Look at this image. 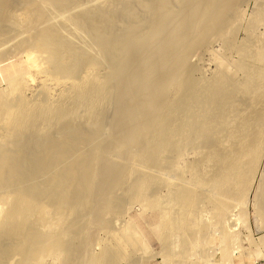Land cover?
<instances>
[{
    "label": "rangeland",
    "instance_id": "rangeland-1",
    "mask_svg": "<svg viewBox=\"0 0 264 264\" xmlns=\"http://www.w3.org/2000/svg\"><path fill=\"white\" fill-rule=\"evenodd\" d=\"M5 1H7V0H4V1H2L3 3H11V4H13V1L15 2V0H8L7 2H5ZM9 1H11V2H9ZM17 2H19V4L20 5H22L23 3H25V5H27L28 6V8H30L29 6L30 5H33V2H34V0H28L27 1V3H29L30 5H28V4H26V2H25V0L24 1H22V0H16ZM36 1V3H38L39 1L38 0H35ZM42 0H40V2H41ZM83 0H81V4L83 5V4H85L84 3V1L82 2ZM90 1H92V0H90ZM95 1H97V0H93V2H95ZM99 1V0H98ZM103 1H107V2H110V3H115V0L113 1H111V0H103ZM117 1H119V0H117ZM116 1V2H117ZM120 1H122V0H120ZM127 1L129 2V1H131V2H129V3H127ZM156 1V2H155ZM123 0V2L126 4V6H128L129 4H131L130 6H128V7H130V11H129V13H130V15L128 14V12H124V10H123V12L126 14V16H123V18L121 17V15H120V20H118L116 23H115V27L117 28V31H116V29H115V27H114V32L116 33H114L115 35H116V37L118 38V40H122V41H119V43L120 42H123V40H124V38H125V35L122 37L121 35H118L117 36V32H119V34H122V33H120L121 32V29L123 30V34H126L127 35V32H129L133 27H136V28H134V29H132L131 30V32H130V35H131V37H130V35L128 34L127 35V37L125 38V39H129V37L130 38H134V35H137V36H135V38L133 39L134 41H135V39L137 40V39H139L138 40V42H140L139 44H135V45H139V46H137V47H139V48H137L138 49V52L140 53L141 51V53L139 54V53H137V51H135V50H137L136 48H132L133 49V51L131 50L130 51V49L129 48H127L128 49V52L130 51V53H126L125 52V54H130L128 57L125 55L123 58L121 57V59L119 60V61H121V63H119V61H118V63H116V61H115V64L113 65L114 66V68H115V70L116 71H118V69L120 68L121 70H122V68L123 67H120V66H122V64H123V61H124V63L125 64H127L125 61H128V64H127V66L125 65H123L124 66V69H123V71H121V73L123 72L124 73V75H122V74H120V75H114V72H116L114 69H112L111 68V66L112 65H110L111 63L113 64V60H112V62L110 63V61H104L103 60V63L104 62H106V63H104V65H102L101 63V61H99V63L98 64H101L100 66H101V68H100V66L99 67H97V65H92V66H88L89 67V69H88V67H87V69H85V67L84 68H81L78 72V74H80L79 76L80 77H83L86 73H87V75H89L88 77H86V75L83 77V78H81L80 80H82L83 82L85 81V83H87V82H89L90 80L91 81H94L95 80V78L96 79H98V80H96L95 82H98L97 84H95V86L93 85V87L92 86H90L91 84H90V82L88 83V84H90V85H88L87 84V88H88V86H90L89 87V89L87 90V88H85V91L87 90L88 92H86L85 93V91L84 92H79L75 87V85L76 84H81V82L82 81H80L77 77H75L76 75H73L72 76V78H71V76L69 77V80H68V77H67V75L66 74H62V73H58V72H55V73H58V74H60V76L58 77V76H56L57 74H55V73H52V72H54V71H52L51 70V67L50 66H48V68L49 69H47L46 71H45V69H42V70H44V72L42 71H39V70H41V68H38V66H40V65H42L41 67L42 68H47V65L49 64V61L45 58V55L44 54H47V53H44V52H41V51H38L37 49H36V51L35 52H33V53H35L34 55H37L36 53H37V51H38V53H42L43 54V57L46 59H43V60H45V61H43L42 60V56L40 55V54H38L37 56H38V58H39V56L41 57V60L42 61H40V58H39V60L37 61V64H36V62L34 61V63H32V62H30L31 64H32V66L30 65V63H29V59H27V57H26V55H28V54H31L30 52L31 51H33L32 49H34L35 50V48H31L30 50H29V47H31L29 44H27L28 46H27V48L24 46V48H22V49H24V50H22L21 49V47H19L18 48V51H17V47H18V39L20 40H22L23 38H25L26 36L25 35H23V34H27V33H25V31L28 29H30V28H32V26L31 25H33L34 27H36L37 26V24H35L34 25V23L32 24V21L34 22L35 20H37L36 18H34V20H32L33 19V14H32V16H30V13H29V16L26 14V12H25V15L27 16V17H31V19H30V21H31V23L29 22V20H28V18H25V16H23V10L27 7H25V5H23L25 8L22 10V8H23V6H21L20 8H21V11H22V13H21V11H19L20 9L18 8V11H16V14H15V11H14V9L15 10H17L16 8L19 6V4L17 5L16 3L15 4H13L14 5V8H12V9H10L9 11L11 12V10H12V12L14 11V14L11 12V14H13V15H18V16H16L17 18H19L20 17V15H21V17L20 18H22L23 19V21L22 20H19L20 21V23L21 24H23V25H25L21 30H20V32L22 31V30H24V28L26 29L25 31H23V32H17V31H19V30H17L16 29V31H11V30H13V28L9 25L10 23H4V21H2L5 25H1V29H2V27H3V29L2 30H5L4 28H5V26L8 24L9 26H7L8 28H10V30L8 29V30H6V32L5 31H2V30H0L1 32H0V34L1 33H3L4 34V32H5V34L3 35H0V55H1V52L3 53L2 54V57L0 56V58L2 59V60H0V95H2V96H0L1 97V99H0V103H1V100H3V98H4V96L3 95H6V96H9L10 97V95H11V93L13 92V95L14 94H16L15 92H18L17 93V95H15L14 96V98L13 97H8L9 99H10V101H11V98L14 100V99H16L17 100V102H19L18 104H20V102H21V105H20V109H21V107H22V102L23 103H25L24 105H23V107L25 106V108L24 109H26L27 111L29 110H31V112H34V113H29V111H28V113L26 112V115L27 114H29L30 116L32 115V117H28L29 115H27L26 117L28 118V119H20V117H16V118H19V119H17V120H19V122H22L21 124H19L18 123V121L17 120H15V121H12V120H14V119H11V118H8V116H7V118L8 119H11V120H9L10 122H8L7 120V118H5L4 117V114H3V105H0V107L2 108V109H0V113H1V111H2V114H0V116L1 117H3V119L0 117V142L3 140V145H5V141L7 142L8 141V139L9 140H12V135L13 134H16V135H14V137L13 138H18L17 136H20V134L22 133L23 134V132H25L26 131V129L29 131H27L26 132V135L28 134V133H30V130H35V131H37L38 130V133H37V136H38V134H39V137L40 136H45L44 138H47V139H54V140H56V138H58L60 135H52V134H55V133H57V134H59L60 132L59 131H61V129H62V126L60 127V124H61V122L64 120V122H65V124H66V122H68V124L67 125H65L64 124V122H62L64 125H63V127L64 126H69V127H71L72 125H74L73 127H75L76 129H82L81 131L83 132L84 130V132L83 133H85V134H87V135H89V136H91V138L90 139H93V136L91 135V132H93L92 134H94V133H96V134H94V136H96L95 137V139L91 142V144H86V146L88 145V148H90V150L88 149V148H86V146H84V145H82V149H84V147H85V149H88L87 150V152L88 151H90L91 153H93L94 151L96 152V151H98V154H97V158L98 159H95L96 157H94V161L95 162H97L98 160V163H99V165H98V163L96 164L95 162H93V163H95L98 167H96V165L95 164H93L94 165V169L93 170H95L94 171V176L96 177V175H97V177L95 178V180H96V182H95V180H94V183H96L95 185H93L92 184V187L94 188V187H96L95 189H93V188H91V191H92V189H93V191H95V192H91L90 191V193L89 194H87V193H84V194H82V193H79V194H81V197H82V199H84L83 200V204H85V206L84 205H82V203H81V199H78V198H80V197H78V196H80L79 194H77V193H74L75 195H78V196H75V195H72V193L73 192H71V195H69L70 197V199H72V202H73V198L72 197H75V199H76V203L77 204H75V205H72L73 203L71 202V200H70V202L72 203L71 204V208L73 207V206H75V208L77 207L76 205H78V206H83V207H85L84 209H83V207H79V208H76L77 210H79V211H75L74 210V212L72 213V211L73 210H71V212L70 211H68L67 210V205L65 206L64 205V207H66V210H65V208L63 207L62 208V206L60 207V204H59V206L57 205L58 204V201H57V207H55V206H53L52 204H55V203H52V201H51V204H50V201H48L49 203H48V206H47V204H46V206H44L45 205V203H47L46 201L49 199V198H47L45 201H44V199H40L39 200V202L41 201V200H43V202H44V208H46V210L45 211H47L46 213L48 214H46V213H44V214H46V215H43V217L44 216H49L50 217V219H52V217H54L55 218V216H56V218H55V220L57 221V224H58V220L59 221H62V215L64 214V217H68V218H66L65 219V221L67 220V222H68V224H67V222H59L60 224L61 223H64L63 225L64 226H62V224H61V227L63 228V230H62V232L61 231H59L61 228H59V227H56V221H54V226H52V223H51V226L52 227H55L54 229H56L55 230V232H52V228L50 227V222L48 223V222H46V224H45V227H46V225L49 227L48 228V230L49 229H52V230H47L45 227H44V230L42 229H40V226H39V228H38V232H40L39 231V229L41 230V234L43 235V231H45L44 233H45V236H46V238L45 237H43V238H40V239H38V237L36 238L37 239V241L36 242H34V244H33V242H32V240L30 241V242H32L31 244H30V242H29V244H30V250H31V252H30V250H29V252L27 251L26 252V249H28L29 248V246L27 245L26 246V249H25V251H20V253H19V250H18V253L19 254H15V253H11L10 255H6V257H10V258H6L5 259V256H4V260H6V261H1L2 263H0V264H30L31 262V264H35V263H37V264H54V263H56V261H57V263L56 264H98V262L100 263V264H134V262H137V264H264V244H263V242H262V240L264 239V209H263V205L264 204H262L263 202V198L261 199L260 197H262V196H264V192L262 193V191H264L263 189H264V185H262V184H264V181H262V180H264V148H263V146H264V138H263V135H264V96L262 95V93H259V94H255V95H253V97H251V95H250V97L248 96V93H247V96H248V98H247V96H246V94H245V92H244V94H245V96L243 95V97L241 96V94H242V92H243V89L241 88L242 86V84L244 83V82H246V80L243 82V79L244 78H246L247 76V74H244L243 75V73L242 72H244V66H246V64H244V66L243 67H241V68H239L238 66H239V64L240 65H243V62H245V63H248V60H247V58H246V56H247V54H248V49H246L247 51H245V50H243L244 48H242V52H246L245 54H242V53H240L241 52V49L239 50V47H242V46H244V45H246L247 47L248 46H251V44L253 43V42H255V43H257V45H261V46H263V42H264V22H263V20H264V17L263 16H261L262 15V13H264V3H262V2H264L263 0H261V3H259L260 2V0L258 1V0H256V2H255V0H248L249 1V3H248V1H246L247 3H244V2H242V3H244V4H246V5H248V6H241L242 5V3H241V5H240V7L239 6H237L235 9L236 10H238V9H240L241 7H244L243 9L241 8V10H243L242 12H241V10H238L240 13H238V14H235V13H233L232 12V14H231V19H236L237 17H239L240 18V20L242 21H237V19H239V18H237L236 19V23H235V21H232L231 22V24H233L232 25V27H233V31H232V27H231V24L229 25V30L230 31H232V33H234V32H236V33H234V35L233 34H230V36H229V33H230V31H228V30H226V32L228 33V36L223 32V34L222 33H220V34H222V37L221 36H219L220 34H218L220 31L219 30H217L218 31V33H216L215 32V29H213V31L215 32H213L214 33V35L216 34V35H218L219 37H221V38H225V36H224V34L227 36L226 38H230V39H227V40H230L229 41V43L230 44H228L229 45V47H228V45H226L227 43H225V41L226 42H228L226 39L225 40H223L222 39V41H221V39H220V41L217 39V37H215L212 33V36H214V39H212L213 37H210L209 38V36H210V33H208V32H210V30H208L207 31V29H206V31L205 32H207L209 35H207V34H204V38H205V35L206 36H208V37H206L207 39H205V41L207 40V41H209V40H212L213 42H208L207 43V45L205 46L204 44H203V42H204V40H202V39H200L202 36L201 35H199L198 37H200V38H198L197 39V37H196V39H195V37H193V38H185L184 39V37H183V34H182V32H181V30L180 29H177V27H176V25H179V24H185L187 21V19L186 18H183L184 20H183V22H181V20H179L181 23H179V21H178V19H180L179 18V15H180V17H181V15H184L185 17H187V13L185 14L184 12V14H179V12L180 11H183L184 10V8L183 7H185V3H186V5H188V3H187V0H179V1H177V0H173V3H172V1L171 0H167V3H166V0H159V2H158V0ZM176 1V2H175ZM258 1V2H257ZM32 2V3H31ZM39 2V3H40ZM89 2V1H88ZM92 2V3H93ZM100 2V1H99ZM138 2V3H137ZM142 2H144V3H142ZM153 2H155V3H153ZM157 2H158V4H160L161 3V5H162V2H164L163 3V5L164 4H166V5H169V6H171V7H168V6H166V5H164V6H166L167 7V10H168V8H169V11L168 12H170L169 13V15L170 14H172L173 13V15H170V18L167 16V18H166V20L169 18V22L170 21H172V19H173V21H174V23H173V25L175 24V26H173V25H171L170 27H169V24H172V22L171 23H167L168 21H166V25H168V26H166V29H167V27H168V32H167V30L165 31V34H164V36H162L163 34H161V38H160V36H158V37H156V34H160V33H157L156 31L154 32L155 33V35L151 32V30L152 29H150L151 27L150 26H155V25H158L159 23V21L158 20H160V19H158V18H155V15L157 14V13H159L160 11H161V8H160V11H159V8H157L158 9V11L159 12H157V10H155L156 9V7L158 6L157 5ZM170 2V3H169ZM182 2H185V3H182ZM22 3V4H21ZM36 3L34 2V7L36 6ZM86 3H87V0H86ZM136 3H137V5H136ZM148 4L147 6L145 5V4ZM152 3V5L150 6V4ZM169 3V4H168ZM178 3V4H177ZM181 3V4H180ZM261 4V5H263V6H261V5H259V4ZM141 4V5H140ZM175 4V5H174ZM86 5V4H85ZM132 5H134V7H132ZM156 7H155V6ZM173 5V6H172ZM257 6V5H259L261 8H262V11H260V7L258 6V7H255V6ZM33 6H32V9H30V10H33ZM37 6H38V4H37ZM125 6V5H124ZM125 6V7H126ZM139 6H143V7H139ZM148 6H150V9L148 8ZM152 6L153 7H155V12H157L156 14L152 11L151 12V10H152ZM160 6V5H159ZM177 6H178V8H177ZM181 6V7H180ZM1 7V6H0ZM128 7H127V9H128ZM135 7H137L136 9H137V11H136V9H135ZM160 7H162V6H160ZM239 7V8H238ZM27 8V9H28ZM144 8H146V9H144ZM147 8H148V10H147ZM175 8H176V10H175ZM238 8V9H237ZM247 8V9H246ZM257 10H256V9ZM260 8V9H259ZM1 9H3V10H6V9H4V8H2L1 7ZM1 9H0V12L1 13H3V11H1ZM27 9H25V10H27ZM125 9V8H124ZM182 9V10H181ZM202 9V8H201ZM258 9H259V11H258ZM171 10V11H170ZM186 10V9H185ZM236 10H234V11H236ZM254 10H255V12L259 15V16H261V17H263V19H261V22H263L262 24H261V22L259 21L260 19H258V22L260 23V25L258 24H255L256 23V21L257 20H255V19H257V18H260V17H258V16H256V13L254 12ZM52 11L54 12V9L53 10H48V11H46L45 12V16H46V18H47V16H48V18H49V20L48 19H46V18H42L43 19V21L44 20H48V21H46V22H49L51 19H53V22H56V19H59V22L61 21L60 20V18L59 17H62V12L61 13H57V14H61L58 18H56L55 19V17L56 16H58V15H56L55 16V14L54 13H52ZM126 11V10H125ZM128 11V10H127ZM137 13H136V12ZM140 11V12H139ZM142 11H148L147 12V15H145L146 13L144 12H142ZM149 11H150V13H149ZM4 12H6V13H8L9 15H11L10 14V12H8V9L6 10V11H4ZM29 12V10L27 11V13ZM139 12V13H138ZM187 12V11H186ZM259 12H262L261 14H259ZM0 13V14H1ZM6 13H3V14H1L2 16L4 15L5 17L7 16V17H9V15H7ZM20 13V14H19ZM51 13V15H52V17H49V16H51V15H48V14H50ZM123 13V14H124ZM137 15H136V14ZM141 13V14H140ZM154 15H153V14ZM180 13H182V12H180ZM243 15H242V14ZM6 14V15H5ZM122 14V15H123ZM124 14V15H125ZM133 14V15H132ZM141 16H140V15ZM176 14H177V16H176ZM241 14V17L243 18H241L239 15ZM64 15V14H63ZM128 15V16H127ZM153 15V16H152ZM159 15H160V13H159ZM236 15H238V16H236ZM12 16V15H11ZM45 16H42V17H45ZM133 18H132V17ZM139 16V17H138ZM145 16V17H144ZM172 16V17H171ZM183 16V17H184ZM254 16V18H252ZM255 16L257 17V18H255ZM134 17H135V19H134ZM148 17V18H147ZM150 17V18H149ZM151 17H154L153 19H154V21L156 22H154L153 21V19L151 18ZM177 17H178V19H177ZM232 17H236V18H232ZM12 18V17H11ZM51 18V19H50ZM147 18V19H146ZM175 18L177 19V21L175 20ZM182 18V17H181ZM229 18V19H230ZM7 20H8V18H6ZM28 20V22H25L24 20ZM42 19H40L41 21H42ZM54 19H55V21H54ZM129 19H130V21H129ZM137 19H138V21H137ZM140 19V20H139ZM144 19V20H143ZM186 19V20H185ZM230 19V20H231ZM142 20V21H141ZM149 20V21H148ZM253 20H255V22L253 21ZM22 21V22H21ZM39 21V20H38ZM37 21V22H38ZM41 21H39V22H41ZM152 21L154 22V24L155 25H153V24H151L152 23ZM175 21H176V23H175ZM186 21V22H185ZM25 24H24V23ZM36 22V21H35ZM36 22V23H37ZM53 22H51V23H53ZM131 22V23H130ZM234 22V23H233ZM27 23H30V25L29 24H27ZM56 23H58V20H57V22ZM55 23V24H56ZM61 23V22H60ZM117 23L119 24V23H121L120 25H121V27H120V25H117ZM130 23V24H129ZM140 23V24H139ZM146 23H149V24H146ZM179 23V24H178ZM228 23H230V22H228ZM252 23H254L253 25H252ZM39 24H41V23H39ZM128 25V27H131V28H128L127 26H124V25ZM131 24H132V26H131ZM135 24H139V25H136V26H134ZM144 26H143V25ZM181 24V25H182ZM187 24V23H186ZM23 25H21V27L23 26ZM119 27H117V26ZM130 25V26H129ZM146 25V26H145ZM150 25V26H149ZM237 25V26H236ZM240 25V26H239ZM250 25V26H249ZM255 25V26H254ZM123 26H124V28H123ZM139 26V27H138ZM173 26V27H172ZM247 26V27H246ZM254 26V28L252 29V27ZM7 27H6V29H7ZM28 27V28H27ZM30 27V28H29ZM33 27V28H34ZM40 27H42V26H40ZM39 27V28H40ZM156 27V26H155ZM257 27V28H256ZM37 28H38V26H37ZM143 28V29H142ZM147 30V28H148V30H150V32L149 31H146L145 29ZM174 28V29H173ZM200 28H202V26L200 27ZM220 28V27H219ZM231 28V29H230ZM249 28H251V29H249ZM62 29H65V28H62ZM120 29V30H119ZM136 29V30H135ZM138 29H140L139 30V34H135L134 32V35H133V33H132V31H134L135 30V32H137L138 31ZM156 29V28H155ZM169 29H170V32H169ZM218 29V28H217ZM235 29V30H234ZM237 29V30H236ZM255 29V30H254ZM27 30V31H28ZM33 30V29H32ZM38 30V29H37ZM37 30H36V28H34V31H36L37 32ZM129 30V31H128ZM173 30V31H172ZM204 30H205V28L202 30V29H198V31H200V32H202V34L203 33H205L204 32ZM247 30H248V32H247ZM12 33H11V32ZM63 31V30H62ZM65 31H66V29H65ZM64 31V32H65ZM153 31V30H152ZM198 31H196V32H198ZM8 32V33H7ZM28 32H31V33H28L29 34V36L30 35H32V32L33 31H31V29H30V31H28ZM36 32L34 33L33 32V35L34 34H36ZM126 32V33H125ZM142 32H143V34H142ZM200 32H198L197 34H199ZM246 32V33H245ZM10 33V34H9ZM138 33V32H137ZM149 33H150V35H149ZM168 33H169V35H168ZM174 33V34H173ZM249 33V34H248ZM252 33V34H251ZM259 33V34H258ZM19 34L20 35H22V36H24L23 38H22V36H19ZM27 34V35H28ZM172 34H173V37H171L172 36ZM181 35L182 36V39L184 40H181V37H179V35ZM245 34V35H244ZM11 35H12V37H11ZM16 35V36H15ZM32 35V36H33ZM140 35H143V36H140ZM149 35V36H148ZM153 35V36H152ZM194 35H195V33H194ZM193 35V36H194ZM251 35H253V36H251ZM17 36H19L18 38H17ZM28 36V37H29ZM129 36V37H128ZM146 36H147V38H146ZM175 36H177V38L175 37ZM191 36H192V34H191ZM234 36V37H233ZM236 36V37H235ZM6 37V38H5ZM9 39H8V38ZM11 37V38H10ZM15 37H16V39H15ZM73 37H75V36H73ZM80 37V40L79 39H77V38H79ZM81 35H79L78 37H76V38H73V39H77V42L79 41L80 43H78V45L80 44V46H82V43L84 42V41H81L82 39H81ZM84 37V36H83ZM121 39H120V38ZM137 37V38H136ZM144 37V38H143ZM158 38V39H160V41H162V42H160L158 39L156 40V38ZM165 37V38H164ZM168 37V38H167ZM202 37V38H203ZM251 37V38H250ZM262 37V38H261ZM14 38V39H13ZM27 38V37H26ZM30 38H31V36H30ZM85 38V37H84ZM123 38V39H122ZM142 38H143V40H142ZM146 38V39H145ZM172 38V39H171ZM173 38H175L174 40H173ZM179 38V39H178ZM232 38H234L235 40H233ZM254 38V39H253ZM28 39V38H27ZM89 38H85V40H87V41H89L88 40ZM141 39V40H140ZM174 41L173 43H172V41ZM186 39H188V41H186ZM190 39V40H189ZM209 39V40H208ZM217 39V40H216ZM252 39V40H251ZM3 40V41H2ZM13 40H15V41H13ZM21 40H20V45L19 46H22L23 44H21ZM84 40V39H83ZM133 40H131V41H133ZM146 40V41H145ZM167 40H169V44H170V46H169V44L167 45L166 43H165V41H167ZM175 40H178V42L177 41H175ZM197 40V41H196ZM198 40H202V42L200 43V41L198 42ZM248 40V41H247ZM254 40V41H253ZM262 40V41H261ZM87 41L86 42H84L83 44L85 45V46H88L89 44H90V42L87 44ZM126 41L127 40H125L123 43H121L120 45H122L123 44V46L122 47H117V49H119L118 51L120 52V51H122L123 53H124V51H125V49H123V47L125 46V43H126ZM134 41H133V43H134ZM142 41H144V43L142 42ZM243 41V42H242ZM245 41V42H244ZM260 43V44H258V42ZM76 42V41H75ZM142 42V43H141ZM145 42H147V43H145ZM153 42H154V46H153ZM157 42V43H156ZM159 42V43H158ZM177 42V43H176ZM183 43V44H181V43ZM189 42V43H188ZM235 42H236V44H235ZM12 43V44H11ZM15 45H14V44ZM18 43V44H17ZM149 43V44H148ZM163 43H165V44H163ZM198 44L197 46H196V44ZM211 43V44H210ZM233 43V46L235 47V49H233V47L232 46H230L231 44ZM247 43V44H246ZM249 43H251V44H249ZM13 45L12 47H10V49H9V46H11V45ZM87 44V45H86ZM147 44L149 45V46H147ZM157 44V45H156ZM178 44V45H177ZM201 44H203V46L201 45ZM249 44V45H248ZM254 44V43H253ZM253 44H252V46H253ZM5 45H8V47L7 46H5ZM84 45H83V47H84ZM119 45V44H118ZM142 45V46H141ZM176 45H177V47H176ZM195 45V46H194ZM201 45V46H200ZM210 45V46H209ZM227 47H226V46ZM240 45V46H239ZM255 46H257L256 44H254ZM14 46H16V48L14 47ZM126 46H127V44H126ZM130 47H132L131 45H129ZM149 47V48H142V49H144V50H146L147 49V51H145V53L143 52V50L140 48V47ZM159 47L158 49V51H159V54L160 55H162V53L164 54V55H162L163 57L165 56L166 57V54L164 53V51L167 53L169 50V54L171 55V56H173L174 57V55H173V53H177V54H179V52L181 53V54H179V55H177L178 57V59H179V61H178V63L180 62V59H181V62H180V64H179V66H177V64H175L176 66L174 67V66H172L174 63L173 62H171L170 60H169V62L172 64H170V63H168L166 60H165V62H167V65L168 64H170L171 66L170 67H174V69L176 68V70L174 71V69L172 68V69H170V70H172V71H170V72H168L169 71V69H167V68H170L169 67V65L166 67V66H162L161 64L163 63V64H165L164 63V61L163 62H161L162 61V58L163 57H159L158 55V51H154V50H157L156 48H154V47ZM161 46V47H160ZM168 46V47H167ZM187 46V47H186ZM255 46L253 47V48H255ZM4 47H6V49L8 50V51H5V53L3 52L4 50H6ZM23 47V46H22ZM128 47V46H127ZM174 47V48H173ZM197 49V50H195V48ZM246 47V48H247ZM11 48L13 49V51L11 50ZM28 49V51H26V49ZM122 50H121V49ZM154 49V50H151V49ZM162 48V49H161ZM178 49L177 51H176V49ZM203 48V49H202ZM238 48V49H237ZM253 49L252 47H249V49ZM4 49V50H3ZM116 49V50H117ZM126 49V50H127ZM141 49V50H140ZM169 49V50H168ZM175 49V50H174ZM231 49V50H230ZM9 50H10V52H9ZM140 50V51H139ZM160 50H162V53H161V51ZM164 50V51H163ZM118 51L116 52V53H118ZM134 51H135V53H134ZM153 51V52H152ZM176 51V52H175ZM189 51H191L192 52V54L189 52ZM208 51V52H207ZM229 51V52H228ZM26 52V53H25ZM115 52V51H114ZM173 52V53H172ZM184 52V53H183ZM238 52V53H237ZM116 53H114L113 55H117ZM121 53V52H120ZM142 53H143V55H142ZM152 53V54H151ZM195 54V56H194V54ZM4 54H6L5 56H4ZM9 54V55H8ZM220 54V55H219ZM241 54L242 55H244V57L246 58H244L246 61H244V59L243 58H241L242 56H241ZM119 55V54H118ZM117 55V56H118ZM124 55V54H123ZM149 55H151V58H149ZM170 55H169V58L168 59H170ZM175 55V56H176ZM212 55V56H211ZM215 55V56H214ZM246 55V56H245ZM37 56H36V58H37ZM120 56H122V55H120ZM132 56V57H131ZM135 56V57H134ZM181 56H182V58H181ZM3 57H4V59H3ZM115 56H113V58H114ZM119 57V56H118ZM117 57V58H118ZM154 57V58H153ZM168 57V56H167ZM184 57V58H183ZM189 57V58H188ZM219 57H220V59H223V57H224V65L222 66V63L220 62V63H217V61H218V59H219ZM29 58V57H28ZM37 58V59H38ZM117 58H114L115 60H117ZM120 58V57H119ZM118 58V59H119ZM125 58H127V60L125 59ZM130 58V59H129ZM133 58L135 59L136 58V61L135 60H133ZM148 58V59H147ZM161 58V59H160ZM186 58V59H185ZM195 58V59H194ZM215 58V59H214ZM218 58V59H217ZM149 59H152V61L151 60H149ZM167 59V58H166ZM167 59V60H168ZM243 60V62H242V60ZM29 60V61H28ZM34 60H35V58H34ZM130 60H132L134 63H132ZM154 60H155V62H154ZM173 60L175 61V63H177V61H176V59L175 58H173ZM216 60V61H215ZM222 60V61H223ZM240 62H239V61ZM130 61V62H129ZM156 61H158V63H160V64H157V62ZM184 61H185V63H184ZM226 61V62H225ZM228 61V62H227ZM233 61V62H232ZM41 62V64H39V63ZM45 62V63H44ZM101 62V63H100ZM107 62H109V63H107ZM145 62H146V64H147V66H149V67H147L146 65H145ZM150 62V63H149ZM152 62H153V64H152ZM186 62H188V64L186 63ZM192 62H194V64L192 63ZM215 62L217 63V64H220L223 68H224V66H225V64L226 63H228L227 64V66L228 67H230L229 69H227V70H229V71H233V73L235 72V70L237 69H244V70H238V72H240L239 74H238V72H235V76L233 77V76H231L230 74V72L228 71V76L230 77L229 79H231V78H237V81L239 82H241L242 84H240V82L239 83H237L236 82V79H235V83H236V85H234L235 83L234 82H232V81H227L226 83H234L233 85H234V87H233V89L234 88H236L237 87V84H239V86H241L240 88L239 87H237L236 89H238L239 88V90H236L238 93H241V94H239L237 97H234L235 98V100H233L234 98L232 97V96H234L232 93H234V91L235 90H231L228 86H230V87H232V84L231 85H225L227 88H228V91L232 94V96L231 97H228V96H230V94L228 95V91H226V93H225V91H224V89H222L223 91L222 92H220V90L218 91L217 90V92H218V94H219V96L221 95V93L223 94V95H225V98H226V96H227V98H232V100H233V102L235 101V103H234V105H233V102L232 103H230L229 104V102L231 101V99L230 100H228V101H226L227 100V98L226 99H224V96H223V98L222 99H224V100H222L221 98H219V96H218V98L219 99H221L222 100V102L220 103V102H218L219 101V99L217 98V97H215V98H217V100L216 101H214L215 102V104H214V107H215V105H216V103H217V107H215V109L216 108H220V109H213L214 107H211V108H209L207 105H208V103L209 102H213V94H215V92L216 91H214V93H213V91H212V93L208 90V94H207V90H206V93H204L205 91L203 90V88H202V85H204V89H205V87H206V85L207 86H209L210 85V83L211 82H213L212 83V85H216V80H219L218 78V76H219V73L221 74V72H220V70H222L220 67V65H218L219 66V68L217 69V68H215ZM239 62V63H238ZM131 63V64H130ZM138 65H137V64ZM183 63V64H182ZM214 63V64H213ZM237 63V64H236ZM242 63V64H241ZM33 64H36V65H33ZM119 64H121L120 66H119ZM133 64H134V66H133ZM186 64V65H185ZM212 64V65H211ZM232 64V65H231ZM50 65V64H49ZM107 65H109L108 67H106ZM118 65V66H117ZM194 65H196V66H194ZM234 65H236V66H234ZM248 65V64H247ZM95 66V67H94ZM103 66V67H102ZM107 68H105V67ZM112 66V67H113ZM116 66V67H115ZM132 66V67H131ZM144 66V67H143ZM166 67V70H167V72H166V70H164V72H162V70L164 69H162V67ZM192 66H194V67H196V68H192L191 69V67ZM227 66H225V67H227ZM34 67V68H33ZM96 69H94V68ZM119 67V68H118ZM125 67H128V68H126L125 69ZM134 68V70L133 69H131V68ZM151 67V68H150ZM156 67H158V68H156ZM184 67V68H183ZM217 67V66H216ZM227 67V68H228ZM236 69H235V68ZM35 68H38V70L37 69H35ZM91 68V69H90ZM108 68H110V69H108ZM117 68V69H116ZM142 68V69H141ZM148 68V69H147ZM187 68H190V70L189 69H187ZM247 68V67H246ZM249 68V67H248ZM247 68V69H248ZM83 69H85V70H83ZM159 69V70H158ZM193 69H195V70H193ZM214 69H215V71H214ZM225 69V68H224ZM223 69V70H224ZM87 70L88 71H92V72H87ZM110 70H113V71H110ZM149 70H150V72H149ZM153 70V71H152ZM184 70V71H183ZM227 70H226V73H227ZM236 70V71H237ZM37 71V72H36ZM81 71V72H80ZM83 71V72H82ZM84 71H85V73H84ZM97 71V72H96ZM126 71H128V72H126ZM131 71H133V72H131ZM159 71V72H158ZM173 71H174V73H173ZM176 71H178V72H176ZM217 71V72H216ZM231 71V72H232ZM46 72H49L48 74L50 75H48ZM112 74H111V73ZM119 72V71H118ZM134 72H136V73H134ZM143 72V73H142ZM145 72V73H144ZM157 72V73H156ZM163 74H162V73ZM181 72H183V73H181ZM190 72H192V73H190ZM196 72V73H195ZM197 72H198V74H197ZM215 72H216V74H218V76H214L213 77V75H215ZM219 72V73H218ZM246 72H248V70H245V72L244 73H246ZM46 73V74H45ZM84 74L83 76H82V74ZM99 73V74H98ZM110 73V74H109ZM133 73V74H132ZM148 73V74H147ZM169 75H168V74ZM173 73V74H172ZM232 73V74H233ZM238 75H237V74ZM55 74V75H54ZM78 74H77V76H78ZM92 74V75H91ZM94 74V75H93ZM116 74H119V73H116ZM126 74V75H125ZM127 74H128V76H127ZM130 74H132V76L130 75ZM167 74V75H166ZM176 74V75H175ZM189 74V75H188ZM47 75V76H46ZM63 75H65V76H63ZM91 75V76H90ZM98 75V76H97ZM104 75H107V76H104ZM108 75H110V76H108ZM130 75V76H129ZM146 75V76H145ZM151 75H152V77H151ZM158 75V76H157ZM160 75V76H159ZM242 75L243 76H245V77H243V79H241V77H242ZM45 76V77H44ZM49 76V77H48ZM52 76V77H51ZM54 76H56V77H54ZM78 76V77H79ZM92 76H94V78L93 79H91L90 77H92ZM96 76V77H95ZM103 76V77H102ZM143 76V77H142ZM145 76V77H144ZM156 76V77H155ZM170 76V77H169ZM193 76V78L194 79H196V80H194L193 78H191ZM48 77V78H47ZM61 77H66V79L64 78H61ZM75 77V80L73 79ZM107 77V78H106ZM111 77V78H110ZM115 78V80L116 81H112V78ZM118 77H121V79L119 78L118 79V81H120V82H118L117 83V78ZM188 77V78H187ZM217 79H216V78ZM19 79L20 81H21V85H20V83L18 82V80H17V83H19V84H16L17 85V90L18 91H16L15 90V92H14V90H13V88L11 87L12 85V82H11V84H10V81L9 80H11L12 79V81H13V79ZM23 78V79H22ZM51 78V79H50ZM54 78V79H53ZM56 78V79H55ZM60 78V79H59ZM71 78V79H70ZM76 78L78 79V80H76ZM86 78V79H85ZM100 78H102V79H100ZM109 78H110V80H109ZM113 78V79H114ZM139 78V79H138ZM141 78H143V79H141ZM146 78V79H145ZM163 78V79H162ZM167 78V79H166ZM183 78H184V80H183ZM187 78V79H186ZM192 79V81L195 83L196 82V85L197 84H199V85H201V88L200 87H198L199 88V90H197V92H199V93H197L196 92V94L195 95H197L195 98L197 99V101L195 100V98H194V101H192V102H194V103H192V105H191V103H189V102H191L190 101V99L191 100H193V97H191V95H190V97L191 98H189V97H187L188 95H189V93H190V86L192 85V82L189 80V79ZM213 78L215 79V82L214 81H211V80H213ZM238 78L240 79V80H238ZM63 81H62V80ZM84 79V80H83ZM106 79V80H105ZM160 79V80H159ZM72 80V82L70 83V81ZM89 80V81H88ZM104 80V81H103ZM107 80L109 81V83L107 82ZM131 80V81H130ZM161 80H163V81H161ZM173 82H172V81ZM189 80V82H191V83H189L188 82V84H186V81H188ZM199 80V81H198ZM204 81V80H206V81H204V84L202 83V82H200V81ZM210 80V81H209ZM226 80V79H225ZM233 80V79H232ZM73 81L76 83H74V86L72 85L73 84ZM79 81V82H78ZM101 83H100V82ZM124 82V83H122V82ZM197 81H198V83H197ZM27 82V83H26ZM44 82V83H43ZM49 82V83H48ZM58 82V83H57ZM63 82V83H62ZM69 82V83H68ZM114 82V83H113ZM158 82V83H157ZM177 82V83H176ZM179 82H183L182 83V85H181V83H179ZM185 82V83H184ZM205 82H208L207 84L205 83ZM68 83V84H67ZM111 83V84H110ZM133 83V84H132ZM151 83H153V84H151ZM157 83V84H156ZM180 85H179V84ZM201 83V84H200ZM44 84H46V85H44ZM79 84V85H80ZM99 84V85H98ZM100 84L102 85V86H100ZM106 84V85H105ZM120 84H122V85H120ZM126 84V85H125ZM136 84V85H135ZM155 84V85H154ZM178 84V85H177ZM184 84V85H183ZM206 84V85H205ZM11 85V86H10ZM71 85H72V87H71ZM116 85V86H115ZM152 85V86H151ZM175 85H176V87H175ZM185 85H187V87H190V88H188L189 90V93H187V88L185 87ZM199 85H197V86H199ZM69 86V87H68ZM97 86V87H96ZM120 86V87H119ZM126 86V87H125ZM156 86V87H155ZM236 86V87H235ZM11 87V88H10ZM47 88V90H46V88ZM100 87V88H99ZM105 87V88H104ZM112 87V88H111ZM125 87V88H124ZM151 87V88H150ZM159 87V88H158ZM178 87H182L181 89H183L181 92L179 91V90H177L178 89ZM226 87H224V88H226ZM21 88V89H20ZM42 88V89H41ZM108 88V89H107ZM111 88V89H110ZM136 88V89H135ZM197 88V89H198ZM226 88V89H227ZM20 89V90H19ZM74 89V90H73ZM95 89V90H94ZM97 89V90H96ZM139 89V90H138ZM145 89V90H144ZM157 89H158V91H157ZM186 89V90H185ZM207 89V88H206ZM242 89V92H240V90ZM24 90V91H23ZM75 90H77V91H75ZM94 90V91H93ZM116 90H118V91H116ZM125 90H127L126 91V93L124 92L123 93V91ZM172 90V91H171ZM175 90H176V92H175ZM185 90V92H183ZM204 91V92H201V91ZM12 91V92H11ZM90 91H93V93L91 92L90 93ZM96 91V92H95ZM104 91V92H103ZM115 91V92H114ZM130 91H132V93L130 92ZM136 91V92H135ZM149 91V92H148ZM159 91H160V93H159ZM177 91H178V94H176L177 93ZM11 92V93H10ZM63 92V93H62ZM69 92V93H68ZM72 92H74L76 95H77V93H78V95H77V98H75L76 97V95L74 94V93H72ZM141 93V94H138V93ZM143 92V93H142ZM146 92V93H145ZM155 92V93H154ZM166 92V93H165ZM180 92V93H179ZM183 92V93H182ZM216 92V93H217ZM8 93H10V94H8ZM20 93V94H19ZM44 93L46 94V95H44ZM82 93V94H81ZM85 93V94H84ZM120 93H122L121 95H120ZM131 94L130 96L128 95V94ZM159 93V94H158ZM185 93V94H184ZM202 93H204V94H202ZM238 93H235V94H238ZM73 94L75 95V96H73ZM87 94V95H86ZM119 94V95H118ZM124 94H126V95H128L127 97H126V99H124ZM135 94V95H134ZM144 94V95H143ZM180 94H183V95H185V97L187 98V100H188V98H189V100L187 101L186 100V98L183 96V95H180ZM191 94V93H190ZM205 94H207V96H209V95H211V96H209V98L211 99V97H212V99H211V101H209L207 98H206V96H205ZM250 94V93H249ZM264 94V93H263ZM21 95V96H20ZM41 95V96H40ZM44 95V96H43ZM62 95V96H61ZM257 95V96H256ZM258 95H260V96H258ZM6 96H5V98H4V100L6 99ZM17 96V97H16ZM19 96H20V100H19ZM40 96V97H39ZM79 96H81V97H79ZM85 96V97H84ZM116 96V97H115ZM119 96L121 97V98H119ZM149 96V97H148ZM178 96V97H177ZM181 96V97H180ZM214 96H216V95H214ZM236 96V95H235ZM262 96V97H261ZM3 97V98H2ZM23 97V98H22ZM39 97V98H38ZM45 97V98H44ZM47 97V98H46ZM100 97V98H99ZM106 97V98H105ZM144 97H145V99H144ZM169 97V98H168ZM175 97V98H174ZM183 97V98H182ZM200 97H201V99H200ZM203 97H204V101H203ZM247 98V100H245L244 101V99L243 98ZM8 98L6 99V100H8ZM25 98V99H24ZM114 98V99H113ZM118 98V99H117ZM130 98V99H129ZM139 98H141V99H139ZM150 99V100H152V101H150V102H154L153 103V110H149L152 106H151V104L148 102V100L147 99ZM153 98L155 99V101H153ZM159 98V99H158ZM174 98V99H173ZM182 99V102L180 103V101H181V99ZM185 98V99H184ZM206 98V99H205ZM251 98V99H250ZM260 98H262V101H261V99ZM38 99H39V102H38ZM81 99H83V101H81ZM87 101H86V100ZM104 99V100H103ZM112 99V100H111ZM119 101L118 102V104L119 103H121L120 104V108L123 110L122 112H121V109H120V111H119V107H118V104H117V101ZM137 99V100H136ZM157 99V100H156ZM239 99V100H238ZM257 100V102L256 101H254V100ZM12 100V107H10V108H13L14 106L16 107V103H15V101L16 100H14L13 101ZM63 100V101H62ZM65 100V101H64ZM73 100V101H72ZM122 100H124L123 101V103H122ZM131 100H133V103H131L132 101ZM146 100H147V102L149 103V104H147L146 103ZM160 100V101H159ZM178 100V101H177ZM180 100V101H179ZM184 100L188 103V104H190V105H188L186 102H184ZM207 100V101H206ZM215 100V99H214ZM220 100V101H221ZM242 100V101H241ZM250 102H249V101ZM9 101V104H11V102ZM61 101V102H60ZM98 101V102H97ZM101 101H102V103H101ZM112 101V102H111ZM128 101H130V104H131V106L130 107H128L129 106V102ZM157 101V102H156ZM166 101H168V102H166ZM170 101V102H169ZM206 101V102H205ZM226 101V102H225ZM243 102L244 103V105H243V103H241V102ZM13 102L15 103V105L13 104ZM42 104H41V103ZM64 102V103H63ZM66 102V103H65ZM74 102V103H73ZM89 102V103H88ZM110 104H109V103ZM116 102V103H115ZM128 102V103H127ZM144 103L143 105H145V106H150V108L148 109V107H146L147 109H148V111H149V113L148 114H150L151 116H152V113L151 112H153L154 110H156V112H160V113H156L155 111V113L157 114H153V115H156V116H154V117H152L154 120L152 121H150V119H148L152 124H150V126L152 127V125H153V127L151 128L150 126H149V128L150 129H147L146 127H147V125H145L146 123L144 122L145 120H146V118H148V117H144L143 116V114L144 115H146V116H149V118H150V115H147L146 113H143L142 112V110H143V108L145 107H141V111L139 110L140 109V107L138 106V105H136L137 106V110L138 111H136V107H133V105L135 106V103H139V105L141 106V103ZM161 102V103H160ZM172 102L174 103V104H172ZM178 102V103H177ZM198 102V103H197ZM208 102V103H207ZM213 102V103H214ZM249 102V103H248ZM261 102V103H260ZM36 103V105H34ZM50 105H49V104ZM77 103V104H76ZM126 103H127V105H126ZM155 103H156V105H155ZM157 103H160L159 105H161L160 107H158V104ZM165 103V104H164ZM177 103V104H176ZM203 103H205L204 105H203ZM207 103V104H206ZM225 103V104H224ZM255 104V105H253V104ZM259 103V104H258ZM27 104H29V106L30 107H28L27 106ZM32 106H31V105ZM44 104H46V105H44ZM67 104V105H66ZM93 104V105H92ZM103 104V105H102ZM112 104V105H111ZM114 104V105H113ZM124 104V105H123ZM133 104V105H132ZM196 104V105H195ZM210 105L209 106H212L213 104L212 103H209ZM223 104V105H222ZM227 104V105H226ZM241 104L243 105V106H241ZM258 104V105H257ZM43 105V106H42ZM49 105V106H48ZM101 105V106H100ZM166 105V106H165ZM179 105V106H178ZM205 105L207 106L206 108H205ZM222 105V106H221ZM238 105V106H237ZM252 105V106H251ZM9 106H11V105H9ZM18 107H19V105H17ZM40 106H42V107H40ZM76 106V107H75ZM105 106H106V108H105ZM112 106H113V109H112ZM121 106H124V107H126V108H124V107H121ZM154 106H156V109H154ZM177 106V107H176ZM186 106V107H185ZM188 106V107H187ZM225 107V109H224V107ZM234 106H235V109H234ZM239 107V108H237V107ZM241 106V107H240ZM18 107H16V109H18ZM22 107V108H23ZM35 107V108H34ZM100 107V108H99ZM118 107V108H117ZM133 107V108H132ZM184 107V108H183ZM205 109H207V110H205ZM251 107V108H250ZM254 107V108H253ZM9 108V107H8ZM7 108V109H8ZM9 108V109H10ZM29 108V109H28ZM33 108V109H32ZM59 108V109H58ZM76 108V109H75ZM78 108V109H77ZM115 108H116V110H115ZM159 108V109H158ZM208 108H209V110H208ZM237 108V109H236ZM249 108L251 109L250 111H249ZM259 108H262V109H259ZM9 109H8V111H9ZM16 109L14 108V112H16V114H17V112H18V114L19 113H21L22 111L21 110H19V111H21V112H19L18 110L16 111ZM99 109V110H98ZM104 109V110H103ZM108 109V110H107ZM127 109V110H126ZM135 109V110H134ZM172 109H173V111H172ZM182 109V110H181ZM184 109V110H183ZM203 109V110H202ZM215 110V112L213 111V110ZM241 109V110H240ZM256 109V110H255ZM34 110V111H33ZM37 110H38V112H37ZM54 110H55V112H54ZM66 110V111H65ZM78 110V111H77ZM118 110V111H117ZM144 110H145V108H144ZM160 110V111H159ZM164 110H165V112H164ZM175 110V111H174ZM205 110V111H204ZM211 110H212V112H214V113H212L211 114ZM219 110H221V111H219ZM223 110V111H222ZM253 110V112H251ZM257 110H260V112L262 113L263 112V114H261L259 111H257ZM8 111H7V113H8ZM44 111V112H43ZM103 111V112H102ZM105 111H107V113L105 112ZM133 111H134V114H133ZM136 111V112H135ZM140 111V112H139ZM147 110H145V112H146ZM147 111V112H148ZM167 111V112H166ZM170 111H172L171 113H170ZM182 111V112H181ZM208 111V112H207ZM257 111V112H256ZM10 112H12L11 111V109H10ZM25 112H22V113H24L25 114ZM104 112H105V114H104ZM117 112V113H116ZM128 113V115L129 116H126L127 114H125V115H122L123 113ZM130 112V113H129ZM153 112V113H154ZM161 112H163V113H161ZM176 112H178V114L176 113ZM210 112V113H209ZM260 114H259V113ZM4 113H5V107H4ZM7 113L5 114V115H7ZM22 113H21V115H22ZM37 113V114H36ZM52 115H51V114ZM57 113V114H56ZM79 113V114H78ZM83 113V114H82ZM100 113V114H99ZM116 113V114H115ZM132 113V114H131ZM135 113H137V114H135ZM139 113V114H138ZM170 113V114H169ZM176 113V114H175ZM180 113V114H179ZM200 113V114H199ZM201 113H202V115H201ZM243 115H242V114ZM245 113V114H244ZM23 114V115H24ZM33 114H35V116L37 115V121L35 122V121H33L34 119H35V117L33 116ZM39 114V115H38ZM44 114V115H43ZM48 114V115H47ZM62 114V115H61ZM66 114V115H65ZM115 114V115H114ZM141 114V115H140ZM163 114V115H162ZM165 114V115H164ZM174 114V115H173ZM199 114V115H198ZM250 114H254V117H256V116H258V117H256V118H252V116L250 115ZM255 114H257V115H255ZM20 115V114H19ZM18 115V116H19ZM50 115L52 116V117H50ZM64 115H65V117H64ZM114 115V116H113ZM116 115H117V118H115L116 117ZM118 115H122L123 117L124 116H126L125 118H123V117H119ZM159 115V116H158ZM176 115V116H175ZM198 115V116H197ZM210 115V116H209ZM212 115V116H211ZM247 115V117H245ZM249 115H250V117H249ZM67 116H69V117H67ZM91 116V117H90ZM101 116V117H100ZM105 116V117H104ZM110 116V117H109ZM114 118H113V117ZM140 116V119L139 118H135V117H139ZM142 116H143V118H144V120L142 121ZM165 116V117H164ZM167 116V117H166ZM178 116V117H177ZM198 117V119H199V121H198V119H197V117ZM200 116L202 117L201 119H200ZM240 116V117H239ZM242 116H244V117H242ZM47 117H49V118H47ZM58 117V120L56 119ZM63 119H62V118ZM71 117V118H70ZM72 117H73V119H72ZM88 117V118H87ZM104 117V118H103ZM119 117V118H118ZM206 117V119H204ZM211 119H210V118ZM249 117V118H248ZM34 118V119H33ZM47 118V119H46ZM51 118V119H50ZM56 120H55V119ZM67 118V119H66ZM70 118V119H69ZM112 118V119H111ZM127 118H130V119H132L133 120V122L134 123H130V122H132V121H130L129 119H127ZM156 118V119H155ZM170 118H172V120L170 119ZM174 118V119H173ZM208 118V119H207ZM237 118H239V119H237ZM241 118V119H240ZM243 118V119H242ZM252 118V119H251ZM258 118V119H257ZM29 119H32L31 120V122H29ZM39 119V120H38ZM49 119V120H48ZM53 119V120H52ZM62 119V120H61ZM75 119V120H74ZM83 119V120H82ZM103 119V120H102ZM117 119H127V121H123V120H121L124 124H122L121 123V121L120 120H118L117 121ZM139 119V120H138ZM181 119V120H180ZM204 119V120H203ZM227 119L229 120V122H226L227 121ZM244 119H245V121H244ZM248 119H250V120H248ZM261 119H263V120H261ZM22 120V121H21ZM23 120H27L28 121V125H25V126H23L24 124H26L25 122H24V124H23ZM65 120H68V121H65ZM70 120H72V121H70ZM74 120V121H73ZM77 120V121H76ZM87 120H89V121H87ZM96 120V121H95ZM98 120V121H97ZM100 120V121H99ZM111 120H113V121H111ZM175 120V122H172V121H174ZM207 120V122H205ZM212 120V121H211ZM223 120L226 122H223ZM240 120V121H239ZM253 120V121H252ZM258 120V121H257ZM6 121H7V123H10V124H7L6 123ZM114 121L116 122V123H114ZM130 121V122H129ZM197 121V122H196ZM211 121V122H210ZM247 121H249V122H247ZM255 121L257 122V124L255 123ZM13 122V123H12ZM15 122H17L16 124H18L19 126L21 125V127L23 128V129H20L19 131L21 132V131H23L24 129V131L23 132H21V133H19V131L17 130V132L15 131L16 130V128H14V129H12V130H14V132L12 131H9L10 130V126L9 125H11V127L12 126H14L15 124ZM35 122V123H34ZM56 122H58V124L56 123ZM71 122H73V124L71 123ZM75 122V123H74ZM104 122V123H103ZM120 123V126H119V124L118 123ZM143 122V123H142ZM153 122H154V124H153ZM167 122H169V123H167ZM201 122V123H200ZM241 122V123H240ZM252 122V123H251ZM259 122H260V124H259ZM6 123V126H3L4 124ZM30 123V124H29ZM72 125H71V124ZM81 123L83 124V128L84 127H86V128H82V125H81ZM101 123L103 124V125H101ZM114 125H113V124ZM128 125H127V124ZM139 123V124H138ZM163 123V124H162ZM173 123H174V125H173ZM181 123V124H180ZM183 123H184V125H186V126H184L183 125ZM190 123H194V124H190ZM210 123V124H209ZM236 123H238L237 124V126H236ZM254 123V124H253ZM12 124H14V125H12ZM31 124L33 125V127L31 126ZM37 124V125H36ZM42 124V125H41ZM49 124V125H48ZM76 124L78 125H81V126H77V127H79V128H77L76 127ZM92 124V125H91ZM135 125L134 126V129L135 128H137L139 131V133H136V135L134 134V132H137V130H134L132 127V125ZM145 125V126H142L143 127V129H142V133H141V125ZM147 124H149V123H147ZM169 124V125H168ZM178 124V125H177ZM191 126H190V125ZM218 124V125H217ZM249 124H251V126L249 125ZM259 124V125H258ZM262 124V125H261ZM62 125V124H61ZM94 125H95V128H93L94 127ZM115 125H117V127L115 128ZM122 125H125V126H123V128H122ZM155 125H156V127H158V128H156L155 127ZM163 125V126H162ZM181 125H182V127H181ZM193 125H194V128H193ZM199 125H200V127H199ZM202 125H206V128H205V126L204 127H202ZM211 127H210V126ZM229 125V126H228ZM249 125V128L250 129H248L247 130V126ZM28 126V127H27ZM47 126V127H46ZM53 126V127H52ZM92 126V127H91ZM98 126V127H97ZM114 126V127H113ZM127 126H130V128L129 127H127ZM168 126V127H167ZM172 126H173V128H172ZM174 126L176 127V128H174ZM184 126V127H183ZM214 126V128H213V130H212V127ZM223 126V127H222ZM236 128H235V127ZM243 126V127H242ZM254 126V127H253ZM261 126V128H259ZM263 126V127H262ZM4 127V128H3ZM14 127H16V125L14 126ZM25 127H27V128H25ZM32 127V129H29V128H31ZM60 127V130L58 131V129L57 128H59ZM68 127V128H69ZM81 127V128H80ZM125 127V128H124ZM146 129H145V128ZM165 127V128H164ZM171 127V128H170ZM177 127H181L182 128V132H179V130H181V128L179 129V130H176L177 129ZM188 127V129H186ZM219 127V128H218ZM226 127V128H225ZM230 127V128H229ZM258 127V128H257ZM7 128H8V130H7ZM42 128V129H41ZM74 128V129H75ZM99 128V129H98ZM114 128V129H113ZM155 128V129H154ZM160 128H162V129H160ZM186 129L187 130V132H186V130L184 131L183 129ZM208 128V129H207ZM229 128V129H228ZM233 130H232V129ZM235 128V129H234ZM240 129V130H238L239 132H237L236 130L237 129ZM245 128V129H244ZM252 128V129H251ZM42 131V132H40L39 133V131L40 130ZM91 130L89 133H87L89 130ZM98 129V130H97ZM121 130L120 132H119V130ZM126 129V130H125ZM131 129H133V130H131ZM146 130V131H144L143 132V130ZM197 129V130H196ZM200 129V130H199ZM225 129V130H224ZM254 129H256V131L254 130ZM5 130V131H4ZM44 130H45V132L46 133H44ZM54 130V131H53ZM56 130V131H55ZM87 130V131H86ZM93 130V131H92ZM94 130H97V131H94ZM125 132H124V131ZM147 130H149V131H147ZM158 130H160V131H158ZM165 130V131H164ZM173 130V131H172ZM190 130V131H189ZM203 130H205V131H203ZM208 130V131H207ZM217 130V131H216ZM232 130V131H231ZM254 130V131H253ZM9 131V132H8ZM34 131V132H35ZM49 131V132H48ZM59 133H58V132ZM123 131V132H122ZM194 131H196V132H194ZM198 131V132H197ZM203 131V132H202ZM225 131L226 132H228L229 131V133H225ZM10 132H11V134H10ZM16 132V133H15ZM51 132V133H50ZM55 132V133H54ZM97 132H100V133H97ZM157 132V133H156ZM159 132H160V134H159ZM163 132V133H162ZM177 132H179V133H181V134H177ZM184 132H185V134L186 133H188L189 134V132L191 133V134H195V133H202V134H204L203 136H205V135H207L208 137H212V138H209L210 139V141L212 142V144H210V141H208V138H207V136H205V137H203V136H201L202 134H198V135H196V136H201V139H202V137H203V139L202 140H200V139H198V138H200V137H195V135L193 134L192 136H190V134L187 136V135H184ZM193 132V133H192ZM207 132V133H206ZM212 132V133H211ZM217 132H221V134L222 135H220L219 133H217ZM247 132V133H246ZM250 132V133H249ZM252 132V133H251ZM255 132V133H254ZM256 132H258V134L256 133ZM4 133V134H3ZM33 132H31L30 133V135L32 136L33 134H32ZM43 133V134H42ZM116 133V134H115ZM128 133V134H127ZM133 133V134H132ZM146 133H148V134H146ZM173 133L174 134H177L176 136H174L173 135ZM232 133H235V134H233V136H232ZM239 133V134H238ZM259 133H261V135L259 134ZM34 134H36V133H34ZM50 136H49V135ZM101 134V135H100ZM127 134V135H126ZM131 134L132 135H134V136H132L131 137ZM140 134V135H139ZM141 134H142V137H144V134L146 135L145 136V139H143L142 137H141ZM155 134V135H154ZM166 134V135H165ZM215 134V135H214ZM224 134V135H223ZM229 134H230V137H226V135L227 136H229ZM245 134V135H244ZM257 134V135H256ZM263 134V135H262ZM25 135V137H29V135L28 136H26ZM49 137H48V136ZM99 135V136H98ZM121 137H120V136ZM137 135H139L140 136V142H139V140L138 141H136V138H134L135 140H132V138L133 137H137V138H139V136H137ZM217 135H218V137H217ZM235 135V136H234ZM239 135V136H238ZM240 135H242V136H240ZM251 135V136H250ZM252 135H254L253 137H252ZM8 138H6V137ZM11 137V138H9V137ZM16 136V137H15ZM22 136V135H21ZM24 136V135H23ZM30 136V138H35V137H31ZM51 136L53 137V138H51ZM56 136H58V137H56ZM126 136V137H125ZM128 136V137H127ZM129 136L131 137L130 139H129V141L130 140H132V141H135L136 143H137V147L139 146V145H141L142 143V146L143 147H145V148H143V147H141V149H146L145 151H142L140 148H137L136 147V143L134 144L135 145V148H134V145L133 144H130V146L128 145V141H126V139L128 140V138H129ZM160 136V137H159ZM161 136H164L165 137V140L162 138L161 139ZM166 136H167V138H166ZM172 136H173V139L171 140V138H172ZM213 136L215 137V138H217L219 141H217V139H214L213 138ZM247 138H246V137ZM251 138H249V137ZM257 136V137H256ZM25 137H23V138H25ZM55 137V138H54ZM124 137V138H123ZM156 137H157V139H158V137L161 139H159V140H157V142H156ZM171 137V138H170ZM184 137H186V140L185 141H183L184 140ZM241 137V138H240ZM244 137V138H243ZM23 138H19V139H23ZM40 138H43V137H40ZM96 138H97V141H96ZM115 138V139H114ZM192 138H193V140H192ZM196 138V139H195ZM206 138H207V140H206ZM233 138V139H232ZM245 138L247 139V141L245 140ZM254 138H256V139H254ZM258 138H259V140H258ZM261 138V139H260ZM14 140L13 139V141L12 142H9V143H12V144H10L11 146L13 145V147H15L18 143L17 142H14V141H18L19 139H17V140ZM119 139V140H118ZM125 139V140H124ZM214 139V140H213ZM226 139H227V141H226ZM236 139V140H235ZM32 140V139H31ZM155 140V141H154ZM171 140V141H170ZM182 140V141H181ZM190 140V141H189ZM200 140V141H199ZM214 141V143H213V141ZM229 140H233V141H230L229 142ZM239 140V141H238ZM251 142H250V141ZM261 140V141H260ZM20 141V140H19ZM97 143H96V142ZM116 141H118V143L116 142ZM122 141H126V142H122ZM160 141V142H159ZM192 141L194 142V143H192ZM240 141H242L241 143H243V144H245V147H244V145H242L241 143L239 144V142ZM244 141H245V143H244ZM253 141V142H252ZM256 141V143H254ZM13 142H14V144L15 143H17L15 146H14V144H13ZM131 142V141H130ZM139 142V143H138ZM185 143L186 142V144L188 145V148H185L186 146H184V145H182L183 143ZM191 142V144H192V146H191V144H189ZM203 142H205V143H203ZM207 142H209V143H207ZM218 142V143H217ZM223 142V143H222ZM248 142H250V144L248 143ZM20 143V142H19ZM94 143H96V144H94ZM113 143V144H112ZM124 145H123V144ZM126 143V144H125ZM132 143V142H131ZM146 143H147V146H146ZM159 143V144H158ZM182 143V144H181ZM200 143V144H199ZM217 143V144H216ZM219 143H221L220 145H219ZM246 143H247V145H246ZM253 143V144H252ZM259 143V144H258ZM1 145H0V148H2L1 146H2V143H0ZM8 144V143H7ZM7 144L5 145V146H3V149H4V147H5V149L3 150V151H6V152H8L9 150H10V147L9 148H7L6 149V146H7ZM120 146H119V145ZM139 144V145H138ZM175 144H180V146H184V148L185 149H183V148H181L180 147V149L177 147V145L176 146H173V145H175ZM185 144V145H186ZM202 144H205L206 146L207 145H209V146H207V147H212L214 144H216V146L214 147H212V148H207V147H205V145L204 146H201ZM227 144V145H226ZM231 144H233V145H231ZM236 144L238 145V146H236ZM252 144V145H251ZM10 145H8V146H10ZM93 145H94V147H93ZM116 145H118V146H116ZM158 145V146H157ZM163 145V146H162ZM212 145V146H211ZM242 145V146H241ZM248 145H250V147H248ZM260 145V146H259ZM262 145V146H261ZM90 146H92V148H93V152H92V149H91V147ZM96 146V147H95ZM100 146V147H99ZM116 146V147H115ZM200 146V147H199ZM221 146V147H220ZM236 148H234V147ZM256 146V147H255ZM259 146V147H258ZM13 147H11L13 150L11 151H9V153H13V151H14V148ZM81 147V146H80ZM151 147V148H150ZM156 147V148H155ZM175 147V148H174ZM196 147V148H195ZM230 147H232V149L230 148ZM243 147V148H242ZM258 147V148H257ZM16 148H17V146L15 147V150H16ZM95 148V149H94ZM131 148V149H130ZM133 148L136 150H139V151H135V150H133ZM160 148V149H159ZM177 148H178V150H177ZM216 148V149H215ZM239 148V149H238ZM247 150H249V149H253V151L254 150H256V148L259 150V154H261V155H259V159H261V161L259 160V164H257V166H255V168L256 169H254V170H257L258 169V172L257 171H255V172H257V173H255V172H253V173H255V175L253 174V175H251L252 177H251V179L253 178V181L254 182H252V180L250 181V187L247 185V190L248 191H250L249 189L251 188V191L250 192H248L247 190H246V188H242L241 187V189H243V190H241L239 187V189L242 191V193H243V191H245L246 190V194H244V197L242 198L241 196L243 195V194H241L240 192L241 191H239V190H235V193H236V191H238L239 192V195L241 194V198L245 201H241V200H239V198L237 199L236 198V196H235V198H233V196H232V199H234V200H231V195H230V199H229V197L227 198L226 196H223V199H222V195H224V193L227 191V189H226V191L224 190V188H223V185H222V178L225 176L224 174H226L229 170H226L227 168H228V166L230 165L231 166V164H232V162L234 161V159H235V161L237 160V161H241V166L244 164H250V161H251V165H252V161H253V159H254V153H253V155H251V150H249L250 152L248 153V154H250L249 156L251 157L252 156V160L250 159V158H246L245 159V157L246 156H248V155H246L243 151L245 150V152L247 153V151H246V149ZM260 148H262V149H260ZM18 149H19V147H18ZM100 149V150H99ZM159 149V150H158ZM170 149H172V150H170ZM181 149H183L182 151H181ZM218 149V150H217ZM228 149V150H227ZM231 149V150H230ZM2 150V149H1ZM150 150V151H149ZM174 150H177L178 151V153L180 152L181 154H179V155H177L178 153H177V151H174ZM180 150V151H179ZM211 150V151H210ZM213 150V151H212ZM226 150V152H224ZM233 150H235L234 151V153L236 152V151H239V153H235V156H234V153H233ZM260 150H262V153H260ZM18 151V150H17ZM117 151V152H116ZM162 151V152H161ZM174 151V152H173ZM218 151V152H217ZM15 152V151H14ZM95 152L93 153V154H91V153H89L88 155L90 156V154H91V156L92 157H89L88 156V158H90V160L92 159L93 160V156H96V154H95ZM131 153V154H130ZM144 153V154H143ZM218 153V154H217ZM227 153V154H226ZM230 153V154H229ZM245 155H244V154ZM128 154V155H127ZM150 154V155H149ZM159 154V155H158ZM209 154V155H208ZM240 156H239V155ZM126 155V156H125ZM229 155V156H228ZM207 156H208V158H207ZM216 156V157H215ZM224 158H223V157ZM231 156H232V158H231ZM233 156H234V159H233ZM105 157V158H104ZM145 157V158H144ZM218 157V158H217ZM227 157V158H226ZM229 157V158H228ZM236 157V158H235ZM242 157H243V159H242ZM238 158V159H237ZM240 158V159H239ZM263 158V159H262ZM219 159V161H217ZM227 159V160H226ZM233 159V161L231 162L230 160H232ZM248 159V161H249V159H250V161L249 162H247L246 160ZM97 160V161H96ZM106 160H107V163H106ZM110 160V162H108ZM212 160V161H211ZM225 160V161H224ZM115 161V162H114ZM234 161V162H235ZM92 162V161H91ZM105 162V163H104ZM113 162V163H112ZM217 162V163H216ZM229 162V163H228ZM261 162V163H260ZM109 163H110V165H112L113 167L115 166L117 169L115 170L116 171V173L114 172H112L113 173V175H115V179H117L118 180V178L117 177H119V179L120 180H122L123 179V177H124V179H123V181H117V182H119V183H116L115 184V179H114V176L112 177V175L110 176L111 178H112V181H111V179L109 180L108 178H109V176L107 175V177H106V179L107 180H109V181H107L106 179H104L105 177H104V175H105V173L104 174H102L101 172H103V170L104 171H106L107 169H108V172H109V174L111 173L109 170H111V169H109L110 167H112V166H107V168L105 167V165L107 164V165H109ZM116 165H118V166H116ZM119 163H122V164H119ZM231 163V164H230ZM236 163V162H235ZM92 164V163H91ZM92 165V166H93ZM132 165V166H131ZM223 165H225L224 167H223ZM226 165H228L227 167H226ZM244 165L242 166V168L244 167ZM105 167L106 168V170H105V168L104 169H102L103 167ZM177 166V167H176ZM221 166V167H220ZM229 166V167H230ZM96 167V168H95ZM100 167V169H98ZM109 167V168H108ZM119 167V168H118ZM125 168V169H124ZM173 168H175V170L173 169ZM176 168H177V170H176ZM178 168H179V170H178ZM118 169H120V170H118ZM132 169V170H131ZM99 171L98 172V174H96L95 175V172L96 171ZM112 170H113V168H112ZM128 170V171H127ZM138 170V171H137ZM219 170V171H218ZM223 172H222V171ZM225 170L227 171L226 173H224L225 172ZM101 171V172H100ZM127 171V172H126ZM134 171H136V172H134ZM142 173H141V172ZM177 171V172H176ZM107 172V171H106ZM107 172V173H108ZM124 172V173H123ZM130 172H133V175H136V176H133L132 175V173L131 174H128V173H130ZM180 172V173H179ZM182 172V173H181ZM220 172H222V174L220 173ZM97 173V172H96ZM111 173V174H112ZM122 173V174H121ZM127 173V174H126ZM141 173V174H140ZM118 174V175H117ZM143 174H145V175H143ZM146 174H147V176H148V178L146 177ZM149 174V175H148ZM178 174V175H177ZM126 175V176H125ZM132 176V177H130V176ZM138 175H139V179H140V177H141V181L142 180H146V179H152L154 182V184L153 183H149L150 185L152 184V185H154L153 187L152 186H149V188H148V186L147 185H145V186H147L146 188H143V187H145V186H143L142 185V182L138 179V178H136V177H138ZM177 175V176H176ZM179 175H181V176H179ZM106 176V175H105ZM128 176V177H127ZM150 176V177H149ZM153 176H156L155 178H152ZM157 176H159L158 177V179H157ZM179 176V177H178ZM219 176H221V177H219ZM223 176V177H222ZM255 176V177H254ZM126 177L127 178H130V179H127V180H129L128 182L125 180L126 179ZM102 178V179H101ZM122 178V179H121ZM132 178H134V179H132ZM142 178H145V179H142ZM215 178H216V180H218L217 182H216V180H215ZM218 178V179H217ZM225 178V177H224ZM261 178V179H260ZM155 179H156V182H155ZM162 181V179L165 181H160V180ZM166 179H167V181H166ZM208 179V180H207ZM213 179V180H212ZM115 182H114V181ZM137 180H139L140 182H141V184L137 181ZM179 180V181H178ZM181 180V181H180ZM201 180V181H200ZM207 181V183H206V181ZM125 181V182H124ZM135 183H134V182ZM144 181H143V183H144ZM147 181V180H146ZM157 181H158V183H157ZM185 181H187V182H185ZM190 183H189V182ZM192 181V182H191ZM198 183H197V182ZM220 181V182H219ZM103 182V183H102ZM108 182H109V184H108ZM111 182H113V183H111ZM174 182V183H173ZM183 183V184H181V183ZM196 182V183H195ZM121 183V184H120ZM126 183V184H125ZM128 183H130V184H128ZM134 183V184H133ZM163 183V184H162ZM185 183V184H184ZM212 183H214V184H212ZM254 183V184H253ZM258 183L262 186V190H261V192H260V189H261V187H259L258 188V186H260V185H258ZM133 184V185H132ZM135 184H136V186H138V184H140L141 186H142V190L143 191H145V189H146V191L145 192H142V194H144L145 193V196H148V194H150V192H151V194L150 195H152V196H148V199H150V198H152L153 200H151V201H155V199H156V202H160L162 205H160V203L157 205V206H159V208L160 209H158V207H156V206H154V205H150V204H148V205H150V207L149 206H147V202L145 203V202H143V201H145L144 199H145V196H143L142 194H141V192H139V193H137V190H134L135 189ZM148 184V185H149ZM159 184V186H157ZM177 184H179V186L177 185ZM192 184H194V185H192ZM197 184V185H196ZM200 184V185H199ZM221 184V185H220ZM249 184V183H248ZM130 189H127V187ZM129 185V186H128ZM164 185H165V187H164ZM177 185V186H176ZM183 185V187H180V186H182ZM196 185V186H195ZM213 185V187H211ZM220 185V186H219ZM251 185H252V187H251ZM105 186H107V187H105ZM111 186V187H110ZM115 186V187H114ZM122 186V187H121ZM132 186H134V188L132 189ZM140 186V187H141ZM161 186H162V188H161ZM216 186V188H217V190H216V188H214ZM114 187V188H113ZM117 187V188H116ZM140 187H137V188H139V189H141ZM150 187H152V188H154V187H156V188H154V189H150ZM158 187V188H157ZM176 187H178V189L180 190V192H178L179 190L176 188ZM185 187H186V191L184 192V193H195V195H194V193L192 194L193 195V197H192V199H193V206L196 204V208L194 209V207H188V208H190V210L188 211V209H186V210H182L183 208H182V206H181V204L179 203V201H177L178 200V195H181V191H184L185 190ZM189 189H188V188ZM191 187V188H190ZM198 189H197V188ZM218 187H219V190H218ZM100 188V189H99ZM110 188V189H109ZM183 188V189H182ZM193 188V189H192ZM223 189V190H220V189ZM249 188V189H248ZM107 189H108V191L109 190H113L112 192L111 191H107ZM158 189V190H157ZM175 189H176V191H175ZM188 189V190H187ZM195 189V191H193L192 192V190H194ZM52 189H50V191L49 192H53V193H50V198H52V196L54 197H57L58 195H57V193L56 192H54V190H52ZM102 190V191H101ZM105 190H106V192H105ZM125 190L127 191V192H125ZM132 190H134L135 191V193H134V191H132ZM148 190H150V192L148 191ZM157 190V191H156ZM229 190V189H228ZM99 191H100V193H99ZM116 191V192H115ZM131 191L133 192V197H132V193H131ZM153 191V192H152ZM188 191H190V192H188ZM210 191V192H209ZM217 191H219V192H217ZM225 191V192H224ZM1 192V194H3V197H5L4 195L6 194V192H5V194L4 193H2V190L0 191ZM130 192V193H129ZM148 192V193H147ZM155 192V193H154ZM157 192V193H156ZM174 192V193H173ZM227 192H229V191H227ZM225 193V195H228V193ZM247 192L249 193V194H247ZM258 192H260V193H262V194H259V195H261L260 197L257 195L258 194ZM55 193H56V195H55ZM92 193H94V194H92ZM104 195H102V194ZM116 193V196L114 195ZM125 193H127V194H125ZM139 194V195H137V194ZM212 193V194H211ZM216 193V194H215ZM221 193V194H220ZM51 194H53V195H51ZM85 194H86V199L87 200H85V197H83L82 195H84L85 196ZM147 194V195H146ZM174 196H173V195ZM177 194V199H174L175 198V195ZM90 195H92V196H90ZM107 195H109V196H107ZM128 197H126V196ZM131 195V196H130ZM238 194H237V196H239ZM245 195H248V196H246V198H245ZM1 196V195H0ZM13 196V195H12ZM72 196V197H71ZM90 196V197H89ZM99 196H100V198H99ZM114 196V197H116V199H118V196H119V198L121 197H123V196H125V197H123V198H125V200L122 198V200H121V198H120V201L119 202H121L122 203V201L123 202H125V203H123V205L121 206V204H116L118 201L116 200L115 202V204L117 205V207L120 205L121 207H123V208H117L116 206H115V204H113L114 205V207H115V209H112V205H108L107 204V202L106 201H108V200H110V199H113L112 197ZM130 196V197H129ZM144 198H143V197ZM154 196H155V199H154ZM172 196V197H171ZM218 196H220V197H218ZM229 196V195H228ZM2 197V196H1ZM0 197V199L2 200V198ZM98 197V198H97ZM138 197V198H137ZM197 197V198H196ZM13 198H14V196H13ZM12 198V200H13V204H14V206H15V200H18V199H13ZM109 198V199H108ZM131 200H130V199ZM133 198V199H132ZM141 198H143V200L141 199ZM174 200H173V199ZM212 198V199H211ZM214 198H216V199H214ZM226 198H227V200H226ZM240 198V199H241ZM245 198V199H244ZM88 199H91V201H88ZM96 199V200H95ZM141 199V200H140ZM170 199H172L174 202H171L170 201ZM229 199V200H228ZM237 199V200H236ZM260 199L262 200V201H260ZM95 200V201H94ZM119 200V199H118ZM127 200V201H126ZM130 200V201H129ZM139 200V201H138ZM159 200V201H158ZM177 202H176V201ZM218 200V201H217ZM223 200H225V201H227V202H223V203H220V202H222ZM239 200V201H238ZM53 201H54V199H53ZM56 201V200H55ZM54 201V202H55ZM78 201V202H77ZM87 201L88 202H90V203H87ZM114 200H110V202H112V203H114L113 202ZM162 201V202H161ZM163 201H165V203H164V205H163ZM232 201V202H231ZM238 201V202H237ZM1 202L2 201H0V204H1ZM88 204V206H90V209L89 210H92V211H89L88 210V208L89 207H87V205H86V203ZM100 202H102V203H100ZM133 202V203H132ZM142 202V203H141ZM240 202V203H239ZM241 202H243V203H241ZM261 202V203H260ZM19 203H20V201H18L17 202V205L15 206V207H17L16 209H18L19 208ZM79 203V204H78ZM108 203H109V201H108ZM169 203H172V204H169ZM176 203H178V204H176ZM195 203V204H194ZM217 203H219L220 204V206L219 205H217ZM11 204H12V201H11ZM10 203L8 204V205H3L2 204V206H3V209H2V213H0V219L2 218V216H4L1 220H0V222H1V224H3L4 225V227H7L8 225V227L9 228H11L12 230H13V228H12V226L15 228L16 226L13 224V223H18V222H15V221H19L22 217H24V216H26V215H24V216H22V217H20L19 216V218L20 219H16L15 220V218L17 217H14V219H12L11 218V220L13 221L12 223H11V220H9L10 219V217H6V214H7V209L9 210V206L11 205ZM21 204V206L24 204V205H26L27 203H20ZM43 204V203H42ZM90 204V205H89ZM94 206H93V205ZM99 204V205H98ZM104 204V205H103ZM107 204V205H106ZM126 204V205H125ZM130 204V205H129ZM144 204H145V207H144ZM169 205V207L170 206H172V208L170 207H168V205ZM174 204H176L175 206H174ZM24 205H23V207H24ZM49 205H51V206H49ZM68 205H69V203H68ZM101 205V206H100ZM166 205V206H165ZM183 205V204H182ZM225 205H227V207H225ZM7 206V207H6ZM95 206H96V208H95ZM104 206H106V207H104ZM124 206H126V208L124 207ZM216 206V207H215ZM222 206V207H221ZM12 207V206H11ZM14 207V208H15ZM23 207H22V209H23ZM51 207H52V209H51ZM58 207H60V208H62L61 210L62 211H64L65 210V213H63V212H61V210L58 212L57 211V208ZM94 207V208H93ZM99 207V208H98ZM101 207V208H100ZM146 207H148V208H146ZM153 207H155V208H153ZM179 207V208H178ZM219 207H221V208H219ZM230 207V208H229ZM261 207H262V209H261ZM5 208V209H4ZM13 207L12 208H10V209H14ZM56 208V209H55ZM110 208V209H109ZM117 208V209H116ZM150 208H152V209H150ZM164 208L167 210H164ZM215 208H216V211L217 210H221V209H223V210H225V213H223V210H221V211H217L219 214H221V213H223V214H221L220 215V217H219V214L217 213L216 214V211H215ZM24 209H26V207H24ZM48 209V210H47ZM59 209V208H58ZM64 209V210H63ZM95 209V210H94ZM98 209V210H97ZM103 209V210H102ZM104 209H109V210H115V211H107V212H109L108 214L106 213V210H105V212H103L104 213V216L105 217H108L109 216V221L110 222H112V220H111V218L114 220L112 223L115 225V221L117 222L116 223V228L113 226V224L112 223H110V225H111V227L110 228H105L106 226V224H105V222H104V220H106V218L105 219H103V217H101L103 214H102V212H100V210L101 211H104ZM118 209H120V212H121V210L122 209H125L126 210V212H124L123 210H122V212H121V214H120V212H118L119 210ZM170 209V210H169ZM193 209V210H192ZM50 210V211H49ZM118 210V211H117ZM163 210V211H162ZM169 210V211H168ZM178 211V213H176L177 211ZM259 210V211H258ZM4 211V212H3ZM11 211V210H10ZM25 210H23L22 211V213L24 212ZM44 211V212H45ZM55 211V212H54ZM56 211H57V213H60L61 212V214L62 215H60V214H57L56 213ZM67 211V212H66ZM83 211V212H82ZM89 211V212H88ZM95 211V212H94ZM96 211H98V212H96ZM171 211H174V212H172L171 213ZM183 213H182V212ZM186 211V212H185ZM20 212H21V208H20ZM50 212V213H49ZM69 212H70V215H69ZM93 212V213H92ZM116 212V213H115ZM170 214H169V213ZM185 212V213H184ZM187 212H191V214L189 215V213H188V218L190 219L189 220V223H188V221L186 222V223H188L187 225H188V229H186V232H185V235H183V233L184 232H182L181 231V227H179L182 223H183V221L181 220V218L182 219H184V218H186V216L184 217V215H186L187 214ZM195 212V213H194ZM200 212V213H199ZM228 212V213H227ZM4 213V214H3ZM53 213H56V214H53ZM98 213H100V214H102V215H100V214H98ZM117 213H119V216H118V214ZM126 213V214H125ZM163 213H164V215H163ZM182 213V214H181ZM192 213L194 214V216L192 215ZM197 213V214H196ZM214 213V214H213ZM241 213V214H240ZM2 214V215H1ZM8 214H9V212H8ZM12 214V213H11ZM32 214V219L34 218L33 217V213H31ZM51 214V215H50ZM96 214V215H95ZM98 214V215H97ZM174 214V215H173ZM177 214V215H176ZM181 214V215H180ZM199 214H201V215H199ZM258 214V215H257ZM10 215V214H9ZM8 215V216H9ZM36 215V214H35ZM34 215V216H35ZM52 215H54V216H52ZM60 215V216H59ZM83 215H84V217H83ZM99 215H100V217H99ZM108 215V216H107ZM115 215V216H114ZM166 215V216H165ZM178 215H179V217H178ZM224 215V216H223ZM12 216V215H11ZM27 216H29L30 217V214L29 215H27ZM52 216V217H51ZM71 216V217H70ZM77 216V217H76ZM86 216V217H85ZM96 216H98L99 217V219L101 220V218L103 219V224H102V226H100L101 224H97L98 223V219H97V217ZM126 216V217H125ZM165 216V217H164ZM169 216V217H168ZM173 216H174V218L175 219H177L176 221V223H178L179 224V226H178V224H176L175 223V219L173 218ZM180 216H181V218H180ZM190 216H192V217H190ZM200 216V217H199ZM243 216V217H242ZM57 217H58V220H57ZM61 217V218H60ZM64 217H63V219H64ZM114 217V218H113ZM117 217V219H115ZM128 217V218H127ZM166 217H168V218H170V219H168L167 218V220H169L167 223H169V224H164L165 222L164 221H167V220H165L166 219ZM230 217V218H229ZM7 218H9V219H7ZM25 218V217H24ZM31 218H29V220H31V221H29V222H33V223H36L37 222V216L34 218V220H36L35 222L34 221H32V219ZM47 218V221L48 220H50V219H48V217H44V219H46ZM76 218V220H74ZM162 218V219H161ZM164 218V219H163ZM178 218H180V219H178ZM188 218H186V220H188ZM216 218V219H215ZM222 220H221V219ZM61 219V220H60ZM68 219H69V221H68ZM80 221H79V220ZM97 219V220H96ZM108 219V218H107ZM127 219V220H126ZM192 219V220H191ZM196 219V220H195ZM212 219H213V221H212ZM15 220V221H14ZM22 220H24V219H22ZM25 220H28V219H26L25 218ZM24 220V221H25ZM52 220H54V219H52ZM83 220V221H82ZM126 220V221H125ZM128 220H130V221H128ZM164 220V221H163ZM171 220V221H170ZM179 220V221H178ZM185 220V219H184ZM3 221H5V222H3ZM8 221V222H7ZM64 221V220H63ZM73 221V222H72ZM79 221V222H78ZM181 221V222H180ZM193 221V222H192ZM206 221V222H205ZM231 221V222H230ZM20 222H21V220H20ZM53 222V221H52ZM94 222V223H93ZM97 222V223H96ZM107 223H108V221H106ZM121 222V223H120ZM123 222V223H122ZM127 222V223H126ZM130 222V223H129ZM162 222V223H161ZM172 222V223H171ZM260 222H261V224H260ZM8 223V224H7ZM70 223H71V225L73 224L74 225V227L72 228L71 227V225H70ZM76 223V224H75ZM81 223V224H80ZM99 223H100V221H99ZM191 223V224H190ZM197 223V224H196ZM200 225H199V224ZM7 224V225H6ZM20 224V223H19ZM19 224H16L17 226L19 225ZM60 224H58V225H60ZM66 224H67V226H66ZM79 224V225H78ZM86 224V225H85ZM88 224V225H87ZM97 224V225H96ZM118 224H119V226H118ZM122 224V225H121ZM128 224H129V228L130 229H133V232H135V239L136 238H138V239H140L141 240V242H143L142 244H140L139 243V241H138V239L136 240V243H134V244H132V246H134L135 248H133L132 250H131V248L132 247H130L131 245L129 244V243H127L126 242V240L125 239H121L122 241H124L123 243H124V245L126 246V245H128V246H126V249H125V246H123V243H118L117 241H118V239L117 238H122V236H123V233L121 232L120 233V235H118L119 233V231H122V229L123 228H127L128 227ZM132 224V225H131ZM174 224H175V226H174ZM196 224V225H195ZM219 224V225H218ZM233 224V225H232ZM2 225V226H3ZM11 225V226H10ZM75 225H76V227H75ZM105 227H104V226ZM108 225V224H107ZM123 225H125L126 227H124ZM163 225V226H162ZM167 226L166 228H165V226ZM171 227H170V226ZM175 227V229H174V227ZM194 226V227H190L189 228V226ZM198 225V226H197ZM206 225V226H205ZM42 226V225H41ZM98 226H100L101 228H99ZM122 226H123V228H122ZM134 226V228L137 230V232H136V230H134V228H132ZM169 226V227H168ZM225 226V227H224ZM67 228V230L66 229H64V228ZM70 227H71V229H70ZM103 227H104V229H103ZM120 227V229H118ZM163 227V228H162ZM195 227H196V229H195ZM200 227V228H199ZM228 227V228H227ZM9 228H6V231L8 232V230H9ZM42 228V227H41ZM57 228H58V230H57ZM113 228H115L116 229V232L117 233H115V230L113 229ZM170 228V229H169ZM178 228V229H177ZM192 228H194V229H192ZM198 228V229H197ZM203 228V229H202ZM225 228V229H224ZM1 229H3V231L1 230ZM1 229H0V241L2 242V239H4V241L3 242H5V243H7L8 241L6 240L5 241V239H7V237H8V234H7V237L6 238H3L4 237V235L7 233L6 231H4L5 229L3 228V227H1ZM9 230V232H11L12 230ZM47 230V232H46V230ZM78 229V230H77ZM110 229H111V231L113 230V232H111L110 231ZM162 229H164L163 231H162ZM172 229V230H171ZM190 229H192V230H190ZM78 232H77V231ZM107 232H106V231ZM119 230V231H118ZM175 230V231H174ZM177 230V231H176ZM189 232H188V231ZM196 230H198V231H196ZM201 230V231H200ZM205 230H207V231H205ZM219 230H221V231H219ZM225 230V234L223 233V231ZM227 230V231H226ZM59 231L60 232V234H59V232H58V234L59 235H57V234H55V233H57V232ZM108 231H110V232H108ZM123 231H124V229H123ZM139 231V232H138ZM162 231V232H161ZM165 231V232H164ZM169 231V233H167ZM172 231V232H171ZM174 231V232H173ZM192 231H195V232H192ZM2 232H3V234H2ZM12 232H14V231H12ZM11 232V233H12ZM64 232V235L62 234ZM75 232V233H74ZM170 232H171V234H172V236H170L171 234H170ZM178 232V233H177ZM179 232H182V233H179ZM189 234H188V233ZM229 232V233H228ZM49 233V234H48ZM52 233H54V235H55V237H53L54 235L52 234ZM111 233H113V234H111ZM177 233V234H176ZM188 235H187V234ZM200 233V234H199ZM38 234H40V233H38ZM41 234L39 235L40 237H41ZM53 236H52V235ZM62 234V236H63V241H64V239L66 238L67 240L65 241V242H71L70 243V246H72L71 247V249H69V246H67V245H69V242L67 243V247H65V248H67V249H65V248H63L64 249V251L66 252V250H67V252H66V254L65 253H63V252H61V248H60V246L58 245V247L59 248H57V243L55 244V241H57L58 240V238H62V236H60ZM115 234H117V235H115ZM122 234V235H121ZM162 234V235H161ZM175 234L177 235L176 236V238L174 237L175 236ZM192 234V235H191ZM224 236H223V235ZM3 235V236H2ZM49 235H50V237H49ZM67 235H69L68 236V238H67ZM71 235V236H70ZM78 235V236H77ZM112 237H111V236ZM115 235V236H114ZM141 235V236H140ZM170 237H169V236ZM182 235V236H181ZM194 235V236H193ZM199 235V236H198ZM222 235V236H221ZM6 236V235H5ZM57 236H60V237H58V238H56ZM166 236H168V237H165ZM197 236V237H196ZM9 237H10V235H9ZM8 237V238H9ZM48 237H49V239L50 240H48L47 241V243H46V240L45 239H48ZM65 237V238H64ZM172 237H174V239H176V240H173L172 239ZM179 237V238H178ZM191 237L193 238V239H191ZM262 237H263V239H262ZM45 238V239H44ZM54 238V239H53ZM56 238V239H55ZM60 238V239H61ZM111 238H113V239H111ZM143 238H145L144 240L145 241H147L146 243V245H145V242H144V240H143ZM181 238H182V240H181ZM186 238V239H185ZM43 239L45 240L44 241V244L46 245H43ZM54 240V242H51V241H53ZM69 239V240H68ZM164 239L167 241V239L169 240L168 242H170L171 240L173 241V242H170V243H167L166 241L164 242ZM199 239V240H198ZM203 239V240H202ZM262 239V240H261ZM41 240H42V242H41ZM73 240V241H72ZM115 240V241H114ZM179 240V241H178ZM181 240V241H180ZM184 240H187V243H186V241H184ZM40 241V242H39ZM59 241V240H58ZM57 241V242H58ZM60 241H62V239L60 240ZM59 241V242H60ZM174 241H175V243H174ZM200 241V242H199ZM223 241V242H222ZM230 241V242H229ZM1 242H0V245H1ZM116 242V243H115ZM138 242V243H137ZM179 242V243H178ZM183 242H185V243H183ZM35 243H37V244H35ZM40 243H41V245H40ZM79 243V244H78ZM82 243V244H81ZM225 243H227V244H225ZM3 244V243H2ZM39 244V245H38ZM47 244H49V246H47ZM121 248L122 247V249H120L119 247H117V245ZM149 244V245H148ZM166 244H169V245H171L172 247H174V248H172V247H170L169 245V247H166V246H164V245ZM175 244H177L176 246H175ZM179 244V245H178ZM185 244V245H184ZM7 245V244H6ZM52 245V246H51ZM54 245H56V247L54 246ZM84 245V246H83ZM115 245V246H114ZM139 245H141V246H139ZM147 245H148V247H150V248H145L144 246H146L147 247ZM184 245V246H183ZM196 245V246H195ZM197 245H198V247H197ZM2 247L4 246V248H5V245H1ZM40 246V247H39ZM44 246V247H43ZM53 246L55 247V249L56 250H59L60 249V251H56L57 252V254L60 256H56L55 254H54V252L55 251H53L54 249H52L53 248ZM113 248H112V247ZM138 246V248H136ZM186 246V247H185ZM221 246H223L222 247V250H221ZM228 246H229V248H228ZM37 247V248H36ZM108 247V248H107ZM116 247H117V250H118V252H117V250L115 251V249H116ZM141 247H142V249H141ZM165 247V248H164ZM178 247V248H177ZM34 248H35V252H34ZM46 248H47V251H48V253H47V251H46ZM49 248V249H48ZM143 248H145L144 250H143ZM173 249V250H169V251H166L167 249ZM199 248V249H198ZM36 249H37V252H36ZM40 251H39V250ZM51 249H52V251H53V253H52V251H51ZM75 249V250H74ZM82 249V250H81ZM110 249H114V251L113 250H111V251H113V252H111L110 251ZM125 251H124V250ZM130 249V250H129ZM134 249H135V251H134ZM136 249H137V251H136ZM166 249V250H165ZM176 249V250H175ZM211 249V250H210ZM43 250V251H42ZM45 250V251H44ZM69 250V251H68ZM71 250V251H70ZM104 250V251H103ZM105 250H107V251H105ZM120 250H122V251H120ZM148 250V251H147ZM228 250V251H227ZM78 251V252H77ZM124 251V254H126V256L124 257V256H122L121 254H123L122 252ZM149 251H151L152 253H150ZM166 251V252H165ZM172 251V252H171ZM21 252H25L27 255L29 254V255H32V256H30L31 257V259H29L30 257H29V255L27 256L26 254V256L23 254V253H21ZM33 252V253H32ZM41 252H43L42 253V256H41ZM50 252V253H49ZM55 252V253H56ZM69 252V253H68ZM106 252V253H105ZM110 252V254H109V258H108V253ZM118 254L117 256H115V254L116 253ZM120 252V253H119ZM126 252V253H125ZM163 254H162V253ZM165 252V253H164ZM211 252V253H210ZM227 252V253H226ZM35 253V254H34ZM44 253H45V256H43L44 255ZM59 253H61V254H59ZM63 253V254H62ZM105 253V254H104ZM111 253H113V254H111ZM158 253V254H157ZM161 253V254H160ZM226 253V254H225ZM232 253V254H231ZM13 254V255H12ZM22 254L24 255L23 257H21L22 256ZM39 254V255H38ZM50 254V255H49ZM102 254V255H101ZM106 254H107V256H106ZM121 256H120V255ZM128 254V255H127ZM133 254V256H131ZM157 254V255H156ZM164 254H166V256L164 255ZM171 254V255H170ZM14 255H16V256H14ZM51 255H53V257L51 256ZM72 255V256H71ZM112 255H114V256H112ZM156 255V256H155ZM170 255V256H169ZM13 256V257H12ZM39 256V257H38ZM131 256V257H130ZM169 256V257H168ZM18 257V258H17ZM21 257V258H20ZM33 257H35V258H39L38 259V261H36L35 260V258H33ZM49 257H51V258H49ZM63 257V258H62ZM66 257V258H65ZM96 257H98L97 259H98V261L96 260ZM107 257V258H106ZM116 257H117V259H116ZM120 257V258H119ZM122 257V258H121ZM136 257V258H135ZM226 257H228V258H226ZM24 258H25V260H24ZM41 258V259H40ZM43 258V259H42ZM56 258V259H55ZM59 258V259H58ZM94 258H95V260H96V262H95V260H94ZM99 258H102L101 260L99 259ZM104 258H106V259H104ZM119 258V259H118ZM126 258V259H125ZM139 258V259H138ZM225 258V259H224ZM16 259V260H15ZM23 259V261L25 262H23V261H21V260ZM29 259L30 261H28L27 262V260ZM33 259H34V261H33ZM58 259V260H57ZM66 259H68L67 261H65ZM70 259V260H69ZM121 259V260H120ZM138 259V260H137ZM169 259V260H168ZM18 260V261H17ZM41 260V261H40ZM61 260V261H60ZM79 260V261H78ZM106 260V261H105ZM114 260H116V261H114ZM119 262H118V261ZM127 260H129L128 262H127ZM137 260V261H136ZM168 260V261H167ZM229 260V261H228ZM16 261V262H15ZM39 261H40V263H39ZM60 261V262H59ZM72 261V262H71ZM103 261V262H102ZM114 263H113V262ZM132 261H133V263H132ZM15 262V263H14ZM19 262V263H18ZM22 262V263H21ZM30 262V263H29ZM35 262V263H34ZM136 264V263H135Z\"/></svg>",
    "mask_w": 264,
    "mask_h": 264
},
{
    "label": "bare ground",
    "instance_id": "bare-ground-1",
    "mask_svg": "<svg viewBox=\"0 0 264 264\" xmlns=\"http://www.w3.org/2000/svg\"><path fill=\"white\" fill-rule=\"evenodd\" d=\"M2 1H4V0H0V6L2 7V8H4V9H8V12H10L9 10L10 9H12V8H14V5L13 4H15L17 1L15 0V2L13 1V4H11V3H3ZM8 1V0H7ZM7 1H5V2H7ZM12 1V0H11ZM11 1H9V2H11ZM20 1V0H19ZM22 1H24V0H22ZM27 1L28 0H25V2H26V4H28V5H30L29 3H27ZM39 2H40V0H38ZM84 1V0H83ZM82 1V2H83ZM89 1V2H88ZM100 1V2H99ZM97 0V1H95V2H93V0L92 1H90V0H87V3H86V0L84 1V3L86 4H81L80 2H81V0H42L40 3L38 2V3H36V1L34 0V2L36 3V6L34 7L33 5H34V2H33V5H30L29 7L30 8H28V6L27 5H25V3H21L22 5H20L19 4V2H17L16 4L18 5L19 4V6L16 8L17 10H15L14 9V11H15V14H16V11H18V8L20 9L19 11H21V6H23V5H25V7L23 6V8H22V10L25 8V9H27V10H23V16H25V18H28V20H29V22L31 23V21L32 20H34V18H36L37 20H35L36 22L39 20V21H41L40 19H44V18H46V16L44 15L45 14V12L46 11H48V10H53L54 9V12L52 11V13H54L55 14V16L56 15H58V16H56L55 17V19L56 18H58L60 15L59 14H57L58 12L59 13H61L62 12V17H59L60 18V22H59V19H56V22H57V20H58V23H56V22H53V19H51L49 22H46V21H48L49 20V18H48V16H47V18L46 19H48V20H44L43 21V19H42V21L41 22H33L32 21V24L34 23V25L35 24H37V26H38V28H37V26L36 27H34L33 25H31L32 26V28H30L31 29V31H33L34 33L36 32V31H34V28H36V30H37V32H36V34H34L33 35V32H32V35H30L31 36V38H30V36H29V34L28 33H31V32H28V31H30V29L27 31L25 28H24V30H22L21 32H23V31H25V33H27V34H23V35H25L26 37L25 38H23L24 36H22V35H20L19 34V36H22V40H21V44H23L22 46H19L20 45V40L18 39V47H17V51H18V48L19 47H21V49L22 48H24V46L27 48V44H29L31 47H29V50L33 47V48H35V50L34 49H32L33 51H31L30 53L31 54H28V55H26V57H27V59H29L28 61H29V63L30 62H32V63H34V61L36 62V64H37V61L39 60V58H40V61H42L43 59H47L48 61H49V64L47 65V68L45 67V68H42L41 66L43 65H40V66H38V68H41V70H39V71H43L44 72V70H42V69H45V71L47 70V69H49L48 68V66H50L51 67V70L52 71H54V72H52V73H55V72H58V73H62V74H66L67 75V77L70 75L71 76V78H72V76L73 75H76L75 77H77L79 80L81 79V78H83L85 75H86V77H88L89 75H87V73L84 75V74H82V76L83 77H80L81 75L80 74H78L79 72V70L81 69V68H84L85 66V69H87V67L88 66H92V65H97L98 63H99V61H101L100 63L102 64V65H104V63H106V62H104L103 63V60L104 61H110V63L112 62V60L114 61L113 62V64L111 63L110 65H114L115 64V61H116V63H118V61L121 59V57L123 58L125 55L127 56H129L131 53H130V51L132 50L133 51V47L134 48H136L137 46H139V45H135V44H139L140 42H138V40L139 39H135V41L133 40L134 38H135V36H137V35H134V33L135 34H139V30L140 29H138V33L137 32H135V30L134 31H132V33H133V35H134V38H130L131 37V35H130V32H131V30L132 29H134V28H136V27H133L129 32H127V35L129 34L130 35V37H129V39L127 38V39H125L126 37H127V35L126 34H123V30L121 29V32L120 33H122V34H119V32H117V36L118 35H121L122 37L125 35V38H124V40H123V42L125 41V40H127L126 41V43H125V46L123 47V49H125V51H124V53L122 52V51H118L119 49H117V47L119 46V47H122L123 46V44L122 45H120L121 43H123V42H120L119 43V41H122V40H118V38L116 37V33L114 32V30L116 29V31H117V28L115 27V23L118 21V20H120L121 18H120V15H121V17L123 18V16H126V12H128V14L130 15V13H129V11H130V7H128V6H130L131 4H129L128 6H126V4L127 3H129V2H131V1H127V3L125 4L124 2H123V0L122 1H117V0H115V3L113 2V3H110V2H105V1H103V0ZM109 1V0H108ZM112 1V0H111ZM114 1V0H113ZM117 1V2H116ZM140 1V0H139ZM143 1V0H142ZM155 1V0H154ZM163 1V0H162ZM172 1V3H173V0H171ZM177 1H179V0H177ZM182 1V0H181ZM246 1H248V0H187V3H188V5H186V3L185 2H182V3H185V7H183L184 8V10L183 11H180V12H182V13H180L179 12V14H186L187 13V17H185L184 15H181V17H180V15H179V18L180 19H178V17H177V19H178V21L179 20H181V22H183V18H186L185 20L187 21H185L186 23L183 25L180 21H179V23H181V24H179V25H176V27H177V29H180L181 30V32H182V34H183V37H184V39L187 37V38H193V37H195V39H196V37H197V39L198 38H200L202 35L204 36V34H207V35H209L208 33H210V36H209V38L210 37H213L212 39H214V36L215 37H217V39L220 41V39H221V41H222V39L223 40H227V39H230V38H226L227 36H228V31H230L229 30V25L231 24V22L232 21H235V23L237 22V21H239L240 20V18L239 17H237V18H239V19H237L236 17H232V18H236L237 19V21H236V19H231L230 17H231V14H232V12L233 13H235V14H238V13H240L238 10H241V8L243 9L244 7H241L240 9H238L239 7H240V5H241V3L242 2H244V3H247ZM251 1V0H250ZM259 1V0H258ZM257 1V2H258ZM264 1V0H263ZM21 2V1H20ZM93 2V3H92ZM156 2V1H155ZM155 2H153V3H155ZM158 2H159V0H158ZM158 2H157V7H156V9H155V7H153L152 6V10H151V12L153 11L155 14L157 13V12H159L160 11V8H161V11L159 12L160 13V15H159V13H157L156 15H155V18H158V19H160V20H158L159 22V24L158 25H155L154 24V17H151L152 19H153V21H152V23L151 24H153V25H155V26H150L151 28L150 29H152L151 30V32L155 35V31L157 32V33H160V34H156V37H158V36H160V38H161V34H165V31L168 29V27H167V29H166V26H168V25H166L165 23H166V21H168L167 23H171L172 22V24H169V27L171 26V25H173V23H174V21H173V19H172V21H170L169 22V18H170V15H173V13L172 14H170L169 15V13L170 12H168L169 11V8H168V10H167V7L166 6H168V7H171V6H169V5H166V4H164V5H166V6H164L163 5V3L164 2H162V5H161V3L160 4H158ZM176 2V1H175ZM255 2H256V0H255ZM32 3V2H31ZM138 3V2H137ZM137 3H136V5H137ZM142 3H144V2H142ZM166 3H167V0H166ZM170 3V2H169ZM168 3V4H169ZM244 3H242V5L241 6H248V5H246V4H244ZM248 3H249V1H248ZM259 3H261V0H260V2ZM258 3V4H259ZM262 3H264V2H262ZM37 4H38V6H37ZM156 4V3H155ZM178 4V3H177ZM181 4V3H180ZM250 4V3H249ZM126 7H125V6ZM141 5V4H140ZM146 6L148 5L147 3L145 4ZM152 5V3L150 4V6ZM162 6V7H160V6ZM175 5V4H174ZM259 5H261V4H259ZM259 5H257V6H255V7H258ZM32 6H33V10H30V9H32ZM138 6V5H137ZM150 6H148V8L150 9ZM173 6V5H172ZM237 6H239L237 9L238 10H236L235 8L237 7ZM261 6H263V5H261ZM1 7H0V9H1ZM21 7V8H20ZM127 7H128V9H127ZM132 7H134V5H132ZM139 7H143V6H139ZM181 7V6H180ZM260 7V6H259ZM125 8V9H124ZM137 7H135V9H136ZM148 8H147V10H148ZM157 8H159V11H158V9ZM172 8V7H171ZM177 8H178V6H177ZM202 8V9H201ZM261 8V7H260ZM259 8V9H260ZM144 9H146V8H144ZM157 10V12H155V10ZM186 9V10H185ZM247 9V8H246ZM256 9V8H255ZM259 9H258V11H259ZM6 10H3V9H1V11H3V13H6V12H4V11H6ZM13 10V9H12ZM12 10H11V12H12ZM29 10V12L27 13V11ZM123 10H124V12L126 13H124L123 12ZM126 10V11H125ZM128 10V11H127ZM175 10H176V8H175ZM182 10V9H181ZM234 10H236V11H234ZM257 10V9H256ZM14 11L12 12L13 14H14ZM136 11H137V9H136ZM135 11V12H136ZM171 11V10H170ZM187 11V12H186ZM243 10H241V12H242ZM260 11H262V8L260 9ZM11 12H10V14H11ZM25 12H26V14L29 16V13H30V16H32V14H33V19L30 21V19H31V17H27L26 15H25ZM57 12V13H56ZM140 12V11H139ZM138 12V13H139ZM143 13L145 12V11H142ZM147 12L148 11H146L145 13V15H147ZM184 12V13H183ZM254 12H255V10H254ZM263 12V11H262ZM262 12H259V14H261ZM1 13V12H0ZM3 13H1V14H3ZM21 13H22V11H21ZM47 13V12H46ZM125 15H124V14ZM137 13V12H136ZM135 13V14H136ZM149 13H150V11H149ZM256 13V12H255ZM0 14V30H2L3 29V27H2V29H1V25L3 24V25H5L4 23H10L9 25L13 28V30H11V31H16V29L17 30H19V31H17V32H20V30L26 25L24 22V24L25 25H23V24H21L20 23V21L19 20H22L23 21V19L22 18H20L21 17V15H20V17L19 18H17L16 16H18V15H13V14H11V15H9L8 13H6L7 15H9V17H5L4 15L2 16ZM5 14V15H6ZM20 14V13H19ZM64 14V15H63ZM123 14V15H122ZM141 14V13H140ZM139 14V15H140ZM153 14V13H152ZM242 14V13H241ZM241 14L239 15L240 17H241ZM48 15H51V13L50 14H48ZM133 15V14H132ZM137 15V14H136ZM154 15V14H153ZM152 15V16H153ZM243 15V14H242ZM42 16H45V17H42ZM128 16V15H127ZM141 16V15H140ZM167 16L169 17L167 20H166V18H167ZM176 16H177V14H176ZM184 16V17H183ZM236 16H238V15H236ZM256 16H258V17H260V18H257ZM256 16H255V18H257V19H255V20H257L256 21V23L255 24H259L260 25V23L258 22V19H260L259 21L261 22V19H263V17H264V13H262V15L261 16H263V17H261V16H259L257 13H256ZM12 17V18H11ZM49 17H52V15L51 16H49ZM132 17V16H131ZM139 17V16H138ZM145 17V16H144ZM172 17V16H171ZM243 17V16H242ZM241 17V18H242ZM6 18H8V20L6 19ZM30 18V19H29ZM133 18V17H132ZM148 18V17H147ZM146 18V19H147ZM150 18V17H149ZM231 20H230V19ZM252 18H254V16L252 17ZM55 19H54V21H55ZM134 19H135V17H134ZM171 19V18H170ZM177 19L175 18V20L177 21ZM243 19V18H242ZM28 20L26 19V20H24L25 22H28ZM140 20V19H139ZM144 20V19H143ZM156 20V19H155ZM166 20V21H165ZM255 20H253L254 22H255ZM2 21H4V23L2 22ZM21 21V22H22ZM129 21H130V19H129ZM137 21H138V19H137ZM142 21V20H141ZM149 21V20H148ZM176 21H175V23H176ZM241 21V20H240ZM243 21V20H242ZM241 21V22H242ZM51 22H53V23H51ZM228 22H230V23H228ZM263 22H264V20H263ZM263 22H261V24L263 23ZM30 23H27V24H29L30 25ZM39 23H41V24H39ZM56 23V24H55ZM131 23V22H130ZM129 23V24H130ZM156 23V22H155ZM184 23V22H183ZM234 23V22H233ZM121 23H117V25H120ZM140 24V23H139ZM139 24H135L134 26H136V25H139ZM146 24H149V23H146ZM254 23H252V25H253ZM8 24L5 26V30H2V31H5L6 32V30H10V28H8L7 26H9ZM21 25H23L22 27H21ZM116 25V26H117ZM143 25V24H142ZM232 25L233 24H231V27H232ZM40 26H42V27H40ZM124 26H127L128 27V25L126 24V25H124ZM124 26H123V28H124ZM130 26V25H129ZM131 26H132V24H131ZM140 26V25H139ZM138 26V27H139ZM144 26V25H143ZM146 26V25H145ZM173 26H175V24L173 25ZM172 26V27H173ZM202 26V28H200ZM237 26V25H236ZM240 26V25H239ZM250 26V25H249ZM255 26V25H254ZM254 26L252 27V29L254 28ZM6 27H7V29H6ZM34 27V28H33ZM40 27V28H39ZM114 27H115V29H114ZM118 27V26H117ZM120 27H121V25H120ZM220 27V28H219ZM228 27V28H227ZM247 27V26H246ZM28 28V27H27ZM62 28H65L66 29V31H65V29H62ZM119 28V27H118ZM122 28V27H121ZM128 28H131V27H128ZM156 28V29H155ZM205 28V30H204V32L206 31V29H207V31L208 30H210V32H205V33H203L202 34V32H200V31H198V29L200 30V29H204ZM218 28V29H217ZM227 28V29H226ZM257 28V27H256ZM33 29V30H32ZM143 29V28H142ZM145 29V28H144ZM174 29V28H173ZM213 29H215V32L217 31V30H219L220 32L218 33V31L216 32V33H218V34H220V33H222L223 34V32L225 31L226 32V30H228L225 34L227 35H225L224 34V36H225V38H221L222 37V34H220L219 36H221V37H219L218 35H214V31H213ZM226 29V30H225ZM231 29V28H230ZM249 29H251V28H249ZM63 30V31H62ZM120 30V29H119ZM146 30V29H145ZM235 30V29H234ZM237 30V29H236ZM255 30V29H254ZM10 31V32H11ZM65 31V32H64ZM141 31V30H140ZM146 31H149L150 32V30H148V28H147V30ZM164 31V32H163ZM173 31V30H172ZM196 31H198V32H200L199 34H197L198 32H196ZM214 33H213V32ZM223 31V32H222ZM232 31H233V27H232ZM232 31H230V33H229V36H230V34H233L234 35V33H236V32H234V33H232ZM1 32V31H0ZM5 32H4V34H5ZM20 32V33H21ZM150 32V33H151ZM163 32V33H162ZM167 32H168V30H167ZM169 32H170V29H169ZM247 32H248V30H247ZM8 33V32H7ZM12 33V32H11ZM115 33V34H114ZM126 33V32H125ZM150 33H149V35H150ZM194 33H195V35H194ZM214 35V36H212V34ZM246 33V32H245ZM3 33H1L0 35H2ZM3 34V35H4ZM10 34V33H9ZM22 34V33H21ZM142 34H143V32H142ZM164 34L162 35V36H164ZM174 34V33H173ZM173 34H172V36L171 37H173ZM191 34H192V36H191ZM249 34V33H248ZM252 34V33H251ZM259 34V33H258ZM79 35H81L82 37H81V41H84V42H86L87 40H85V38L87 37V38H89L88 40L89 41H87V44L90 42V44L88 45V46H85L83 43H82V46H80V42L78 41L77 42V39H79L80 40V37L79 38H77V39H73V38H76V37H78ZM148 35V36H149ZM158 35V36H157ZM168 35H169V33H168ZM179 35V34H178ZM194 35V36H193ZM199 35H201L200 37H198ZM245 35V34H244ZM16 36V35H15ZM19 36H17V38L19 37ZM29 36V37H28ZM73 36H75V37H73ZM85 38H84V37ZM140 36H143V35H140ZM153 36V35H152ZM170 36V35H169ZM202 36V37H203ZM228 36V37H229ZM232 36V35H231ZM230 36V37H231ZM251 36H253V35H251ZM11 37H12V35H11ZM10 37V38H11ZM138 37V36H137ZM136 37V38H137ZM155 37V38H156ZM176 38H177V36H175ZM179 37H181V40H183L182 39V36L181 35H179ZM200 38V39H202V40H204V42H203V44L206 46L207 45V43L208 42H213L212 40H209V41H205V39H207L206 37H208V36H206L205 35V38L203 37V38ZM234 37V36H233ZM236 37V36H235ZM254 37V36H253ZM6 38V37H5ZM8 38V37H7ZM120 38V37H119ZM122 38V39H123ZM144 38V37H143ZM143 38H142V40H143ZM146 38H147V36H146ZM145 38V39H146ZM165 38V37H164ZM168 38V37H167ZM190 38V39H191ZM220 38V39H219ZM251 38V37H250ZM262 38V37H261ZM2 39V38H1ZM0 39V40H1ZM9 39V38H8ZM14 39V38H13ZM15 39H16V37H15ZM121 39V38H120ZM158 38H156V40H157ZM172 39V38H171ZM170 39V40H171ZM175 38H173V40H174ZM179 39V38H178ZM189 39V40H190ZM216 39V40H217ZM233 40H235L234 38H232ZM254 39V38H253ZM131 40H133L134 41V43H133V41H131ZM141 40V39H140ZM159 41H160V39H158ZM202 40L200 41V40H198V42L200 41V43L202 42ZM252 40V39H251ZM3 41V40H2ZM13 41H15V40H13ZM76 41V42H75ZM146 41V40H145ZM172 41V40H171ZM175 41H177L178 42V40H175ZM184 41V40H183ZM186 41H188V39H186ZM197 41V40H196ZM228 42H226L225 41V43H227L226 45H228V44H230L229 43V41L230 40H227ZM248 41V40H247ZM254 41V40H253ZM262 41V40H261ZM143 43H144V41H142ZM141 42V43H142ZM160 42H162V41H160ZM174 41H172V43H173ZM176 42V43H177ZM243 42V41H242ZM245 42V41H244ZM258 42V41H257ZM260 42V41H259ZM258 42V44H260ZM78 43H80L79 45H78ZM145 43H147V42H145ZM157 43V42H156ZM159 43V42H158ZM165 43L168 45L169 44V40H167V41H165ZM165 43H163V44H165ZM175 43V42H174ZM181 43V42H180ZM189 43V42H188ZM254 44H256L257 45V43H255V42H253ZM252 43V44H253ZM264 43V42H263ZM12 44V43H11ZM10 44V45H11ZM14 44V43H13ZM86 44V45H87ZM119 44V45H118ZM126 44H127V46H126ZM149 44V43H148ZM147 44V46H149ZM171 44V43H170ZM170 44H169V46H170ZM181 44H183V43H181ZM196 44V43H195ZM203 44H201L202 46H203ZM209 44V43H208ZM211 44V43H210ZM235 44H236V42H235ZM247 44V43H246ZM249 44H251V43H249ZM248 44V45H249ZM252 44H251V46H246V45H244V46H242V47H239V50L241 49V52L240 53H242V54H245L244 52H242L243 50H245V51H247L246 49H248V54H247V56H246V58H247V60H248V63H245V62H243V60H242V62H243V65H240L239 64V68H241V67H243L244 66V64H246V66H244L245 68V70H248V72H246V73H244L245 72V70L244 69H242V70H244V72H242L243 73V75L244 74H247L246 76V78H244L243 79V77H245V76H243L242 75V77H241V79H243V82L246 80V82H244L243 84L240 82V84H242L241 86H239V84H237V87H241L242 89H243V92H242V89L240 90V92H242V94L241 93H238L236 90H239V88L238 89H236V88H234L233 89V87H234V85H236V83H235V79H236V82L237 83H239L238 81H237V78H231V79H229L231 76H235V72H238V70H241V69H236L235 67V69L237 70H235V72L233 73V71L231 72V71H229V70H227V69H229L230 67H228L227 66V64L228 63H226L225 64V66H227V67H225L224 66V68L222 67L223 65H224V57H223V59H220V57H219V59H218V61H217V63H222V66L220 65V64H217L216 62H215V68H219V66L218 65H220L221 67V69L222 70H220V72H221V74L219 73V76H218V74H216V72H215V75H213V77L214 76H218L219 78V80H216V82H215V79L213 78V80H211V81H214L215 83H216V85H212V83L213 82H211L210 83V85L209 86H207L206 84L208 83V82H205L206 84V87H205V89H204V85H202V88H203V90L205 91H201V92H204V93H206V90H207V94H208V90L212 93V91H213V93H214V91H216L217 92V90L219 91L220 90V92H222L223 90L222 89H224V91H225V93H226V91H228V88L225 86V85H231L232 84V87H230V86H228L231 90L233 89V90H235L234 91V93H232L234 96H232V94L229 92L228 93V95L230 94V96H228V97H237L239 94H241V96L243 97V95L245 96V94H246V96H247V93H248V96L250 97V95H251V97H253V95H255V94H259V93H264V44H263V46H261V45H257V46H255L254 44H253V46H252ZM262 44V43H261ZM15 45V44H14ZM83 45H84V47H83ZM129 45H131L132 47H130ZM155 44H154V42H153V46H154ZM157 45V44H156ZM178 45V44H177ZM177 45H176V47H177ZM198 44H196V46H197ZM200 45V46H201ZM225 45V46H226ZM5 46H7L8 47V45H5ZM13 45H11V46H9V49H10V47H12ZM142 46V45H141ZM140 47L141 49L142 48H149V47ZM195 46V45H194ZM210 46V45H209ZM230 46H232L233 47V49H235V45L233 46V43L230 45ZM240 46V45H239ZM255 46V48H253ZM15 48H16V46H14ZM161 47V46H160ZM168 47V46H167ZM187 47V46H186ZM227 47V46H226ZM228 47H229V45H228ZM247 47V48H246ZM249 47H252L253 49H249ZM5 49H6V47H4ZM13 48V47H12ZM11 48V50L13 51V49ZM25 48V49H26ZM127 48H131L130 49V51L128 52V49ZM137 48H139V47H137ZM136 48V49H137ZM154 48H156L157 50H154L153 48L151 49V50H154V51H158L159 49V47H154ZM174 48V47H173ZM195 48V47H194ZM242 48H244L243 50H242ZM1 49V48H0ZM8 49V48H7ZM4 50L3 52L5 53V51H8V50ZM36 49L38 50V51H41V52H44V53H47V54H44L45 55V58L43 57V54L41 53H38V51H37V55L38 54H40L41 56H42V60H41V57L39 56V58H38V56L37 55H34L35 53H33V52H35L36 51ZM117 49V50H116ZM127 49V50H126ZM140 49V50H141ZM162 49V48H161ZM176 49V48H175ZM174 49V50H175ZM203 49V48H202ZM238 49V48H237ZM22 50H24V49H22ZM139 50V51H140ZM143 50V52L145 53V51H147V49L146 50H144V49H142ZM169 50V49H168ZM178 49H176V51H177ZM195 50H197L196 48H195ZM231 50V49H230ZM26 51H28V49H26ZM115 51V52H114ZM118 51V53H116ZM135 51H137V53H139L138 52V49L137 50H135ZM135 51H134V53H135ZM161 51V53H162V50H160ZM164 51V50H163ZM170 51V50H169ZM168 51V52H169ZM175 51V52H176ZM9 52H10V50H9ZM29 52V51H28ZM125 52L126 53H130V54H125ZM142 52V51H141ZM140 52V53H141ZM153 52V51H152ZM166 53L165 51H164V53L166 54V57L164 56H162V55H164L163 53H162V55H160L159 54V51L157 52L159 55V57L161 56V57H163L162 58V61L161 62H163L164 61V63L165 64H161L162 66H168L169 65V67L172 65V66H176L175 64H177V66H179V64H180V62H181V59H180V62L178 63V61H179V59L177 58L178 56L177 55H179V54H181L180 52H179V54H177V53H173V55H174V57L173 56H171L169 53ZM191 54H192V52L191 51H189ZM208 52V51H207ZM229 52V51H228ZM26 53V52H25ZM114 53H116L117 55H113ZM139 53V54H140ZM184 53V52H183ZM238 53V52H237ZM2 52H1V57H2ZM124 54V55H123ZM152 54V53H151ZM177 54V55H176ZM194 54V53H193ZM241 54V58H243L244 57V55H242ZM6 54H4V56H5ZM9 55V54H8ZM120 55H122V56H120ZM142 55H143V53H142ZM169 55H170V59H168L169 58ZM176 55V56H175ZM220 55V54H219ZM36 56H37V58H36ZM113 56H115L114 58H117V60H115L114 58H113ZM127 56V57H128ZM168 56V57H167ZM194 56H195V54H194ZM212 56V55H211ZM215 56V55H214ZM132 57V56H131ZM135 57V56H134ZM34 58H35V60H34ZM149 58H151V55H149ZM154 58V57H153ZM168 60H167V59ZM173 58H175L176 59V61H177V63H175V61L173 60ZM181 58H182V56H181ZM184 58V57H183ZM189 58V57H188ZM245 58V57H244ZM243 58V59H244ZM245 58V59H246ZM3 59H4V57H3ZM45 59V60H46ZM126 60H127V58H125ZM130 59V58H129ZM148 59V58H147ZM161 59V58H160ZM186 59V58H185ZM195 59V58H194ZM215 59V58H214ZM244 59V61H246ZM0 60H2L1 58H0ZM45 60H43V61H45ZM133 60H135L136 61V58L134 59L133 58ZM149 60H151L152 61V59H149ZM165 60L168 62V63H170L169 62V60L171 61V62H173L171 65L170 64H168L167 65V62H165ZM223 60V61H222ZM132 63H134L132 60H130ZM129 61V62H130ZM216 61V60H215ZM220 61V62H219ZM239 61V60H238ZM127 64H128V61H125ZM154 62H155V60H154ZM157 62V64H160V63H158V61H156ZM226 62V61H225ZM228 62V61H227ZM233 62V61H232ZM240 62V61H239ZM238 62V63H239ZM247 62V61H246ZM39 63V62H38ZM45 63V62H44ZM107 63H109V62H107ZM119 63H121V61H119ZM150 63V62H149ZM184 63H185V61H184ZM187 64H188V62H186ZM193 64H194V62H192ZM36 64H33V65H36ZM39 64H41V62L39 63ZM101 64H98L99 66L101 65ZM127 64H125L124 63V61H123V64H122V66H120L121 64H119V66L120 67H123L122 68V70L119 68L118 69V71H116L115 70V68H114V66L112 67L111 66V68L112 69H114L116 72H114V75H120V74H122L121 73V71H123V69H124V66L126 65L127 66ZM131 64V63H130ZM135 64V63H134ZM134 64H133V66H134ZM137 64V63H136ZM152 64H153V62H152ZM183 64V63H182ZM214 64V63H213ZM237 64V63H236ZM242 64V63H241ZM248 64V65H247ZM30 65L32 66V64L30 63ZM38 65V64H37ZM97 65V67H99ZM116 65V64H115ZM124 65V66H123ZM138 65V64H137ZM145 65L147 66V64H146V62H145ZM186 65V64H185ZM212 65V64H211ZM229 65V64H228ZM232 65V64H231ZM109 65H107L106 67H108ZM118 66V65H117ZM161 66V67H162ZM176 66V67H177ZM194 66H196V65H194ZM194 66H192L191 67V69L192 68H196V67H194ZM217 66V67H216ZM230 66V65H229ZM234 66H236V65H234ZM241 66V67H240ZM95 67V66H94ZM93 67V68H94ZM103 67V66H102ZM105 67V66H104ZM105 67V68H106ZM110 67V66H109ZM116 67V66H115ZM132 67V66H131ZM130 67V68H131ZM144 67V66H143ZM147 67H149V66H147ZM166 67H162V72H164V70H166ZM174 67H170V68H167V69H169V71L168 72H170V71H172V70H170V69H174ZM248 69H247V68ZM34 68V67H33ZM38 68H35V69H37L38 70ZM100 68H101V66H100ZM126 68H128V67H125V69ZM151 68V67H150ZM156 68H158V67H156ZM184 68V67H183ZM219 68V69H220ZM85 69H83V70H85ZM88 69H89V67H88ZM91 69V68H90ZM95 69V68H94ZM97 69V68H96ZM95 69V70H96ZM107 69V68H106ZM108 69H110V68H108ZM117 69V68H116ZM129 69V68H128ZM131 69H133L134 70V68H131ZM142 69V68H141ZM148 69V68H147ZM187 69H189L190 70V68H187ZM197 69V68H196ZM159 70V69H158ZM176 70V68L174 69V71ZM193 70H195V69H193ZM226 70H227V73H226ZM241 70V71H242ZM93 71V70H92ZM92 71H88L87 70V72H92ZM110 71H113V70H110ZM153 71V70H152ZM174 71H173V73H174ZM184 71V70H183ZM214 71H215V69H214ZM228 71L231 73L230 75V77L228 76ZM240 71V72H241ZM37 72V71H36ZM81 72V71H80ZM83 72V71H82ZM94 72V71H93ZM97 72V71H96ZM126 72H128V71H126ZM131 72H133V71H131ZM149 72H150V70H149ZM159 72V71H158ZM161 72V73H162ZM166 72H167V70H166ZM176 72H178V71H176ZM240 72H238V74L240 73ZM47 74L49 73V72H46ZM45 73V74H46ZM58 73H55V74H57L56 76H60V74H58ZM84 73H85V71H84ZM95 73V72H94ZM111 73V72H110ZM109 73V74H110ZM116 73H119V74H116ZM134 73H136V72H134ZM143 73V72H142ZM145 73V72H144ZM157 73V72H156ZM172 73V74H173ZM181 73H183V72H181ZM190 73H192V72H190ZM196 73V72H195ZM233 73V74H232ZM50 74V73H49ZM48 74V75H49ZM54 74V75H55ZM77 74H78V76H77ZM99 74V73H98ZM112 74V73H111ZM133 74V73H132ZM132 74H130L131 76H132ZM148 74V73H147ZM163 74V73H162ZM168 74V73H167ZM166 74V75H167ZM197 74H198V72H197ZM237 74V73H236ZM237 74V75H238ZM92 75V74H91ZM90 75V76H91ZM94 75V74H93ZM122 75H124V73L122 74ZM126 75V74H125ZM129 75V76H130ZM169 75V74H168ZM176 75V74H175ZM189 75V74H188ZM47 76V75H46ZM50 76V75H49ZM48 76V77H49ZM56 76H54V77H56ZM63 76H65V75H63ZM69 76V77H70ZM98 76V75H97ZM104 76H107V75H104ZM108 76H110V75H108ZM127 76H128V74H127ZM146 76V75H145ZM144 76V77H145ZM158 76V75H157ZM160 76V75H159ZM45 77V76H44ZM47 77V78H48ZM52 77V76H51ZM69 77H68V80H69ZM75 77L73 78L74 80H75ZM96 77V76H95ZM103 77V76H102ZM143 77V76H142ZM151 77H152V75H151ZM156 77V76H155ZM170 77V76H169ZM236 77V76H235ZM61 78H63V77H61ZM65 79H66V77H64ZM63 78V79H64ZM70 78V79H71ZM76 78V80H78ZM89 78V77H88ZM91 79H93L94 78V76H92V77H90ZM97 78V77H96ZM95 78V80L94 81H89L90 82V84H88L89 82H87V83H85V81L87 80L86 78V80L83 82L82 80H80V81H82L81 82V84L79 85V84H76L74 81H73V86H74V83L76 84L74 87L79 91V92H84L85 91V88H87V84L88 85H90V86H92L93 87V85L95 86V84H97L98 82H95L96 80H98V79H96ZM107 78V77H106ZM111 78V77H110ZM110 78H109V80H110ZM114 78V77H113ZM112 78V81L114 80V81H116L115 80V78L113 79ZM117 78V77H116ZM121 79V77H118L117 78V83L118 82H120V81H118V79ZM188 78V77H187ZM186 78V79H187ZM191 78H193V76L191 77ZM189 79L191 82H192V85L190 86V87H187V85H185V87L187 88V93H189V91H190V93H189V95L187 96V97H189V98H191V97H193V100H191L190 99V101L191 102H189V103H191V105H192V103H194V102H192V101H194V98L197 96V95H195L196 94V92H197V90H199V88L198 87H200L201 88V85H199V84H197V85H199V86H197L196 85V82L194 83L193 81L194 80H196V79H194L193 81H192V79ZM216 78V77H215ZM20 79V78H19ZM18 78L17 79H13V81H12V79L11 80H9L10 81V84H11V82H12V88H13V90H14V92H15V90L16 91H18L17 90V85L16 84H19L20 83V85H21V81L19 80ZM23 79V78H22ZM51 79V78H50ZM54 79V78H53ZM56 79V78H55ZM60 79V78H59ZM100 79H102V78H100ZM139 79V78H138ZM141 79H143V78H141ZM146 79V78H145ZM163 79V78H162ZM167 79V78H166ZM217 79V78H216ZM226 79V80H225ZM233 79V80H232ZM17 80H18V82L19 83H17ZM62 80V79H61ZM67 80V79H66ZM84 80V79H83ZM106 80V79H105ZM160 80V79H159ZM183 80H184V78H183ZM189 80L188 81H186V84H188V82H189ZM238 80H240L239 78H238ZM63 81V80H62ZM104 81V80H103ZM131 81V80H130ZM161 81H163V80H161ZM172 81V80H171ZM199 81V80H198ZM198 81H197V83H198ZM204 81H206V80H204ZM204 81H200V82H202L203 84H204ZM210 81V80H209ZM227 81H232V82H234V83H226ZM72 82V80L70 81V83ZM79 82V81H78ZM100 82V81H99ZM102 82V81H101ZM100 82V83H101ZM107 82L109 83V81L107 80ZM122 82V81H121ZM173 82V81H172ZM191 82H189V83H191ZM27 83V82H26ZM44 83V82H43ZM49 83V82H48ZM58 83V82H57ZM63 83V82H62ZM69 83V82H68ZM67 83V84H68ZM114 83V82H113ZM122 83H124V82H122ZM158 83V82H157ZM156 83V84H157ZM177 83V82H176ZM179 83H181V82H179ZM178 83V84H179ZM183 83V82H182ZM182 83H181V85H182ZM185 83V82H184ZM111 84V83H110ZM133 84V83H132ZM151 84H153V83H151ZM177 84V85H178ZM201 84V83H200ZM209 84V83H208ZM234 84V85H233ZM44 85H46V84H44ZM72 85H71V87H72ZM99 85V84H98ZM103 85V84H102ZM101 84H100V86H102ZM106 85V84H105ZM120 85H122V84H120ZM126 85V84H125ZM136 85V84H135ZM155 85V84H154ZM180 85V84H179ZM184 85V84H183ZM90 86H88V88H87V90L89 89V87ZM116 86V85H115ZM123 86V85H122ZM152 86V85H151ZM10 87V88H11ZM69 87V86H68ZM97 87V86H96ZM120 87V86H119ZM126 87V86H125ZM124 87V88H125ZM156 87V86H155ZM175 87H176V85H175ZM224 87H226V88H224ZM46 88V87H45ZM91 88V87H90ZM100 88V87H99ZM105 88V87H104ZM112 88V87H111ZM110 88V89H111ZM151 88V87H150ZM159 88V87H158ZM182 87H178V89L177 90H179L180 92L183 90V89H181ZM188 88H190V90L188 89ZM198 88V89H197ZM201 88V89H202ZM207 88V89H206ZM21 89V88H20ZM19 89V90H20ZM42 89V88H41ZM92 89V88H91ZM108 89V88H107ZM136 89V88H135ZM46 90H47V88H46ZM74 90V89H73ZM77 90H75V91H77ZM85 91V93L86 92H88V91ZM95 90V89H94ZM93 90V91H94ZM97 90V89H96ZM139 90V89H138ZM145 90V89H144ZM185 90L183 91V92H185ZM189 90V91H188ZM24 91V90H23ZM93 91H90V93L92 92L93 93ZM116 91H118V90H116ZM123 91V90H122ZM127 91V90H126ZM126 91L124 90L123 91V93L125 92L126 93ZM157 91H158V89H157ZM172 91V90H171ZM12 92V91H11ZM10 92V93H11ZM19 92V91H18ZM18 92H15L16 94H14L13 95V92L11 93V95H10V97H13L14 98V96L15 95H17V93ZM96 92V91H95ZM104 92V91H103ZM115 92V91H114ZM131 93H132V91H130ZM136 92V91H135ZM149 92V91H148ZM175 92H176V90H175ZM179 92V93H180ZM182 92V93H183ZM215 92V94H213V102L214 101H216L217 100V98H218V96H219V94H218V92L216 93ZM244 92H245V94H244ZM10 93H8V94H10ZM63 93V92H62ZM69 93V92H68ZM72 93H74V92H72ZM84 93V94H85ZM128 93V92H127ZM126 93V94H127ZM138 93V92H137ZM143 93V92H142ZM146 93V92H145ZM155 93V92H154ZM159 93H160V91H159ZM158 93V94H159ZM166 93V92H165ZM197 93H199V92H197ZM204 93H202V94H204ZM235 93H238V94H235ZM250 93V94H249ZM262 93V95L264 96V94ZM20 94V93H19ZM75 94V93H74ZM73 94V96H75ZM82 94V93H81ZM122 93H120V95H121ZM126 94H124V99H126V97L129 95H131L130 93L128 94V95H126ZM138 94H141V93H138ZM176 94H178V91H177V93ZM185 94V93H184ZM200 94V93H199ZM207 94H205V96H206V98L209 100L210 98H209V96H211V95H209V96H207ZM224 94V93H223ZM222 93H221V97L223 98V96H224V99H226L227 98V96H226V98H225V95H223ZM227 94V93H226ZM7 95V94H6ZM6 95H3L4 96V98H5V96ZM44 95H46L45 93H44ZM43 95V96H44ZM77 95H78V93H77ZM77 95H76V97L75 98H77ZM87 95V94H86ZM119 95V94H118ZM123 95V94H122ZM121 95V96H122ZM135 95V94H134ZM144 95V94H143ZM180 95H183V94H180ZM190 95H191V97H190ZM214 95H216V96H214ZM236 95V96H235ZM0 96H2V95H0ZM21 96V95H20ZM20 96H19V100L21 99L20 98ZM41 96V95H40ZM39 96V97H40ZM62 96V95H61ZM126 96V97H125ZM184 97H185V95H183ZM195 96V97H194ZM219 96V98H221ZM248 96H247V98H248ZM257 96V95H256ZM258 96H260V95H258ZM9 96H6V99L8 98ZM9 97V98H10ZM17 97V96H16ZM38 97V98H39ZM79 97H81V96H79ZM85 97V96H84ZM116 97V96H115ZM149 97V96H148ZM178 97V96H177ZM181 97V96H180ZM212 97H211V99H212ZM215 97H217V98H215ZM262 97V96H261ZM3 98V97H2ZM4 98H3V100H1V103H0V105H3V114H4V117L5 118H7V116H8V118H11V119H14V120H12V121H15V120H17V119H19V118H16V117H20V119H28L26 116L27 115H29V114H27L26 115V112L28 113V111L26 110V109H24L25 108V106L23 107V105L26 103H23L22 102V107H21V109L23 110H21L20 109V105H21V102H20V104H18L19 102H17V100L16 99H14V100H16L15 101V103H16V107H18L17 105H19V107H18V109L19 110H21L22 112H25V114L24 113H22L21 111H19L18 109H16V107L14 106L13 108H10V107H12L13 105H12V98H11V101H10V99L8 98V100H4ZM23 98V97H22ZM45 98V97H44ZM47 98V97H46ZM100 98V97H99ZM106 98V97H105ZM119 98H121L120 96H119ZM169 98V97H168ZM175 98V97H174ZM173 98V99H174ZM183 98V97H182ZM186 98V97H185ZM184 98V99H185ZM189 98H188V100H189ZM205 98V99H206ZM218 98V99H219ZM221 98V99H222ZM247 98L245 97V98H243L244 99V101L245 100H247ZM0 99H1V97H0ZM25 99V98H24ZM114 99V98H113ZM118 99V98H117ZM130 99V98H129ZM139 99H141V98H139ZM144 99H145V97H144ZM151 99V98H150ZM149 98L147 99L148 100V102L151 104V108H150V106L148 107V106H145V105H143L144 103L142 102L141 103V106L139 105V103L137 104V103H135V106L133 105L134 103H133V100H131L132 102L131 103H133L132 105H133V107H136L135 109H136V111H138L137 110V106L136 105H138L139 107H140V111H141V107H144L145 108V110H147L148 111V109L151 111V110H153V103L154 102H150V101H152V100H150ZM159 99V98H158ZM181 99V98H180ZM198 99V98H197ZM197 99L195 98V100L197 101ZM200 99H201V97H200ZM211 99L209 100V101H211ZM215 99V100H214ZM219 99V101L218 102H222V100H224V99ZM231 99V101L229 102V104L230 103H232L233 102V100H235V98L232 100V98H227V100L226 101H228V100H230ZM249 99V98H248ZM251 99V98H250ZM261 99V101H262V98H260ZM264 99V98H263ZM13 100V101H14ZM86 100V99H85ZM104 100V99H103ZM112 100V99H111ZM116 100V99H115ZM137 100V99H136ZM147 100H146V103L147 104H149L148 102H147ZM150 100V101H149ZM157 100V99H156ZM186 100H187V98H186ZM187 100V101H188ZM221 100V101H220ZM239 100V99H238ZM9 101L11 102V104H9ZM21 101V100H20ZM63 101V100H62ZM65 101V100H64ZM73 101V100H72ZM81 101H83V99H81ZM87 101V100H86ZM117 101V100H116ZM123 101L124 100H122V103H123ZM153 101H155V99L153 98ZM160 101V100H159ZM178 101V100H177ZM180 101V100H179ZM203 101H204V97H203ZM207 101V100H206ZM205 101V102H206ZM225 101V102H226ZM242 101V100H241ZM240 101V102H241ZM249 101V100H248ZM254 101H256L257 102V100L255 99ZM38 102H39V99H38ZM61 102V101H60ZM98 102V101H97ZM112 102V101H111ZM118 102L119 101H117V104H118ZM129 102V106L128 107H130L131 106V104H130V101H128ZM127 102V103H128ZM157 102V101H156ZM166 102H168V101H166ZM170 102V101H169ZM182 102V99H181V101H180V103ZM184 102H186L185 100H184ZM212 101L211 102H209V103H212L213 105L212 106H209L210 104L208 103V107L209 108H211V107H214V104H215V102L213 103ZM224 102V101H223ZM222 102V103H223ZM250 102V101H249ZM248 102V103H249ZM263 102V101H262ZM15 103L13 102V104L15 105ZM41 103V102H40ZM64 103V102H63ZM66 103V102H65ZM74 103V102H73ZM89 103V102H88ZM101 103H102V101H101ZM109 103V102H108ZM116 103V102H115ZM127 103H126V105H127ZM161 103V102H160ZM160 103H157L158 104V107H160L161 105H159ZM178 103V102H177ZM176 103V104H177ZM187 103V102H186ZM198 103V102H197ZM206 103V104H207ZM234 103H235V101L233 102V105H234ZM241 103H243V102H241ZM261 103V102H260ZM42 104V103H41ZM49 104V103H48ZM77 104V103H76ZM110 104V103H109ZM120 104L121 103H119L118 104V107L120 106ZM165 104V103H164ZM172 104H174L173 102H172ZM188 104V103H187ZM205 103H203V105H204ZM225 104V103H224ZM253 104V103H252ZM259 104V103H258ZM257 104V105H258ZM9 105H11V106H9ZM31 105V104H30ZM34 105H36V103L34 104ZM44 105H46V104H44ZM50 105V104H49ZM48 105V106H49ZM67 105V104H66ZM93 105V104H92ZM103 105V104H102ZM112 105V104H111ZM114 105V104H113ZM124 105V104H123ZM155 105H156V103H155ZM188 105H190V104H188ZM196 105V104H195ZM216 105H217V103H216ZM215 105V107H217ZM223 105V104H222ZM221 105V106H222ZM227 105V104H226ZM243 105H244V103H243ZM242 104H241V106H243ZM253 105H255V104H253ZM264 105V104H263ZM27 106L28 107H30L29 106V104H27ZM32 106V105H31ZM43 106V105H42ZM42 106H40V107H42ZM101 106V105H100ZM157 106V105H156ZM156 106H154V109H156ZM166 106V105H165ZM179 106V105H178ZM206 105H205V108L207 107ZM238 106V105H237ZM236 106V107H237ZM240 106V107H241ZM252 106V105H251ZM2 107V106H1ZM0 107V109H2ZM4 107H5V113H4ZM11 109V111L12 112H10V109ZM76 107V106H75ZM117 107V108H118ZM121 107H124V106H121ZM127 107V106H126ZM126 107H124V108H126ZM132 107V108H133ZM146 107H148V109L146 108ZM177 107V106H176ZM186 107V106H185ZM188 107V106H187ZM215 107L213 108V109H215ZM224 107V106H223ZM264 107V106H263ZM9 109V111H8V109ZM14 108L16 109V111L18 110L19 112H21L22 113V115H21V113H19L18 114V112H17V114H16V112H14L13 110H14ZM35 108V107H34ZM100 108V107H99ZM105 108H106V106H105ZM144 108H143V110H142V112L143 113H146L147 115H150V114H148L149 113V111L147 112H145V110H144ZM184 108V107H183ZM204 108V107H203ZM204 108V109H205ZM209 108H208V110H209ZM237 108H239V107H237ZM236 108V109H237ZM251 108V107H250ZM249 108V111L251 110ZM254 108V107H253ZM29 109V108H28ZM33 109V108H32ZM59 109V108H58ZM76 109V108H75ZM78 109V108H77ZM112 109H113V106H112ZM120 107H119V111H120ZM134 109V110H135ZM159 109V108H158ZM212 109V110H213ZM217 110L218 109H220L219 107L218 108H216ZM215 109V110H216ZM224 109H225V107H224ZM234 109H235V106H234ZM259 109H262V108H259ZM99 110V109H98ZM104 110V109H103ZM108 110V109H107ZM115 110H116V108H115ZM124 110V109H123ZM122 109H121V112L123 111ZM127 110V109H126ZM182 110V109H181ZM184 110V109H183ZM203 110V109H202ZM205 110H207V109H205ZM204 110V111H205ZM212 110H211V114L212 113H214L215 112V110H213L214 112H212ZM226 110V109H225ZM241 110V109H240ZM256 110V109H255ZM264 110V109H263ZM7 111H8V113H7ZM34 111V110H33ZM66 111V110H65ZM78 111V110H77ZM118 111V110H117ZM125 111V110H124ZM135 111V112H136ZM139 111V112H140ZM155 112H156V110H154ZM153 111V112H154ZM160 111V110H159ZM172 111H173V109H172ZM172 111H170V113L172 112ZM175 111V110H174ZM219 111H221V110H219ZM223 111V110H222ZM257 111H259L260 112V110H257ZM256 111V112H257ZM31 112V110L29 111V113ZM37 112H38V110H37ZM44 112V111H43ZM54 112H55V110H54ZM103 112V111H102ZM106 113H107V111H105ZM105 112H104V114H105ZM151 112L152 113V116L150 115V118H149V116H146V115H144L143 114V116L146 118V117H148V118H146V120L144 121L145 123L147 122V123H149V124H145V125H147V127L145 126V125H141V133H142V129H143V127L142 126H145L147 129H150L149 128V126H150V124H152L150 121L152 120H154L152 117H154V116H156L158 113H160V112ZM164 112H165V110H164ZM167 112V111H166ZM182 112V111H181ZM208 112V111H207ZM251 112H253V110L251 111ZM258 112V113H259ZM7 113V115H5ZM31 113H34V112H31ZM30 113V114H31ZM117 113V112H116ZM115 113V114H116ZM130 113V112H129ZM161 113H163V112H161ZM169 113V114H170ZM177 114H178V112H176ZM175 113V114H176ZM210 113V112H209ZM261 113V112H260ZM259 113V114H260ZM0 114H2V111H1V113ZM2 114V115H3ZM24 114V115H23ZM37 114V113H36ZM51 114V113H50ZM57 114V113H56ZM79 114V113H78ZM83 114V113H82ZM100 114V113H99ZM114 114V115H115ZM125 114H127L126 116H129L128 115V113H123L122 115H125ZM132 114V113H131ZM133 114H134V111H133ZM135 114H137V113H135ZM139 114V113H138ZM153 114H156V115H153ZM180 114V113H179ZM200 114V113H199ZM198 114V115H199ZM242 114V113H241ZM245 114V113H244ZM261 114H263V112L261 113ZM1 115V116H2ZM19 115V116H18ZM39 115V114H38ZM44 115V114H43ZM48 115V114H47ZM52 115V114H51ZM50 115V117H52ZM62 115V114H61ZM66 115V114H65ZM65 115H64V117H65ZM113 115V116H114ZM122 115H118L119 117L121 116V117H123ZM141 115V114H140ZM163 115V114H162ZM165 115V114H164ZM174 115V114H173ZM197 115V116H198ZM201 115H202V113H201ZM243 115V114H242ZM251 116H252V118H256V117H258V116H256V117H254V114H250ZM250 115H249V117H250ZM255 115H257V114H255ZM0 116V117H1ZM33 116L35 117V119L33 120V121H35L36 119H37V115L35 116V114H33ZM112 116V117H113ZM126 116H124L123 118H125ZM143 116H142V121L144 120V118H143ZM159 116V115H158ZM176 116V115H175ZM196 116V117H197ZM210 116V115H209ZM212 116V115H211ZM28 117H32V115L30 116H28ZM67 117H69V116H67ZM91 117V116H90ZM101 117V116H100ZM105 117V116H104ZM103 117V118H104ZM110 117V116H109ZM118 117V118H119ZM165 117V116H164ZM167 117V116H166ZM178 117V116H177ZM203 117V116H202ZM201 116H200V119L202 118ZM240 117V116H239ZM242 117H244V116H242ZM245 117H247V115L245 116ZM248 117V118H249ZM2 119H3V117H1ZM4 118V119H5ZM7 118V119H8ZM47 118H49V117H47ZM46 118V119H47ZM62 118V117H61ZM71 118V117H70ZM69 118V119H70ZM88 118V117H87ZM114 118V117H113ZM115 118H117V115H116V117ZM135 118H139L140 119V116L139 117H135ZM210 118V117H209ZM251 118V119H252ZM259 118V117H258ZM257 118V119H258ZM264 118V117H263ZM3 119V120H4ZM11 119H8L7 121L8 122H10L9 120H11ZM51 119V118H50ZM55 119V118H54ZM57 120H58V117L56 118ZM55 119V120H56ZM63 119V118H62ZM61 119V120H62ZM67 119V118H66ZM72 119H73V117H72ZM112 119V118H111ZM127 119H129L130 121H132V122H130V123H134L133 122V120L132 119H130V118H127ZM127 119H121V120H123V121H127ZM138 119V120H139ZM148 119H150V121L148 120ZM156 119V118H155ZM171 120H172V118H170ZM174 119V118H173ZM197 119H198V117H197ZM204 119H206V117L204 118ZM203 119V120H204ZM208 119V118H207ZM211 119V118H210ZM237 119H239V118H237ZM241 119V118H240ZM243 119V118H242ZM6 120V119H5ZM31 120L32 119H29V122H31ZM39 120V119H38ZM49 120V119H48ZM53 120V119H52ZM75 120V119H74ZM73 120V121H74ZM83 120V119H82ZM103 120V119H102ZM118 120H120V119H117V121ZM120 120V121H121ZM181 120V119H180ZM202 120V119H201ZM248 120H250V119H248ZM261 120H263V119H261ZM7 121H6V123H7ZM18 121V123L19 124H21L22 122H19V120H17ZM22 121V120H21ZM37 121V120H36ZM35 121V122H36ZM65 121H68V120H65ZM70 121H72V120H70ZM77 121V120H76ZM87 121H89V120H87ZM96 121V120H95ZM98 121V120H97ZM100 121V120H99ZM111 121H113V120H111ZM198 121H199V119H198ZM212 121V120H211ZM210 121V122H211ZM240 121V120H239ZM244 121H245V119H244ZM251 121V120H250ZM253 121V120H252ZM258 121V120H257ZM264 121V120H263ZM24 122L26 123H28V121L26 120H23V124H24ZM34 122V123H35ZM62 122H64V120L62 121ZM61 122V124H60V127L62 126V129H61V131H59L60 130V127L59 128H57L58 129V131L60 132H58L59 134H57V133H55V134H52V135H60L59 137L58 136H56V137H58V138H56V140H54V139H47V138H44L45 136H40V137H43V138H40L39 137V134H38V136H37V133H38V130L37 131H35V130H30V133L31 132H33L32 134L34 135H32L33 137H35V138H30V133H28L27 135H26V132L28 131L27 129H26V131L25 132H23V131H21V132H23V134L19 131L20 129H23L22 127H21V125L19 126L18 124H16L17 122H15L14 124L16 125V127H14L15 125L14 124H12V125H14V126H12L11 127V125H9L10 127V130L9 131H11L12 129H14V128H16V132H17V130L19 131V133H21L20 134V136H17L18 138L17 139H19L20 137L21 138H23V137H25V135L26 136H28L29 135V137L27 138V137H25V138H23L22 140L21 139H19L18 141H14V142H17V143H15L14 144V142H13V144H14V146L16 145L17 146V148H16V150H15V147H13V145L11 146L10 144H12V143H9V142H12L13 141V139L15 140L16 138H13L14 137V135H16V134H13L12 135V140H9L6 136V138L8 139V141L6 142L5 141V145L7 144V146H6V149L7 148H9L10 147V150L12 151L13 149L11 148V147H13L14 148V151H13V153L11 154V153H9V151L8 152H6V151H3L4 149H5V147H4V149H3V146H5V145H3V140L0 142V143H2V148H0V191L2 190V193H4L5 194V192H6V194L4 195L5 197H3V194H1V192H0V195L2 196H0L1 198H2V200L0 199V201H2L1 202V204H0V213H2V209H3V206H2V204L3 205H8L9 203L11 204V201H12V204L9 206V210L7 209V214H6V217H10V219L9 218H7V219H9V220H11V218L12 219H14V217H16L15 218V220L16 219H20L19 218V216L20 217H22V216H24V215H26V216H24L26 219H28V220H25V218L24 217H22L20 220H21V222H20V220L18 221H15V222H18V223H16V224H19L18 226L15 224V223H13L16 227L14 228L13 226H12V228H13V230L11 229V228H9L8 226L7 227H4V225L3 224H1V222H0V229H1V227H3L5 230L4 231H6V228H9V230L11 229L12 231H14V232H9V230H8V232L4 235L3 234V232H2V234L4 235V237L3 238H6L7 237V234H8V237H9V235H10V237L8 238L7 237V239H5V241L7 240L8 242L7 243H5V242H3L4 241V239H2V242H1V245H5V248H4V246L2 247L1 245H0V263H2L1 261H3L4 259V256H5V259L7 258H10V257H6V255L8 256V255H10L11 253H17V254H19L20 253V251H25V249H26V246L28 245L29 246V248L28 249H26V252L28 251L29 252V250H30V244L34 241V242H36L37 241V237H38V239H40V238H43V237H45L46 238V236H45V231H43L42 233H43V235L41 234V230L43 229L44 230V227H45V224H46V222H50V227L53 229H49V230H52V232H55V230L56 229H54L55 227H52V226H54V221H56L55 220V218H56V216H55V218L54 217H52V216H54V215H52L51 217H52V219H54V220H52V219H50V217L49 216H44V217H48V219H50V220H48L47 221V218L46 219H44V217H43V215H46L48 212L47 211H45L46 210V208H44V206H46V204H47V206H48V201H50V204H51V201H52V203H55V204H52L53 206H55V207H57V205L59 206V204H60V207L62 206V208L64 207V205L66 206H68L67 207V210L68 211H70L71 212V210H73L72 211V213L74 212V210L76 211L77 209L76 208H81V207H83V206H78V205H76L77 207L75 208V206H73L72 208H71V204L72 205H75V204H77L75 201H76V199H75V197H72L73 198V202H72V199H70L69 197V195H71V192H73L72 193V195H75L74 193H77V194H79V193H82V194H84V193H87V194H89L90 193V191H91V188H93L92 187V184L94 183V180H95V178L97 177V175L96 174H98V170L95 172V175H96V177L94 176V171L96 170H93L94 169V165L93 164H97L98 163V161L97 162H95L94 160L95 159H98L97 158V154H98V151H94L95 152V154H96V156H93V160L91 159L90 160V158H88V154L89 153H91L90 151H88L87 152V150L89 149L90 150V148H88V145L89 144H91V142L95 139V137L96 136H94V134H96V133H94V134H92L93 132H91V135L93 136V139H90L91 138V136H89V135H87V134H85V133H83L81 130L82 129H76L75 127H73L74 125H72L73 124V122H71L70 124L72 125L71 127H69V126H64L63 127V125L65 124V122H64V124ZM69 122V121H68ZM68 122H66V124L65 125H67L68 124ZM119 122V121H118ZM117 122V123H118ZM172 122H175V120L174 121H172ZM197 122V121H196ZM205 122H207V120L205 121ZM223 122H225L224 120H223ZM226 122H229V120L227 119V121ZM225 122V123H226ZM247 122H249V121H247ZM6 123L3 125V126H6ZM11 123V122H10ZM10 123H7V124H10ZM13 123V122H12ZM24 124L23 126H25V125H28V124ZM57 124H58V122H56ZM75 123V122H74ZM104 123V122H103ZM114 123H116L115 121H114ZM121 123L122 124H124L122 121H121ZM143 123V122H142ZM167 123H169V122H167ZM201 123V122H200ZM241 123V122H240ZM250 123V122H249ZM252 123V122H251ZM255 123L257 124V122L255 121ZM30 124V123H29ZM113 124V123H112ZM119 124V126H120V123H118ZM127 124V123H126ZM139 124V123H138ZM153 124H154V122H153ZM163 124V123H162ZM181 124V123H180ZM190 124H194V123H190ZM189 124V125H190ZM210 124V123H209ZM237 124L238 123H236V126H237ZM254 124V123H253ZM259 124H260V122H259ZM258 124V125H259ZM34 125V124H33ZM33 125L31 124V126L33 127ZM37 125V124H36ZM42 125V124H41ZM49 125V124H48ZM59 125V124H58ZM69 125V124H68ZM79 125V124H78ZM77 124H76V127L78 126ZM81 125H82V128H83V124L81 123ZM81 125H79V126H81ZM92 125V124H91ZM101 125H103L102 123H101ZM114 125V124H113ZM128 125V124H127ZM169 125V124H168ZM173 125H174V123H173ZM178 125V124H177ZM183 125H184V123H183ZM218 125V124H217ZM250 126H251V124H249ZM249 125L247 126L248 128H247V130L248 129H250L249 128ZM262 125V124H261ZM1 126V125H0ZM123 126H125V125H122V128H123ZM133 127V129H134V124L132 125ZM163 126V125H162ZM184 126H186V125H184ZM183 126V127H184ZM191 126V125H190ZM205 126V128H206V125H202V127H204ZM210 126V125H209ZM212 126V125H211ZM210 126V127H211ZM229 126V125H228ZM28 127V126H27ZM27 127H25V128H27ZM32 127L31 128H29V129H32ZM47 127V126H46ZM53 127V126H52ZM69 127V128H68ZM87 127V126H86ZM86 127H84V128H86ZM92 127V126H91ZM98 127V126H97ZM114 127V126H113ZM117 127V125H115V128ZM127 127H129L130 128V126H127ZM144 127V128H145ZM151 127V126H150ZM152 127H153V125H152ZM151 127V128H152ZM155 127H156V125H155ZM159 127V126H158ZM158 127H156V128H158ZM168 127V126H167ZM181 127H182V125H181ZM180 127V128H181ZM199 127H200V125H199ZM223 127V126H222ZM235 127V126H234ZM243 127V126H242ZM254 127V126H253ZM263 127V126H262ZM4 128V127H3ZM20 128V129H19ZM34 128V127H33ZM75 128V129H74ZM77 128H79V127H77ZM81 128V127H80ZM83 128V129H84ZM88 128V127H87ZM86 128V129H87ZM93 128H95V125H94V127ZM125 128V127H124ZM145 128V129H146ZM165 128V127H164ZM171 128V127H170ZM172 128H173V126H172ZM174 128H176L175 126H174ZM179 127H177V129L176 130H179L178 129ZM193 128H194V125H193ZM213 128H214V126L212 127V130H213ZM219 128V127H218ZM226 128V127H225ZM230 128V127H229ZM228 128V129H229ZM236 128V127H235ZM234 128V129H235ZM258 128V127H257ZM259 128H261V126L259 127ZM42 129V128H41ZM99 129V128H98ZM97 129V130H98ZM114 129V128H113ZM133 129H131V130H133ZM143 130V132L144 131H146V130ZM155 129V128H154ZM160 129H162V128H160ZM186 129H188V127L186 128ZM185 128L183 129L184 131L186 130ZM208 129V128H207ZM232 129V128H231ZM245 129V128H244ZM252 129V128H251ZM7 130H8V128H7ZM14 130H12L13 132H14ZM40 130V129H39ZM89 130V129H88ZM97 130H94V131H97ZM119 130V129H118ZM126 130V129H125ZM134 130H137V132H134V134L136 135V133H139L138 131V129L137 128H135ZM197 130V129H196ZM200 130V129H199ZM225 130V129H224ZM233 130V129H232ZM231 130V131H232ZM238 130H240L239 128L236 130L237 132H239ZM255 131H256V129H254ZM253 130V131H254ZM5 131V130H4ZM8 131V132H9ZM11 131V132H12ZM35 131V132H34ZM43 131V130H42ZM41 130L39 131V133L40 132H42ZM54 131V130H53ZM56 131V130H55ZM87 131V130H86ZM91 130H89L87 133H89ZM93 131V130H92ZM121 130H119V132H120ZM124 131V130H123ZM122 131V132H123ZM147 131H149V130H147ZM158 131H160V130H158ZM165 131V130H164ZM173 131V130H172ZM190 131V130H189ZM203 131H205V130H203ZM202 131V132H203ZM208 131V130H207ZM214 131V130H213ZM217 131V130H216ZM249 131V130H248ZM264 131V130H263ZM11 132H10V134H11ZM29 132V131H28ZM49 132V131H48ZM125 132V131H124ZM179 132H182V128H181V130H179ZM179 132H177V134L179 133ZM186 132H187V130H186ZM194 132H196V131H194ZM198 132V131H197ZM34 133H36V134H34ZM44 133H46L45 132V130H44ZM51 133V132H50ZM97 133H100V132H97ZM121 133V132H120ZM157 133V132H156ZM163 133V132H162ZM183 133V132H182ZM193 133V132H192ZM200 133V132H199ZM198 133V134H199ZM207 133V132H206ZM212 133V132H211ZM217 133H219V132H217ZM225 133H229V131L228 132H226L225 131ZM247 133V132H246ZM250 133V132H249ZM252 133V132H251ZM255 133V132H254ZM257 134H258V132H256ZM264 133V132H263ZM4 134V133H3ZM43 134V133H42ZM116 134V133H115ZM128 134V133H127ZM126 134V135H127ZM133 134V133H132ZM131 134V137L132 136H134V135H132ZM146 134H148V133H146ZM159 134H160V132H159ZM177 134H174L173 133V135L174 136H176ZM179 134H181V133H179ZM188 133H186L185 134V132H184V135H187ZM189 134H190V136H192L193 134H191L190 132H189ZM188 134V135H189ZM197 133H195L194 135H195V137H200V138H198V139H200V140H202L203 139V137H205V136H207V135H205V136H203L204 134H202V133H200V134H202L201 136H203L202 137V139H201V136H196V135H198ZM220 135H222L221 134V132L219 133ZM233 134H235V133H232V136H233ZM239 134V133H238ZM256 134V135H257ZM260 135H261V133H259ZM22 135V136H21ZM24 135V136H23ZM49 135V134H48ZM47 135V136H48ZM101 135V134H100ZM140 135V134H139ZM139 135H137V136H139ZM155 135V134H154ZM166 135V134H165ZM187 135V136H188ZM215 135V134H214ZM224 135V134H223ZM245 135V134H244ZM263 135V134H262ZM31 136V137H32ZM50 136V135H49ZM48 136V137H49ZM99 136V135H98ZM120 136V135H119ZM145 134H144V137H142V134H141V137L143 138V139H145ZM235 136V135H234ZM239 136V135H238ZM240 136H242V135H240ZM251 136V135H250ZM254 135H252V137H253ZM9 137V136H8ZM16 137V136H15ZM121 137V136H120ZM126 137V136H125ZM128 137V136H127ZM130 136H129V138H128V140L126 139V141H128L127 143H128V145L130 146V144H135L136 142L135 141H132V140H135L134 138H136V141H138L139 139H140V136H139V138H137L136 136L135 137H133L132 138V140H130L129 141V139L131 138ZM160 137V136H159ZM158 137V139H157V137H156V142H157V140H159L160 138ZM193 137V136H192ZM217 137H218V135H217ZM226 137H230V134H229V136H227L226 135ZM246 137V136H245ZM249 137V136H248ZM257 137V136H256ZM9 138H11V137H9ZM51 138H53L52 136H51ZM55 138V137H54ZM124 138V137H123ZM141 138V139H142ZM164 139L165 140V137L164 136H161V139ZM166 138H167V136H166ZM171 138V137H170ZM207 138H208V141H210V139L209 138H212V137H208L207 136ZM207 138H206V140H207ZM213 138L214 139H217V138H215L214 136H213ZM231 138V137H230ZM241 138V137H240ZM244 138V137H243ZM247 138V137H246ZM245 138V140L247 141V139ZM250 138V137H249ZM263 138H264V135H263ZM16 139V140H17ZM32 139V140H31ZM115 139V138H114ZM138 139V140H137ZM140 139V140H141ZM142 139V140H143ZM160 139V140H161ZM168 139V138H167ZM173 139V136H172V138H171V140ZM196 139V138H195ZM213 139V140H214ZM233 139V138H232ZM251 139V138H250ZM254 139H256V138H254ZM261 139V138H260ZM119 140V139H118ZM125 140V139H124ZM140 140H139V142H140ZM146 140V139H145ZM170 140V141H171ZM186 140V137H184V140L183 141H185ZM192 140H193V138H192ZM199 140V141H200ZM212 140V141H213ZM236 140V139H235ZM258 140H259V138H258ZM264 140V139H263ZM96 141H97V138H96ZM95 141V142H96ZM126 141H122V142H126ZM144 141V140H143ZM155 141V140H154ZM182 141V140H181ZM190 141V140H189ZM217 141H219L218 139H217ZM226 141H227V139H226ZM230 141H233V140H229V142ZM239 141V140H238ZM250 141V140H249ZM261 141V140H260ZM20 142V143H19ZM117 143H118V141H116ZM138 142V143H139ZM160 142V141H159ZM242 141H240L239 142V144L241 143ZM251 142V141H250ZM250 142H248L249 144H250ZM253 142V141H252ZM97 143V142H96ZM96 143H94V144H96ZM141 143V142H140ZM183 143V142H182ZM181 143V144H182ZM192 143H194L193 141H192ZM203 143H205V142H203ZM207 143H209V142H207ZM213 143H214V141H213ZM218 143V142H217ZM216 143V144H217ZM223 143V142H222ZM244 143H245V141H244ZM254 143H256V141L254 142ZM86 144H88L87 146H86ZM113 144V143H112ZM123 144V143H122ZM126 144V143H125ZM143 144V143H142ZM142 144L141 145H139L138 147H137V143L135 144L136 145V147L137 148H140L141 149V147H143L142 146ZM159 144V143H158ZM186 142L185 143H183L182 145H184V146H186L185 148H188V145L186 144ZM189 144H191V142L189 143ZM200 144V143H199ZM210 144H212V142L210 141ZM216 144H214L215 146H216ZM221 143H219V145H220ZM238 144V145H239ZM242 145H244V147H245V144H243V143H241ZM253 144V143H252ZM251 144V145H252ZM259 144V143H258ZM1 145V144H0ZM8 145H10V146H8ZM82 145H84V146H86V148H88V149H85V147H84V149H82ZM119 145V144H118ZM118 145H116V146H118ZM124 145V144H123ZM135 145H134V148H135ZM177 145V147L180 149V147L181 148H183V149H185L184 148V146H180V144L178 145V144H175V145H173V146H176ZM205 144H202L201 146H204ZM213 145V146H214ZM222 145V144H221ZM227 145V144H226ZM231 145H233V144H231ZM237 144H236V146H238ZM241 145V146H242ZM246 145H247V143H246ZM81 146V147H80ZM115 146V147H116ZM120 146V145H119ZM141 146V147H140ZM146 146H147V143H146ZM158 146V145H157ZM163 146V145H162ZM191 146H192V144H191ZM207 146H209V145H207ZM206 145H205V147H207ZM212 146V145H211ZM212 146V147H213ZM214 146V147H215ZM260 146V145H259ZM258 146V147H259ZM262 146V145H261ZM18 147H19V149H18ZM91 147V149H92V152H93V148H92V146H90ZM93 147H94V145H93ZM96 147V146H95ZM100 147V146H99ZM200 147V146H199ZM212 147H207V148H212ZM221 147V146H220ZM234 147V146H233ZM248 147H250V145H248ZM256 147V146H255ZM257 147V148H258ZM133 148V150H135ZM143 148H145V147H143ZM151 148V147H150ZM156 148V147H155ZM175 148V147H174ZM178 148H177V150H178ZM196 148V147H195ZM231 149H232V147H230ZM235 148V147H234ZM243 148V147H242ZM256 148V150H254L253 151V149L251 150V149H249V150H251V155H253V153H254V159L252 158V156L250 157L249 155L250 154H248L250 151L249 150H247L246 148V151H247V153L245 152V150L243 151L246 155H248V156H246L245 157V159L248 157V158H252L253 159V161H252V165H251V161H250V159H249V161H250V164H243L244 165V167L242 168V166L240 165L241 164V161L239 162V161H235V159H234V156H235V153L237 152V153H239V151H236L235 153H234V151L235 150H233V153H234V156H233V159H234V161L236 162H234L233 161V159L232 160H230L231 162H232V164H231V166L229 167L228 165H226V167L228 166V168L226 169V170H229L228 172L225 170V172L224 173H226V174H224L225 176V178L223 177L222 178V185H223V188H224V190L226 191V189H227V191H229V192H227L228 193V195H225V193H224V195H222L221 197H222V199H223V196H226L227 198L229 197V199H230V195H231V200H234V199H232V196H233V198H235V196H236V198L238 197L239 198V200H243L242 198L244 197V194H246L245 192H246V190H247V185L250 187V184L252 183V182H254L253 181V178L251 179V175H255V173H257L258 172V169L257 170H254V169H256L255 168V166H257V164H259L258 162H259V160L261 161V159H259L260 157H259V155H261V154H259V150ZM263 148H264V146H263ZM2 149V150H1ZM95 149V148H94ZM131 149V148H130ZM139 149V150H140ZM147 149V148H146ZM146 149H141L142 151H145ZM160 149V148H159ZM158 149V150H159ZM183 149H181V151L183 150ZM189 149V148H188ZM213 149V148H212ZM216 149V148H215ZM230 149V150H231ZM236 149V148H235ZM239 149V148H238ZM260 149H262V148H260ZM18 150V151H17ZM100 150V149H99ZM139 150H135V151H139ZM140 150V151H141ZM170 150H172V149H170ZM177 150H174V151H177ZM218 150V149H217ZM228 150V149H227ZM147 151V150H146ZM150 151V150H149ZM173 151V152H174ZM180 151V150H179ZM211 151V150H210ZM213 151V150H212ZM93 152V153H94ZM117 152V151H116ZM162 152V151H161ZM183 152V151H182ZM218 152V151H217ZM224 152H226V150L224 151ZM93 153H91V154H93ZM177 153H178V151H177ZM243 153V154H244ZM260 153H262V150H260ZM91 154H90V156L89 157H92L91 156ZM131 154V153H130ZM144 154V153H143ZM179 154H181L180 152L177 154V155H179ZM218 154V153H217ZM227 154V153H226ZM230 154V153H229ZM244 154V155H245ZM99 155V154H98ZM128 155V154H127ZM150 155V154H149ZM159 155V154H158ZM209 155V154H208ZM239 155V154H238ZM126 156V155H125ZM229 156V155H228ZM240 156V155H239ZM94 157H96L95 159H94ZM216 157V156H215ZM223 157V156H222ZM264 157V156H263ZM105 158V157H104ZM145 158V157H144ZM207 158H208V156H207ZM218 158V157H217ZM224 158V157H223ZM227 158V157H226ZM229 158V157H228ZM231 158H232V156H231ZM236 158V157H235ZM238 159V158H237ZM240 159V158H239ZM242 159H243V157H242ZM251 159V160H252ZM263 159V158H262ZM227 160V159H226ZM92 161V162H91ZM212 161V160H211ZM217 161H219V159L217 160ZM225 161V160H224ZM247 162H249L248 161V159L246 160ZM93 162H95V163H93ZM108 162H110V160L108 161ZM115 162V161H114ZM92 163V164H91ZM105 163V162H104ZM106 163H107V160H106ZM111 163V162H110ZM110 163H109V165H105V167L107 168V166H112V165H110ZM113 163V162H112ZM217 163V162H216ZM229 163V162H228ZM261 163V162H260ZM95 164V165H96ZM115 164V163H114ZM119 164H122V163H119ZM93 165V166H92ZM98 165H99V163H98ZM116 165V164H115ZM116 166H118V165H116ZM132 166V165H131ZM225 165H223V167H224ZM96 167H98L97 165H96ZM95 167V168H96ZM103 167V166H102ZM105 167H103L102 169H104ZM108 167V168H109ZM177 167V166H176ZM221 167V166H220ZM106 168H105V170H106ZM112 168H113V170H112ZM119 168V167H118ZM98 169H100V167L98 168ZM109 169H111V170H109L111 173L114 171L115 173H116V167L114 166H112V167H110ZM115 169V170H114ZM125 169V168H124ZM174 170H175V168H173ZM118 170H120V169H118ZM132 170V169H131ZM176 170H177V168H176ZM178 170H179V168H178ZM107 172H108V169L106 170ZM106 171H104L103 170V172H101L102 174H104L105 173V175H104V179H106V177H107V175L109 176H111L112 175V177L114 176V179L116 178L115 177V175H113V173L111 174H109V172L107 173ZM128 171V170H127ZM126 171V172H127ZM138 171V170H137ZM180 171V170H179ZM219 171V170H218ZM222 171V170H221ZM255 171H257V172H255ZM134 172H136V171H134ZM141 172V171H140ZM177 172V171H176ZM223 172V171H222ZM222 172H220L221 174H222ZM253 172H255V173H253ZM124 173V172H123ZM132 173V175H133V172H130V173H128V174H131ZM142 173V172H141ZM140 173V174H141ZM180 173V172H179ZM182 173V172H181ZM122 174V173H121ZM127 174V173H126ZM99 175V174H98ZM118 175V174H117ZM143 175H145V174H143ZM149 175V174H148ZM178 175V174H177ZM176 175V176H177ZM109 176V180L111 179V181H112V178ZM126 176V175H125ZM130 176V175H129ZM133 176H136V175H133ZM179 176H181V175H179ZM178 176V177H179ZM128 177V176H127ZM126 177V181L128 182L129 180H127V179H130V178H127ZM130 177H132V176H130ZM142 177V176H141ZM141 177H140V179H141ZM146 177L148 178V176H147V174H146ZM150 177V176H149ZM152 177V176H151ZM156 176H153L152 178H155ZM158 177L159 176H157V179H158ZM219 177H221V176H219ZM255 177V176H254ZM118 178V180L117 179H115V184L116 183H119L120 181H123V179H124V177H123V179L122 180H120L119 179V177H117ZM136 178H138L139 179V175H138V177H136ZM94 179V180H93ZM102 179V178H101ZM132 179H134V178H132ZM139 179V180H140ZM142 179H145V178H142ZM218 179V178H217ZM261 179V178H260ZM107 180V179H106ZM109 180H107V181H109ZM131 180V179H130ZM135 180V179H134ZM137 180L140 184H141V182H142V185L143 186H145V185H147L148 186V188H149V186H154V185H150L149 183L151 182V183H153L154 181L152 180V179H146L145 181L144 180ZM160 180V179H159ZM208 180V179H207ZM213 180V179H212ZM215 180H216V178H215ZM252 180V182L250 183V181ZM117 181H119V182H117ZM143 181H144V183H143ZM161 181V180H160ZM162 181H164L163 179H162ZM161 181V182H162ZM166 181H167V179H166ZM179 181V180H178ZM181 181V180H180ZM201 181V180H200ZM206 181V180H205ZM218 180H216V182H217ZM262 181H264V180H262ZM95 182H96V180H95ZM125 182V181H124ZM130 182V181H129ZM132 182V181H131ZM130 182V183H131ZM134 182V181H133ZM136 182V181H135ZM134 182V183H135ZM155 182H156V179H155ZM165 182V181H164ZM185 182H187V181H185ZM189 182V181H188ZM192 182V181H191ZM197 182V181H196ZM195 182V183H196ZM220 182V181H219ZM103 183V182H102ZM111 183H113V182H111ZM130 183H128V184H130ZM133 183V184H134ZM157 183H158V181H157ZM174 183V182H173ZM181 183V182H180ZM190 183V182H189ZM198 183V182H197ZM206 183H207V181H206ZM218 183V182H217ZM249 183V184H248ZM96 183H94L93 185H95ZM108 184H109V182H108ZM121 184V183H120ZM126 184V183H125ZM132 184V185H133ZM140 184H138V186H136V184H135V189L134 190H137V193H139V192H145L146 191V189H145V191H143L142 189L143 188H146L147 186H145V187H143L142 188V186L140 185ZM149 184V185H148ZM154 184V183H153ZM163 184V183H162ZM181 184H183V183H181ZM185 184V183H184ZM212 184H214V183H212ZM254 184V183H253ZM131 185V184H130ZM178 186H179V184H177ZM176 185V186H177ZM192 185H194V184H192ZM197 185V184H196ZM195 185V186H196ZM200 185V184H199ZM221 185V184H220ZM219 185V186H220ZM258 185H260L259 183H258ZM262 185H264V184H262ZM126 186V185H125ZM129 186V185H128ZM141 186V187H140ZM157 186H159V184L157 185ZM105 187H107V186H105ZM111 187V186H110ZM115 187V186H114ZM113 187V188H114ZM122 187V186H121ZM127 187V186H126ZM137 187H140L141 189H139V188H137ZM152 187H150V189L152 188ZM164 187H165V185H164ZM180 187H183V185L182 186H180ZM211 187H213V185L211 186ZM241 189V187L244 189V188H246V190L245 191H243V193H242V191L241 190H243V189H239V188ZM251 187H252V185H251ZM259 187H261V189H260V192H261V190H262V186L260 185V186H258V188ZM96 187H94L93 189H95ZM117 188V187H116ZM130 188V187H129ZM128 187H127V189H129ZM134 188V186H132V189ZM154 188H156V187H154ZM154 188H152V189H154ZM158 188V187H157ZM161 188H162V186H161ZM177 189H178V187H176ZM188 188V187H187ZM191 188V187H190ZM197 188V187H196ZM214 188H216V186L214 187ZM226 188V189H225ZM50 189H52V190H54V192H56L57 193V195H56V193H55V195L57 196V197H53L52 196V198H50V193H53V192H49L50 191ZM93 189H92V191L91 192H95V191H93ZM100 189V188H99ZM110 189V188H109ZM183 189V188H182ZM189 189V188H188ZM187 189V190H188ZM193 189V188H192ZM198 189V188H197ZM249 189V188H248ZM51 190V191H52ZM130 190V189H129ZM134 190H132V191H134ZM158 190V189H157ZM156 190V191H157ZM179 190V189H178ZM177 190V191H178ZM216 190H217V188H216ZM218 190H219V187H218ZM220 190H223L222 188L220 189ZM235 190H239V191H241L240 193L241 194H243L242 196H241V194L239 195V192L238 191H236V193H235ZM250 191H251V188L249 189ZM264 190V189H263ZM102 191V190H101ZM107 191H108V189H107ZM109 191H113V190H109ZM108 191V192H109ZM128 191V190H127ZM126 190H125V192H127ZM131 191V193H132V197H133V192ZM139 191V192H138ZM149 192H150V190H148ZM175 191H176V189H175ZM176 191V192H177ZM186 191V187H185V190L184 191H181L182 193H181V195H178V200L177 201H179V203L181 204V206H182V210L184 211V210H186V209H188V211L190 210V208H188L190 205V207H194V209L196 208V204L193 206V199H192V197H193V191H195V189L194 190H192V192L193 193H191L190 191H188V192H190V193H184ZM248 191V190H247ZM250 191H248V192H250ZM89 192V193H88ZM105 192H106V190H105ZM116 192V191H115ZM142 192H141V194H142ZM153 192V191H152ZM178 192H180V190L178 191ZM187 192V191H186ZM210 192V191H209ZM217 192H219V191H217ZM247 192V194H249ZM260 192H258V196L260 197L261 195H259V194H262L264 191H262V193H260ZM99 193H100V191H99ZM110 193V192H109ZM130 193V192H129ZM134 193H135V191H134ZM136 193V194H137ZM148 193V192H147ZM155 193V192H154ZM157 193V192H156ZM174 193V192H173ZM196 193V192H195ZM195 193H194V195H195ZM54 194V193H53ZM53 194H51V195H53ZM91 194V193H90ZM92 194H94V193H92ZM102 194V193H101ZM125 194H127V193H125ZM150 194H151V192H150ZM150 194H148V196H152V195H150ZM212 194V193H211ZM216 194V193H215ZM221 194V193H220ZM237 194L239 195V196H237ZM264 194V193H263ZM14 196V198H13V196ZM80 196H78V195H75V196H78V197H80V198H78V199H81V203L83 202V200L84 199H82V197H81V194H79ZM103 195V194H102ZM105 195V194H104ZM103 195V196H104ZM115 196H116V193L114 194ZM137 195H139V194H137ZM143 196H145V193L144 194H142ZM147 195V194H146ZM173 195V194H172ZM235 195V196H234ZM83 197H85V200H87L86 198L88 197H86V194H85V196L84 195H82ZM90 196H92V195H90ZM89 196V197H90ZM107 196H109V195H107ZM126 196V195H125ZM125 196H123V197H125ZM128 196V195H127ZM126 196V197H127ZM131 196V195H130ZM129 196V197H130ZM142 196V197H143ZM148 196H145V201H143V202H147V206H149L150 207V205L152 204V205H154V206H156V207H158V209H160L159 208V206L160 205H162L160 202H156V199H155V196H154V199H155V201H151V200H153L152 198H150V199H148ZM174 196V195H173ZM177 194L175 195V198L174 199H177ZM242 198H241V197ZM246 196H248V195H245V198H246ZM93 197V196H92ZM112 197V196H111ZM114 197V196H113ZM112 197V198H113ZM117 197V196H116ZM116 197H114L115 199H116ZM122 197V198H123ZM125 197V198H126ZM135 197V196H134ZM133 197V198H134ZM172 197V196H171ZM218 197H220V196H218ZM12 198L15 200V199H18V200H15L14 202L16 203L15 204V206L17 205V202L18 201H20V203H27L26 205H24V207H26V209H24V207H23V205L21 206V204L19 203V208L18 209H16L17 207H15L14 206V204H13V200H12ZM47 198H49L46 202L47 203H45V205H44V202H43V200H41L40 202H39V200L40 199H44V201L47 199ZM98 198V197H97ZM99 198H100V196H99ZM110 199L111 201L112 200H114L113 202L114 203H112V202H110V200H108L109 201V203H108V201H106L107 202V204L109 205H112L113 207H112V209H115V207H114V205L113 204H115L116 202V200L118 201L116 204L118 205V204H121V206L123 205V203H125V202H123L124 200H125V198H123L124 200L122 201V203L121 202H119L120 201V198H119V196H118V199ZM122 198H121V200H122ZM128 198V197H127ZM132 198V199H133ZM138 198V197H137ZM144 198V197H143ZM143 198H141L142 200H143ZM197 198V197H196ZM227 198H226V200H227ZM237 198V199H238ZM241 198V199H240ZM244 198V199H245ZM261 199L263 198V201L260 199V201H262L263 203L262 204H264V196H262V197H260ZM53 199H54V201H53ZM109 199V198H108ZM130 199V198H129ZM140 199V200H141ZM173 199V198H172ZM172 199H170V201L172 200ZM173 199V200H174ZM212 199V198H211ZM214 199H216V198H214ZM228 199V200H229ZM236 199V200H237ZM247 199V198H246ZM70 200H71V202H70ZM96 200V199H95ZM94 200V201H95ZM131 200V199H130ZM129 200V201H130ZM171 201V202H174V201ZM238 200V201H239ZM57 201H58V204H57ZM88 201H91V199H88ZM87 201V203H90V202H88ZM127 201V200H126ZM139 201V200H138ZM159 201V200H158ZM176 201V200H175ZM176 201V202H177ZM218 201V200H217ZM237 201V202H238ZM244 201V200H243ZM78 202V201H77ZM92 202V201H91ZM162 202V201H161ZM223 202H227V201H225V200H223L222 202H220V203H223ZM232 202V201H231ZM245 202V201H244ZM43 203V204H42ZM68 203H69V205H68ZM84 203V202H83ZM82 203V205H84L85 206V204H83ZM86 203V202H85ZM86 203V205H87V207H89L88 208V210L90 209V206H88V204ZM100 203H102V202H100ZM133 203V202H132ZM142 203V202H141ZM160 203V205L159 206H157L158 204ZM164 203H165V201H163V205H164ZM240 203V202H239ZM241 203H243V202H241ZM261 203V202H260ZM57 204V205H56ZM79 204V203H78ZM106 204V205H107ZM115 204V206L117 207V205ZM148 204H150V205H148ZM169 204H172V203H169ZM176 204H178V203H176ZM176 204H174V206L176 205ZM183 204V205H182ZM44 205V206H43ZM90 205V204H89ZM93 205V204H92ZM99 205V204H98ZM104 205V204H103ZM109 205V206H110ZM126 205V204H125ZM130 205V204H129ZM168 205V204H167ZM217 205H219L220 206V204L219 203H217ZM14 208L13 210L12 209H10V208H12V207ZM49 206H51V205H49ZM94 206V205H93ZM101 206V205H100ZM120 205L118 206L120 209L121 208H123V207H121ZM166 206V205H165ZM177 206V205H176ZM264 206V205H263ZM7 207V206H6ZM22 207H23V209H22ZM60 207H58L57 208V211L59 212L62 208H60ZM104 207H106V206H104ZM117 207V208H118ZM125 208H126V206H124ZM144 207H145V204H144ZM168 207H169V205H168ZM171 208H172V206H170ZM169 207V208H170ZM216 207V206H215ZM222 207V206H221ZM221 207H219V208H221ZM225 207H227V205H225ZM20 208H21V212H20ZM65 208V210H66V207H64ZM79 208V209H80ZM85 207H83V209H84ZM94 208V207H93ZM95 208H96V206H95ZM99 208V207H98ZM101 208V207H100ZM107 208V207H106ZM116 208V209H117ZM146 208H148V207H146ZM153 208H155V207H153ZM179 208V207H178ZM230 208V207H229ZM5 209V208H4ZM45 209V210H44ZM51 209H52V207H51ZM56 209V208H55ZM71 209V210H70ZM110 209V208H109ZM109 209H104V211H101L100 210V212H102V214H100V213H98V214H100V215H102L101 217H103V219H105L106 218V220H104V222H105V228H107L108 226V228H110L111 227V225L113 224L112 222L114 221L112 218H111V220H112V222H110L109 221V216L108 217H105L104 216V213L103 212H105V210H106V213L108 214L109 212H107ZM109 210V211H115V210ZM120 209H118L117 211L118 212H120ZM149 209V208H148ZM150 209H152V208H150ZM261 209H262V207H261ZM263 209H264V207H263ZM11 210V211H10ZM23 210H25L23 213H22V211ZM48 210V209H47ZM64 210V209H63ZM65 210L64 211H62L61 210V212H63V213H65ZM95 210V209H94ZM98 210V209H97ZM103 210V209H102ZM124 212H126V210L125 209H122ZM122 210H121V212H122ZM164 210H166L165 208H164ZM170 210V209H169ZM168 210V211H169ZM193 210V209H192ZM221 210H223V209H221ZM220 209L219 210H217V211H221ZM45 211V212H44ZM50 211V210H49ZM57 211H56V213H57ZM77 211H79V210H77ZM76 211V212H77ZM89 211H92V210H89ZM88 211V212H89ZM163 211V210H162ZM167 211V210H166ZM177 211V210H176ZM187 211V210H186ZM185 211V212H186ZM215 211H216V208H215ZM216 211V214L218 213ZM259 211V210H258ZM264 211V210H263ZM4 212V211H3ZM8 212H9V214H8ZM47 212V213H46ZM55 212V211H54ZM61 212L60 213H57V214H60V215H62L61 214ZM67 212V211H66ZM70 212H69V215H70ZM83 212V211H82ZM95 212V211H94ZM96 212H98V211H96ZM121 212H120V214H121ZM172 212H174V211H171V213ZM182 212V211H181ZM184 212V213H185ZM222 212V211H221ZM12 213V214H11ZM31 213H33V217L35 218L36 216H37V222L36 223H33V222H29V221H31V220H29V218H31L32 217V214ZM44 213H46V214H44ZM50 213V212H49ZM56 213H53V214H56ZM93 213V212H92ZM113 213V212H112ZM116 213V212H115ZM123 213V212H122ZM169 213V212H168ZM176 213H178V211L176 212ZM180 213V212H179ZM178 213V214H179ZM183 213V212H182ZM181 213V214H182ZM188 213H189V215L191 214V212H187V214L186 215H184V217L186 216V218H188L189 216H188ZM195 213V212H194ZM200 213V212H199ZM223 213H225V210H223ZM223 213H221V214H223ZM228 213V212H227ZM4 214V213H3ZM30 214V217L29 216H27V215H29ZM36 214V215H35ZM66 214V213H65ZM97 214V215H98ZM118 214V216H119V213H117ZM126 214V213H125ZM170 214V213H169ZM180 214V215H181ZM197 214V213H196ZM214 214V213H213ZM219 214V213H218ZM221 214H219V217H220V215ZM241 214V213H240ZM2 215V214H1ZM9 215V216H8ZM12 215V216H11ZM35 215V216H34ZM48 215V214H47ZM51 215V214H50ZM59 215V216H60ZM96 215V214H95ZM100 215H99V217H100ZM163 215H164V213H163ZM174 215V214H173ZM177 215V214H176ZM192 215L194 216V214L192 213ZM199 215H201V214H199ZM258 215V214H257ZM115 216V215H114ZM166 216V215H165ZM164 216V217H165ZM188 216V217H187ZM222 216V215H221ZM224 216V215H223ZM4 216H2V218H3ZM63 217H64V214L62 215V221H59L58 220V217H57V220H58V224H60L59 222H67V220L65 221V219L66 218H68L67 216L66 217H64V219H63ZM71 217V216H70ZM77 217V216H76ZM83 217H84V215H83ZM86 217V216H85ZM97 217V221H98V223L97 224H101L100 226H102V224L104 223L103 222V219L101 218V220L99 219V217L98 216H96ZM126 217V216H125ZM169 217V216H168ZM168 217H166V219L165 220H167V218ZM178 217H179V215H178ZM190 217H192V216H190ZM200 217V216H199ZM243 217V216H242ZM1 218V219H2ZM5 218V217H4ZM34 218L32 219V221H36V220H34ZM61 218V217H60ZM108 218V219H107ZM114 218V217H113ZM128 218V217H127ZM173 218H174V216H173ZM176 218V217H175ZM174 218V219H175ZM180 218H181V216H180ZM180 218H178V219H180ZM186 218H184V219H182L181 218V220L183 221V223L179 226V224L178 223H176L177 221V219H175L174 221H175V223L176 224H178V226L179 227H181L180 229H181V231L182 232H184L183 233V235H185V232H186V229H188L187 227H188V223H189V218H188V220H186ZM193 218V217H192ZM230 218V217H229ZM0 219V220H1ZM22 219H24V220H22ZM115 219H117V217L115 218ZM162 219V218H161ZM164 219V218H163ZM168 219H170V218H168ZM194 219V218H193ZM216 219V218H215ZM221 219V218H220ZM61 220V219H60ZM64 220V221H63ZM74 220H76V218L74 219ZM79 220V219H78ZM127 220V219H126ZM125 220V221H126ZM192 220V219H191ZM196 220V219H195ZM222 220V219H221ZM53 221V222H52ZM68 221H69V219H68ZM80 221V220H79ZM78 221V222H79ZM83 221V220H82ZM99 221H100V223H99ZM106 221H108V223L106 222ZM117 221V220H116ZM115 221V225L113 224V226L115 227L116 226V222ZM128 221H130V220H128ZM164 221V220H163ZM169 220H167V221H164L165 223L164 224H169V223H167ZM171 221V220H170ZM179 221V220H178ZM188 221V223H186ZM212 221H213V219H212ZM3 222H5V221H3ZM8 222V221H7ZM13 221L11 220V223H12ZM73 222V221H72ZM112 223L111 225H110V223ZM131 222V221H130ZM129 222V223H130ZM181 222V221H180ZM193 222V221H192ZM206 222V221H205ZM231 222V221H230ZM264 222V221H263ZM51 223H52V226H51ZM56 224H57V221L55 222ZM64 223H61L62 224V226H64L63 224ZM94 223V222H93ZM121 223V222H120ZM123 223V222H122ZM127 223V222H126ZM162 223V222H161ZM172 223V222H171ZM8 224V223H7ZM6 224V225H7ZM56 225V227H59V228H61L59 231H61L62 232V230H63V228L61 227V224L60 225ZM67 224H68V222H67ZM67 224H66V226H67ZM76 224V223H75ZM81 224V223H80ZM96 224V225H97ZM108 224V225H107ZM191 224V223H190ZM197 224V223H196ZM195 224V225H196ZM199 224V223H198ZM260 224H261V222H260ZM3 225V226H2ZM42 225V226H41ZM70 225H71V223H70ZM79 225V224H78ZM86 225V224H85ZM88 225V224H87ZM122 225V224H121ZM132 225V224H131ZM200 225V224H199ZM219 225V224H218ZM233 225V224H232ZM11 226V225H10ZM39 226H40V229H39V231L40 232H38L37 230H38V228H39ZM74 227V225L72 224L71 225V227ZM100 226H98L99 228H101ZM118 226H119V224H118ZM124 227H126L125 225H123ZM123 226H122V228H123ZM163 226V225H162ZM165 226V225H164ZM170 226V225H169ZM168 226V227H169ZM173 226V225H172ZM174 226H175V224H174ZM173 226V227H174ZM198 226V225H197ZM206 226V225H205ZM42 227V228H41ZM47 227V228H46ZM46 229L48 230V226L46 225ZM68 227V226H67ZM71 227H70V229H71ZM72 227V228H73ZM75 227H76V225H75ZM104 227H103V229H104ZM167 226H165V228H166ZM171 227V226H170ZM176 227V226H175ZM175 227H174V229H175ZM190 227H194L193 225L192 226H189V228ZM225 227V226H224ZM107 228V229H108ZM112 228V227H111ZM116 228V227H115ZM115 228H113L114 230H115V233H117L116 232V229ZM121 228V229H122ZM131 228V227H130ZM129 228V224H128V227L127 228H123L124 229V231H123V229H122V231H119L118 233V235H120V233L122 232L123 233V236H122V238H117L118 239V243H123L125 240H126V242L127 243H129L131 246L130 247H132L131 248V250L133 249V248H135L134 246H132V244H134V243H136V240L138 239V238H136L135 239V232H133V229H130ZM132 228H134V226L132 227ZM163 228V227H162ZM200 228V227H199ZM228 228V227H227ZM45 229V230H46ZM64 229H66L67 230V228L65 227ZM118 229H120V227L118 228ZM120 229V230H121ZM170 229V228H169ZM178 229V228H177ZM192 229H194V228H192ZM192 229H190V230H192ZM195 229H196V227H195ZM198 229V228H197ZM203 229V228H202ZM225 229V228H224ZM2 231H3V229H1ZM47 230H46V232H47ZM48 230V231H49ZM57 230H58V228H57ZM78 230V229H77ZM76 230V231H77ZM134 230H136L135 228H134ZM164 229H162V231H163ZM172 230V229H171ZM58 231V232H59ZM106 231V230H105ZM110 231H111V229H110ZM110 231H108V232H110ZM161 231V232H162ZM175 231V230H174ZM173 231V232H174ZM177 231V230H176ZM188 231V230H187ZM196 231H198V230H196ZM201 231V230H200ZM205 231H207V230H205ZM219 231H221V230H219ZM227 231V230H226ZM57 232V231H56ZM58 232L57 233H55V234H57V235H59L60 234V232H59V234H58ZM78 232V231H77ZM107 232V231H106ZM111 232H113V230L111 231ZM136 232H137V230H136ZM139 232V231H138ZM165 232V231H164ZM172 232V231H171ZM171 232H170V234H171ZM182 232H179V233H182ZM189 232V231H188ZM187 232V233H188ZM192 232H195V231H192ZM225 232V230L223 231V233ZM38 233H40L41 234V237L39 236L40 234H38ZM75 233V232H74ZM167 233H169V231L167 232ZM178 233V232H177ZM176 233V234H177ZM186 233V234H187ZM196 233V232H195ZM229 233V232H228ZM49 234V233H48ZM53 235H54V233H52ZM51 234V235H52ZM63 235H64V232L62 233ZM62 234L60 235V236H62ZM111 234H113V233H111ZM173 234V233H172ZM172 234L170 235V236H172ZM175 234V238H176V235ZM189 234V233H188ZM187 234V235H188ZM200 234V233H199ZM225 234V233H224ZM2 235V236H3ZM52 235V236H53ZM115 235H117V234H115ZM114 235V236H115ZM122 235V234H121ZM162 235V234H161ZM192 235V234H191ZM223 235V234H222ZM221 235V236H222ZM60 236H57L56 238H58V237H60ZM65 236V235H64ZM68 236L69 235H67V238H68ZM71 236V235H70ZM78 236V235H77ZM111 236V235H110ZM141 236V235H140ZM169 236V235H168ZM168 236H166V237H168ZM169 236V237H170ZM182 236V235H181ZM194 236V235H193ZM199 236V235H198ZM224 236V235H223ZM49 237H50V235H49ZM49 237H48V239H45L46 240V243H47V241L48 240H50L49 239ZM53 237H55V235L53 236ZM112 237V236H111ZM165 237V236H164ZM165 237V238H166ZM174 237H172V239L173 240H176V239H174ZM197 237V236H196ZM1 238V237H0ZM55 238V239H56ZM61 238V237H60ZM60 238H58V240L60 241L61 239H62V241H55V244L57 243V248H59L58 247V245L60 246V248L62 249L61 250V252H63V253H65L66 254V252H67V250H66V252L64 251V249L63 248H65V247H67V246H69V249H71V247L72 246H70V243L71 242H69V245H67V243L68 242H65L67 239L65 238L64 239V241H63V236H62V238L60 239ZM179 238V237H178ZM43 239V245H45L44 244V240ZM54 239V238H53ZM52 239V240H53ZM111 239H113V238H111ZM121 239H125L124 241H122ZM145 238H143V240H144ZM186 239V238H185ZM191 239H193L192 237H191ZM262 239H263V237H262ZM261 239V240H262ZM32 240V242H30ZM69 240V239H68ZM140 239H138V241H139ZM146 240V239H145ZM144 240V242H145V245L147 244L146 242L147 241H145ZM181 240H182V238H181ZM180 240V241H181ZM199 240V239H198ZM203 240V239H202ZM73 241V240H72ZM115 241V240H114ZM166 240L164 239V242H165ZM169 240L167 239V243H170V242H173L172 240L170 241V242H168ZM179 241V240H178ZM184 241H186V243H187V240H184ZM264 241V239L262 240V242ZM29 242H30V244H29ZM34 242H33V244H34ZM40 242V241H39ZM41 242H42V240H41ZM51 242H54V240L53 241H51ZM200 242V241H199ZM223 242V241H222ZM230 242V241H229ZM3 243V244H2ZM116 243V242H115ZM138 243V242H137ZM139 243L140 244H142L143 242H141V240L139 241ZM174 243H175V241H174ZM179 243V242H178ZM183 243H185V242H183ZM7 244V245H6ZM35 244H37V243H35ZM79 244V243H78ZM82 244V243H81ZM128 244V245H129ZM171 244V243H170ZM225 244H227V243H225ZM263 244H264V242H263ZM39 245V244H38ZM40 245H41V243H40ZM67 245V246H66ZM117 245V244H116ZM119 245V244H118ZM117 245V247H119ZM128 245H126V246H128ZM149 245V244H148ZM148 245H147V247L146 246H144L145 248H150V247H148ZM164 245V244H163ZM169 244H165L164 246H166V247H172L171 245H169ZM177 244H175V246H176ZM179 245V244H178ZM185 245V244H184ZM183 245V246H184ZM46 246V245H45ZM47 246H49V244H47ZM52 246V245H51ZM55 247H56V245H54ZM53 246V248L52 249H54L53 251H55L56 249H55V247ZM84 246V245H83ZM115 246V245H114ZM123 246H125L124 245V243H123ZM126 246H125V249H126ZM139 246H141V245H139ZM196 246V245H195ZM40 247V246H39ZM44 247V246H43ZM63 247V248H62ZM112 247V246H111ZM117 247H116V249H115V251L117 250ZM129 247V246H128ZM186 247V246H185ZM197 247H198V245H197ZM222 247L223 246H221V250H222ZM37 248V247H36ZM68 248V247H67ZM67 248H65V249H67ZM108 248V247H107ZM113 248V247H112ZM120 248V247H119ZM136 248H138V246L136 247ZM145 248H143V250L145 249ZM165 248V247H164ZM172 248H174V247H172ZM178 248V247H177ZM228 248H229V246H228ZM49 249V248H48ZM52 249H51V251H52ZM120 249H122V247L120 248ZM141 249H142V247H141ZM167 249V248H166ZM165 249V250H166ZM171 249V248H170ZM170 249H167L166 251H169ZM199 249V248H198ZM18 250H19V253H18ZM39 250V249H38ZM41 250V249H40ZM39 250V251H40ZM72 250V249H71ZM70 250V251H71ZM75 250V249H74ZM82 250V249H81ZM111 250H113L114 251V249H110V251ZM124 250V249H123ZM130 250V249H129ZM146 250V249H145ZM144 250V251H145ZM171 250H173V249H171ZM176 250V249H175ZM211 250V249H210ZM43 251V250H42ZM45 251V250H44ZM46 251H47V248H46ZM53 251H52V253H53ZM57 252L58 251H60V249L59 250H56ZM55 251V252H56ZM69 251V250H68ZM104 251V250H103ZM105 251H107V250H105ZM113 251H111V252H113ZM120 251H122V250H120ZM125 251V250H124ZM124 251L122 252L123 254H121L122 256H126V254H124ZM134 251H135V249H134ZM136 251H137V249H136ZM148 251V250H147ZM165 251V252H166ZM228 251V250H227ZM30 252H31V250H30ZM34 252H35V248H34ZM36 252H37V249H36ZM54 252V254L56 255L57 254V252L55 253ZM78 252V251H77ZM117 252H118V250H117ZM138 252V251H137ZM150 253H152L151 251H149ZM164 252V253H165ZM172 252V251H171ZM21 253H23L24 255L26 254L25 252H21ZM33 253V252H32ZM42 253L43 252H41L40 254H41V256H42ZM47 253H48V251H47ZM50 253V252H49ZM62 253V254H63ZM69 253V252H68ZM106 253V252H105ZM104 253V254H105ZM116 253V252H115ZM120 253V252H119ZM126 253V252H125ZM162 253V252H161ZM160 253V254H161ZM211 253V252H210ZM227 253V252H226ZM225 253V254H226ZM22 254V256L21 257H23L24 255ZM35 254V253H34ZM59 254H61V253H59ZM109 254H110V252L108 253V258H109ZM111 254H113V253H111ZM158 254V253H157ZM156 254V255H157ZM163 254V253H162ZM232 254V253H231ZM13 255V254H12ZM27 255V254H26ZM25 255V256H26ZM29 255V254H28ZM27 255V256H28ZM39 255V254H38ZM50 255V254H49ZM102 255V254H101ZM118 254L116 253L115 254V256H117ZM120 255V254H119ZM120 255V256H121ZM128 255V254H127ZM155 255V256H156ZM165 256H166V254H164ZM171 255V254H170ZM169 255V256H170ZM14 256H16V255H14ZM30 256H32V255H29V257ZM43 256H45V253H44V255ZM52 257H53V255H51ZM56 256H59L58 254L56 255ZM72 256V255H71ZM106 256H107V254H106ZM112 256H114V255H112ZM131 256H133V254L131 255ZM130 256V257H131ZM168 256V257H169ZM13 257V256H12ZM20 257V258H21ZM39 257V256H38ZM60 257V256H59ZM127 257V256H126ZM18 258V257H17ZM33 258H35V257H33ZM49 258H51V257H49ZM63 258V257H62ZM66 258V257H65ZM98 257H96V260L98 261V259H97ZM107 258V257H106ZM106 258H104V259H106ZM120 258V257H119ZM118 258V259H119ZM122 258V257H121ZM136 258V257H135ZM226 258H228V257H226ZM6 259V260H7ZM29 259H31V257L29 258ZM27 260V262L28 261H30V260ZM37 258H35V260H36ZM39 259V258H38ZM38 259L36 260V261H38ZM41 259V258H40ZM43 259V258H42ZM56 259V258H55ZM59 259V258H58ZM57 259V260H58ZM100 260L102 259V258H99ZM116 259H117V257H116ZM126 259V258H125ZM139 259V258H138ZM137 259V260H138ZM225 259V258H224ZM6 260H4V261H6ZM16 260V259H15ZM21 260V259H20ZM24 260H25V258H24ZM32 260V259H31ZM68 259H66L65 261H67ZM70 260V259H69ZM94 260H95V258H94ZM96 260H95V262H96ZM103 260V259H102ZM121 260V259H120ZM119 260V261H120ZM136 260V261H137ZM169 260V259H168ZM167 260V261H168ZM18 261V260H17ZM21 261H23V259L21 260ZM33 261H34V259H33ZM41 261V260H40ZM40 261H39V263H40ZM61 261V260H60ZM59 261V262H60ZM79 261V260H78ZM106 261V260H105ZM114 261H116V260H114ZM118 261V260H117ZM118 261V262H119ZM129 260H127V262H128ZM229 261V260H228ZM16 262V261H15ZM14 262V263H15ZM24 262V261H23ZM72 262V261H71ZM100 262V261H99ZM98 262V264H100ZM103 262V261H102ZM113 262V261H112ZM19 263V262H18ZM22 263V262H21ZM25 263V262H24ZM30 263V262H29ZM32 263V262H31ZM30 263V264H31ZM35 263V262H34ZM56 263H57V261H56ZM56 263H54V264H56ZM114 263V262H113ZM132 263H133V261H132ZM137 264V262H134V264ZM8 264V263H7ZM16 264V263H15ZM35 264H37V263H35ZM64 264V263H63ZM82 264V263H81ZM93 264V263H92ZM97 264V263H96ZM131 264V263H130ZM228 264V263H227Z\"/></svg>",
    "mask_w": 264,
    "mask_h": 264
}]
</instances>
